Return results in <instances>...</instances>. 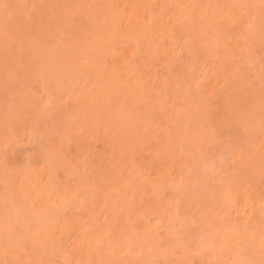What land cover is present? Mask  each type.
I'll return each instance as SVG.
<instances>
[{"label": "rangeland", "instance_id": "rangeland-1", "mask_svg": "<svg viewBox=\"0 0 264 264\" xmlns=\"http://www.w3.org/2000/svg\"><path fill=\"white\" fill-rule=\"evenodd\" d=\"M10 1V0H9ZM12 1V0H11ZM10 1V2H11ZM15 2H16V0H14ZM14 1H12L13 2V4L11 5L12 7H13V5L15 4H19L18 6H14L16 9H17V13H18V18H22L23 17V19H18V23H17V26H21L22 27V29L24 28L25 30H27L26 32L24 31V30H22V29H18V33L19 34H23V36L22 37H20V38H22V39H20V42L17 40V38L19 37V35H17V30H15V29H17V28H20V27H15L14 29L12 28V26H11V24H10V22H8V24H10V25H8V24H6V27L4 28V29H2V30H0V31H4L5 32V29H6V31L8 32V30L10 31V33H8V35H7V32H5V37H4V33L2 34V32H0V38H1V36H2V38L0 39V89H2V90H0V91H2L1 93H3V92H5L4 94H1L0 96V144H1V146H0V153H1V155H0V166H4V167H2L0 170H2V169H5V168H8V169H10V170H12L13 168L15 169V172H11L10 170V172L11 173H14V174H12V175H9V179H7L6 177L8 176V174H6V173H10L9 171H6V173H5V175L2 173V174H0L1 176H0V180H6L7 182H9L10 184L12 183V181H14L15 180V178H16V180H17V178H18V180L21 182V184H22V177L24 176V173L23 172H25V176H24V178L27 176L28 177V179H29V181L26 179H24V183H27L28 182V184H30V183H32L31 184V186L30 187H32V185H33V181H34V179H35V181H36V178H33V176L32 175H34L35 174V172H38L39 174H40V176L43 174V176H44V171L46 170V168L45 169H43V172H42V174H41V168L40 167H42L43 166V164H40L41 162H42V160H43V156L42 155H47V154H44L45 152H43L44 150H43V148L45 149V151H46V148H47V152L49 153L52 149L54 150H52V152H54V153H56L55 155H60V154H62V152H64L65 151V148H64V151H61V153H59V151L60 150H58L57 148H62V147H66V153H65V155H64V153H63V155L64 156H66V155H69V157H70V155H72V157H70L71 158V160H70V158L68 159L67 157H64V158H66V160L68 159V165H64V166H62V167H59V169L58 168H55V167H58V165L57 164H60L59 163V160L57 159L58 157H56V156H54V160L53 161H56L55 163H52L53 161H51L50 163L52 164H50L51 166H46L47 167V171H48V168L49 167H52V168H55L56 170H54V169H52V168H50L49 169V173H51V174H49V175H47L46 174V172H45V176H47V177H51L50 179L48 178V180H47V178H45L44 177V179L46 180H43V176H41L40 177V179H38V177H39V175L37 176V182H36V184H37V187L39 186H43L44 184H46V183H48L47 184V186L49 187H47L46 185V187H45V189H44V191L46 192V190H49L50 189V191H51V189H52V191L49 193V191H47L46 193L47 194H50V195H54V191L56 190V191H58V192H55V196L56 197H58L57 199H60V198H62V197H66V194H65V196H64V193L66 192H68L67 190L69 189V191H72V193H69L68 192V194H70V195H72L73 196V202H72V205H76L77 206V204H79V201H81L82 202V204L84 205V206H82L81 208L80 207H78V206H81L82 204H79L78 206H77V208L76 209H74V207H76L75 205H74V207L71 205V203H69L70 201H68L67 203L66 202H64V203H66V207L69 205H71L72 207H65L64 209V211L62 212V214H61V212L59 211L60 210V208L58 209V211H56V216L59 214V215H61V219H59L60 217L58 216L57 218L58 219H56V216H52V214H53V212H47V213H42L40 216L39 215H34L36 218H38L39 220H41L40 218L42 217V216H44L45 215V217H42V219L47 223V224H45L46 226H44V224H43V222H40L39 220L37 221V223L39 222V224H41L42 226H44V228L47 230V227H48V229H51V230H48L47 232H49L50 233V231L52 232L54 229H52V227L54 226V224L56 225V223H57V225L56 226H58L57 227V229L55 228V227H53V228H55V230H58V231H55V232H61L59 235H57V237H58V239L54 236V235H56V233H54V235H53V237L55 238V239H57V240H54V242L56 241L57 243H59L60 241H62V242H60L58 245H59V248H58V246L57 245H55V246H53L54 248H58V249H53V247H52V245H51V248H48V249H45V250H51V249H53V251L56 253V255H55V253H53V252H49V253H53V255L51 254V256H48V254H45V253H47V252H45V250L44 251H41V250H43L44 248H46V247H49L50 246V244L48 243V245H44V246H46V247H44L43 249L41 248V247H37V250H38V254L40 255V257H41V259L39 258V257H37L38 255H34L35 256V258L38 260V258H39V260H38V262L40 261H45V263L46 264H64L63 263V261L64 260H62V258H64V257H60L62 254L61 253H57V251H60L62 248H65V251H67V252H65L66 254H67V257H68V255L71 253V255H73V256H69L68 258H67V260L69 259V261H68V263H70V264H73V263H77V264H83L84 262H83V260H85L86 259V255H87V257L88 258H91V259H86V261L88 260H91L90 262H85L86 264L88 263V264H92L93 262H95V264H97L96 262H97V259H98V261L100 260V262L101 263H98V264H106V262L107 261H110L111 262V260L113 259V258H117V256H115L116 255V253L118 254V252H116L115 254H113V258H112V256L110 257V254H112V253H114V252H112V253H110L112 250L114 251V245H112V243L110 244V242H109V240L110 241H112L113 239H114V237L115 238H117L116 236H118V234L116 235V233L117 232H119V230H120V233L121 232H123V230H124V228L126 229L127 227H126V224H127V226L129 227L127 230H131L132 229V226L134 225V224H141L142 225V221H144V219H145V217H146V222L144 221V223H147V222H152V223H150L149 225L147 224V226H149V228H153V231H151V229H149V228H146V229H144V231L143 232H145V230L147 231V229H148V231L150 230V232H151V234H150V232H148L149 233V235L148 236H151V237H149L151 240H153V242L154 241H159V244H157V245H154V246H156V247H158L159 246V248H157L158 249V253H155L154 255H153V257L154 256H156V257H158L157 255H161L160 254V252L159 251H161V253H163L164 252V250L165 249H163V245L165 244L166 245V243L165 242H167L166 241V239L169 237V236H171V235H168V237L166 238V239H164V236L166 235L167 236V234H164V231H165V228H166V231H165V233L167 232V230L170 232V229H171V226L172 227H175V225H174V220L176 221V223L178 222L179 223V219L182 221V222H185V224L187 225V226H185V224L184 223H181L183 226L181 227V225H180V227H179V224H176V227L178 228V229H180V233L181 234H183L182 235V238H181V235L179 234V231H177L178 232V234H179V238H175L176 240H180L181 239V241H183V237H185V238H188V240L187 239H185L184 238V241L186 242V241H189V242H191L192 244H190L189 242V244L188 245H190V246H187L188 248H186L185 246V248L184 249H186V251L182 248V252H183V254H182V252H181V249H179L178 248V243H177V241H175L174 240V236H172L171 237V241H173V242H171V243H169L170 245L171 244H177V247L175 248V247H171L170 245V247L168 246V244H167V248L168 249H166V251L167 252H164V253H166V254H168V257L167 258H169L170 259V261H169V259L166 261H164V259H162V258H165V256L162 254V256H164V257H162V256H160V258L161 259H159L158 258V261H160V262H158V263H156V264H163V263H165L166 264V262H167V264H169L170 262H171V260H172V262H171V264H219V263H223V264H264V252L262 251L263 249H262V247L264 246V239H262V238H259V240H258V243L257 242H255V241H257L256 240V238L258 239V236L259 237H261L260 236V233H257V237H254L255 235L253 234H251L252 233V231H254V233H255V230L256 229H258V227H260L259 225H256V227L257 228H255V227H253V229H251L250 230V233H249V231L247 232H245V233H248L246 236H244L245 234L243 233V238L245 239V237H248L249 239H247V241H246V239L244 240L243 238V241H245V242H240V244L237 242L238 240H240V239H236L237 241H235V243H233L234 244V248L236 249H234L233 247L231 248V246H232V244L231 245H229L227 242H224L225 241V239H224V235H223V239H224V241L222 240V232L223 231H221L220 230V227L222 228V230H224V228H226V227H228V223H230L231 222V224H232V222H236V219H238L237 217H239L238 215L237 216H233V215H235L233 212H232V209L230 210V213L232 214V217H231V214H230V216H225V217H231L230 219H226V222H227V220H230V221H228L227 223L224 221V219L225 218H223L224 216H222L223 214H221L217 209H219V207H218V205H215L216 207H217V209H216V207H214L213 205L214 204H212V203H214V201H215V203H217L218 202V200L220 201V199H219V197L220 196H222V195H220V196H218V195H214L213 193H214V191H218L219 190V188H222V187H224V186H226V185H228V180H229V182L232 184V182H233V185L234 184H236V186H237V189H239V191L240 192H243L244 190H246V192L250 195L249 197H251V200H253L254 202H258V201H263L264 200V149H262V148H264V135H262V137H261V134H263L264 133V82H262L263 80H262V78L264 77V75H262V74H264V72L262 73L261 71H263V69H264V34H261L262 33V31L261 30H263V29H260V27H262L263 25H264V0H256L255 1V3H257V4H255L254 5V1L253 0H244V1H248L250 4H248V3H246V5H245V7L243 6V4L245 3H243L242 4V2H241V0H226V2H228L229 1V3H231L230 5H232L233 4V6L235 7H233V6H231L230 8H232V10H233V8L238 12V14L235 12V10H233L235 13H234V15H235V17H236V15H239V14H247L248 15V12H249V10H248V12L246 13V12H243V11H247L246 9H244V8H247L248 6L247 5H252V3L250 2V1H252L253 2V5L254 6H251L250 8H248V9H251V11H250V13L252 12V10L254 11V13L255 14H253V13H251L252 14V16H253V23H255L256 22V24H258V27L259 28H257V30L256 31H258V29L261 31L259 34H260V37H259V35L258 36H256V37H259L258 39H257V41L255 42V41H253V40H251V42L249 43V45L246 43L245 44V42L244 43H242L241 41H240V39L241 38H239V41L237 42V41H235V42H237L236 44L235 43H233L232 42V40L238 35V33H237V30H235L236 31V33H237V35L236 36H234V38H232L233 36V34L231 35V37L228 35V34H226L224 31H226L225 29H227V28H225V26H226V24L224 25V28L225 29H223V22L225 23V21H222V23L220 22V20H222V17H223V15H220V13H222V11H227L229 8H228V3H225V6H224V8H222L223 6V4H224V1H222L221 2V0H219V2H221V4H219V2H217V4L215 5V10H214V5H213V12H212V9H210L209 11H207V12H202L201 11V9L203 10V8L205 7V9H206V7H207V5H208V7L209 8H212L211 7V5H209L210 3V1L209 0H203V2H206L205 3V6H204V4H202L201 5V3L199 2V1H197V0H192L193 1V3H192V1H189V0H187V2L189 1V4L187 5L186 4V0H185V2H184V0H161V2H160V4H158V1H156V0H154L153 1V4H151L152 6L155 4V7H152L151 9H150V11H149V9H147V8H150L151 7V5H150V7H149V0H129L130 1V3H129V5L127 4V9H129V7H130V9L131 8H134L133 10H136L135 9V7H138L139 8V6L141 5V4H143V5H141L142 7L141 8H146V11H147V13H149L150 12V14H152L151 16H153L154 17V14H155V17L154 18H156V17H162V18H164V19H160L162 22H163V24H165V27H166V25L168 26V28H167V30H164V31H162L161 29H158L159 28V25L158 24H162V23H160L161 21L160 20H158V22L159 23H157V26H153L154 25V23H152L153 25H151L152 26V28L153 27H155L158 31L159 30H161V32H163L162 33V35H161V33H160V35L161 36H157V37H162V36H164V35H166V33L167 34H171L172 32V35L173 36H175V34H176V39H174L176 42H172L173 43V46H171L170 45V40H172L171 38H172V35L170 36V34H169V36L171 37L170 39L169 38H167L166 36H168V35H166V36H164V37H166V39H165V41H164V39H157L156 38V40H153V41H151V42H154L153 44L150 42V41H148L147 42V40H144V39H142V41L140 42V45H138V47H139V49H142L144 46H146V43L147 44H149V43H151L152 44V47H151V44H150V46H148V47H151L152 49H151V51L153 50L154 51V53L153 52H149L148 53V49H150V48H146V49H144L148 54H147V56H146V52L143 50L142 51V54H144V55H141V53H140V50H139V52H137V50H132L135 46H133V47H131V46H129L128 44H126V47H125V45L124 46H122V47H120V39L119 38H117V36L115 35L114 36V33H116L117 35L118 34H120V32H121V34L123 33L122 31H120L119 29L120 28H122L123 26H121L122 25V23L123 22H121L120 23V21L118 20V22L120 23V25L117 23V21H116V24H117V26H119V29L117 28V26L115 25V27L119 30V32L116 30V28L115 29H113V34H111L110 32H108L109 31V29H108V27L109 26H107V22H108V20H110L111 18H113L114 16H113V14H111L112 16H110L109 15V17H111L110 19H106L107 20V22H104V20H102V17L104 16V14L105 15H107L108 13H111L112 11L110 10L111 9V6L109 7L110 9V11H108V13L106 14V12H104V10L103 9H105V11H106V9H107V7L105 8V5L104 4H107L108 6H109V4L107 3V1H110V0H105V3H103L104 2V0H71V1H68V0H66V2L68 1V3H63L64 2V0L62 1V4H61V2H59V3H57L56 1L57 0H53V1H51V0H40V3H41V1H42V3H43V5H41L40 6V4H38V6H40L41 8H39V10H40V12L38 13V11L39 10H37L38 9V7L37 6H34V5H36L37 4V0H34V2H33V0H28V1H26V0H24V3H25V9H26V11H27V9L31 6V8H32V6H33V9L31 10L30 8L28 9V11L26 12L25 10V12L26 13H24V14H22V11H20V10H18V9H21L22 7H23V5L24 4H22L23 3V0H18L16 3H14ZM19 1H22V5L20 4V2ZM30 1V2H29ZM33 3H32V2ZM45 1V2H44ZM76 3H75V2ZM82 2L84 5H80V4H78L79 5V7H76L77 5H75V4H77V2ZM85 1V2H84ZM92 1V3H89V2H91ZM97 1V2H96ZM98 1L100 2L99 4H98ZM103 1V2H102ZM113 1V0H112ZM111 1V2H112ZM122 1L123 0H114V3H116V4H119V5H122ZM126 1H128V0H126ZM183 1V2H182ZM212 1H214V0H212ZM217 0H215V2H216ZM11 2V3H12ZM48 2V3H47ZM50 2L51 3H53V4H55L56 3V5H53V4H51L50 5ZM70 2V3H69ZM73 2V3H72ZM102 2V3H101ZM181 4H180V3ZM28 3V4H27ZM30 3H31V5H30ZM35 3V4H34ZM38 3H39V1H38ZM71 3H72V5H74L75 6V8H78L77 9V11H80L81 12V6L82 7H84V9H86L87 7V9H88V11H92V13H91V15L90 16H88L89 17V19L87 18V16L85 17V19L87 18L88 19V21H80L79 20V22H78V18L81 16L82 17V15L81 14H78V15H74V14H76V9H74V12L73 13H71L70 11H71V9H73L74 7L73 6H71ZM113 3V2H112ZM128 3V2H127ZM165 3V5L164 6H166V8H164V6H163V4ZM167 3V4H166ZM191 3V4H190ZM200 3V4H199ZM34 4V5H33ZM70 4V9H69V6H66V5H69ZM88 4V5H87ZM91 4V6H89ZM96 4V5H95ZM140 4V5H139ZM158 4V5H157ZM178 4H180V6H178ZM187 5V6H183V8L185 9L186 7H187V9L188 10H190L191 8H193L194 9V7H196V9H195V11L196 10H199L198 12H199V14L197 15V14H195V11L193 10V9H191V11H190V13L192 12V11H194L193 12V14L191 13V18H190V13H189V11L187 10V16L189 17H187L188 19H186L185 17H183V14L184 15H186V11H185V13H184V10H182L183 8L181 7L182 5ZM235 4V5H234ZM21 5V8L19 7ZM27 5H29V6H27ZM47 6V7H45V6ZM85 5H86V8H85ZM92 5H94V9L92 8L93 6ZM110 5H111V3H110ZM126 4L124 3V6H125ZM137 5H139V6H137ZM157 5V6H156ZM159 5L161 6V7H163L164 9H162L163 11H165L166 12V9H172V10H167L168 11V14H167V12H166V14L167 15H165V13H157V8L156 7H159ZM176 5L179 7V10H180V12L182 13L183 12V14L182 15H180V12H179V16H180V18L179 19H177L179 16L177 15L178 14V12H176L177 11V9H178V7H176ZM196 5V6H195ZM221 5V6H220ZM42 6H43V8H42ZM54 6H58V7H60V8H58L57 7V9H56V7H54ZM65 7L66 6V8L67 9H63V7ZM100 6H102V8H99ZM103 6H104V8H103ZM148 6V7H147ZM190 6V7H189ZM203 8H202V7ZM218 6H220V7H218ZM243 6V7H242ZM247 6V7H246ZM27 7V8H26ZM35 7V8H34ZM49 7V10H52V8H53V12H54V10H56L54 13L53 12H51L50 11V13H48L49 11H47L48 8ZM52 7V8H51ZM73 7V8H72ZM167 7H169V8H167ZM176 7V8H175ZM190 9H189V8ZM200 7H201V9H200ZM208 7H207V9L206 10H208ZM226 7V8H225ZM37 8V9H36ZM80 8V9H79ZM97 8H99V9H101V10H99V12H100V15H101V11L103 10V13H102V16H100L99 14H98V10L96 11V9ZM155 9L156 8V10H155V12H154V10H152V9ZM181 8V9H180ZM198 8V9H197ZM218 8H219V10H220V12L218 13L217 12V14H215L214 13V11H217L218 10ZM221 8H222V10H221ZM35 9L37 10L36 12H35ZM42 9H44L43 11H45L46 10V12H41V10ZM67 10V11H69V15H70V13H71V15L69 16V15H67V11H66V13H62V10ZM69 9V10H68ZM86 9V10H87ZM95 10V11H93V10ZM175 11H174V10ZM224 9V10H223ZM242 9H243V11H242ZM31 12H30V11ZM61 10V11H60ZM86 10H84V13L86 14ZM142 11L144 10V9H141ZM152 10V11H151ZM162 10H158V12H162ZM205 10V11H206ZM60 11V12H59ZM139 11V10H138ZM137 10H136V12L135 13H140V12H138ZM145 11V12H146ZM149 11V12H148ZM172 11V12H171ZM210 11H211V13H213L214 15H212L211 13H210ZM242 11V12H241ZM0 12L2 13H4V11L2 10H0ZM56 12H58V13H56ZM80 12H78V13H80ZM82 12H83V10H82ZM170 12V13H169ZM174 12V14H175V12H176V16H178V17H176L174 14V16L171 14V13H173ZM197 12V13H198ZM225 12H223L222 14H225ZM240 12V13H239ZM5 13H6V11H5ZM32 13H33V16L34 15H41V16H43V15H45V17H48L49 15H47L46 16V14H50L52 17H54V16H56L57 18H58V16H59V19H57L56 17H55V19H50V18H48V19H46L45 20V18H44V20L45 21H47V23L48 22H50V25L48 24V30L49 31H52V32H49L50 33V35H49V33L48 34H43L42 32L43 31H40V29L38 30L37 29V26H35V24L36 23H39L38 22V20H33V19H35V17H37V16H35V17H33V19L31 18L32 17ZM93 13H97V15H98V20H100L99 22L97 21V30H99L100 32H101V30L100 29H102L103 30V33L104 34H106V32L107 33H109L108 34V38L107 37H105L104 36V34H102V32L99 34V36L100 35H103V36H101L100 37V39H103L102 37H104V39H103V41L101 40L100 41V39L99 40H97V38H95V36L98 34H96V33H94V32H92L94 29L96 30V25L94 24L95 23V21H96V16L95 15H92ZM154 13V14H153ZM189 13V14H188ZM203 13H205V14H203ZM249 13V14H250ZM26 14H31V15H28L27 16V20L31 23V25H29L27 22H25L24 21V15H26ZM52 14H55V15H52ZM73 14V15H72ZM87 14H88V12H87ZM169 14H171V17L169 16ZM201 14V15H200ZM203 14V15H202ZM207 14H208V16H207ZM210 14H211V16L213 17L214 16V19H215V15L217 16L218 15V18L216 17V22L217 23H219V25H221V27L222 28H219L218 27V29H220V31H223L225 34H226V36L228 37V38H231V42L227 39V37L222 33V36H225L224 38L227 40H225L226 41V44L225 45H227V42L229 41L231 44H229V45H227V47L225 46V45H223L222 46V49L220 50V52L219 53H221L222 51H224V52H226L225 54H221V57H220V54H219V56H218V58L219 59H217V60H215L214 58L216 57L217 58V56H215V57H212L211 59L210 58H208L209 60L207 61V57H211V56H208L209 54H205L204 52L203 53H201L200 54V52H201V49L198 51L197 50V52H199V53H197L195 50H196V48H194V47H192V45L194 44V42H195V39L197 38V32L198 33H200V30L198 31L197 29H196V27H200V25H201V27L200 28H202V30H201V33L202 34H204L203 35V37L207 40V42H206V49H207V51L209 50V47L210 46H213L212 45V43L210 44V42H209V40L208 39H212L213 38V35L210 33V31L211 30H207V27L210 29V27L211 26H209V25H211L212 24V26H213V22H215L214 20H213V18L211 17L210 18ZM21 17H20V16ZM58 15V16H57ZM63 15L64 16H66V17H63ZM147 15V14H146ZM163 15H165L164 17H163ZM201 17H200V16ZM221 16V18H220V16ZM242 15V16H243ZM243 16V17H248L247 15L246 16ZM255 15V16H254ZM4 17V14L2 15V14H0V18L1 17ZM31 16V17H30ZM41 16H39V17H37V18H40ZM68 16L69 17H72V16H74V17H72L70 20L68 19ZM75 16H77L78 18H77V26H76V28L78 29V31L76 30V28H74L73 27V30L74 31H72V26H74L73 24H71L70 25V27H69V29L68 30H71L74 34H78L80 31L82 32V30L81 29H83L82 28V26H83V24H85L86 23V25H88V27L86 28V29H88L87 30V32H86V29L84 30V34H85V32L87 33V34H82L83 35V39L84 38H86V37H89L90 38V36H91V38H90V40L91 41H88V42H90V43H88L87 42V40H88V38H87V40L86 39H84V40H86L85 41V43H84V46H85V44H86V42H87V44H86V48H82L83 46V44L82 45H79V44H81V43H79L80 41H77V40H75V42H74V38H73V35L71 34V33H69V31H68V34H67V31L65 30V31H62V33L64 34L65 32H66V34L67 35H64V39H63V37L60 35V32L58 31V32H56L57 31V29L56 28H59V24H58V22L57 21H59V23L61 22V21H63V22H61V23H63V24H66L67 25V21H70V22H72L71 20H73V21H75V19H76V17ZM93 16V18H91ZM169 16V19H172V20H170L171 21V23H173L172 25H170L171 23L169 22V20L167 19V17ZM172 16H173V18H175L174 19V21H173V18H172ZM181 16L184 18V19H182L181 18ZM193 16H194V18H193ZM197 16V17H196ZM203 16H206L205 18H202ZM251 15H249V17H250ZM3 17H2V19H3ZM60 17H62V19L64 18L65 19V21H66V19H68L67 21H66V23H64V20H60ZM108 17V18H109ZM238 17H240L239 19L241 20V19H243V21L245 20V18H243V17H241L240 15L238 16ZM256 17V18H255ZM42 18V17H41ZM84 18V17H83ZM106 17H104V19H105ZM153 18V19H154ZM197 18H199L198 20L199 21H197ZM201 18V19H200ZM206 18H208V24H207V21H204V20H207ZM213 21H211L210 19ZM263 18V19H262ZM1 19V20H2ZM57 19V20H56ZM79 19H81V18H79ZM84 19V20H85ZM86 19V20H87ZM91 19V20H90ZM94 19V20H93ZM191 21H194V23H195V21H197L199 24H194V25H192V27H194L196 30L193 32V28L191 29L190 27H191V24L193 23V22H191ZM247 20L248 19H250V18H246ZM262 19V20H261ZM0 20V21H1ZM22 21V22H20V21ZM43 20V21H44ZM54 20V21H53ZM83 20V19H82ZM112 20V22H115V18L114 19H111ZM110 20V21H111ZM164 20V21H163ZM177 20H181V21H183V22H181L182 24H183V27H180V29H182V30H177L175 27V25H174V23L176 24V23H178L179 24V21L177 22ZM186 22H185V21ZM191 22H189V21ZM203 20V21H202ZM223 20H225L224 18H223ZM254 20H255V22H254ZM23 21H24V23H27V24H25V26L27 25L28 26V28L26 29L25 28V26H22V25H24V23H23ZM36 21V22H35ZM39 21H40V24H46V22H44V23H42L41 22V19H39ZM166 21V22H165ZM173 21V22H172ZM211 21V22H210ZM250 21H252V18L250 19ZM259 21V22H258ZM22 23V24H20V23ZM56 22V24H58L56 27L54 26V28H55V30L53 29V28H51V24H54ZM83 22V23H82ZM94 22V23H93ZM112 22L110 23V24H112ZM153 22H155V21H153ZM157 22V21H156ZM165 22V23H164ZM207 24V26H205L204 25V27H203V24H205V23ZM215 22V23H216ZM245 22V21H244ZM263 22V23H262ZM34 23V24H33ZM60 23V24H61ZM82 24L81 25V27H80V24ZM88 23V24H87ZM99 23V24H98ZM181 23L179 24V26H182L181 25ZM187 23H189V25L187 24ZM252 23V25H254L255 26V28L257 27L256 26V24H253ZM259 23L260 24H262V25H259ZM14 24V23H13ZM56 24H54V25H56ZM74 24H75V22H74ZM170 25V27H169V25ZM185 24H187V25H185ZM32 25H33V28H34V26H35V30H33L31 27H32ZM62 25V24H61ZM76 25V24H75ZM100 25H102V26H104V28L102 27V26H100ZM106 25V26H105ZM109 25V24H108ZM124 25V24H123ZM177 25V24H176ZM197 25H199V26H197ZM218 25V24H217ZM7 26H11V27H7ZM26 26V27H27ZM89 26H90V30H91V32L89 31ZM111 26V25H110ZM112 26H113V24H112ZM161 26V25H160ZM164 26V25H163ZM171 26H173V28L171 27ZM175 26V27H174ZM188 26H190L189 28H188ZM196 26V27H195ZM227 26H229V25H227ZM253 26V27H254ZM29 27H30V29H29ZM67 28V26H65L64 25V27H62L61 26V29L62 28ZM80 28V31H79V28ZM92 27H94V29L92 28ZM158 27V28H157ZM177 27H178V25H177ZM185 27V28H184ZM85 28V27H84ZM169 28L172 30H174V28H175V30H177L176 32H174L173 30L172 31H170L169 30ZM179 28V27H178ZM186 28H188L187 30H186ZM199 28V29H200ZM206 28V29H205ZM230 28H233V27H230ZM262 28H264V26L262 27ZM13 29V30H12ZM36 29L40 32V33H42L43 35H40V33L38 34L37 33V35H36V33H34L35 31H36ZM53 29V30H52ZM93 29V30H92ZM222 29V30H221ZM22 30V33L20 32ZM31 30V31H30ZM116 30V31H115ZM153 30V29H152ZM183 30H185V31H188V32H186L187 33V35H188V37L186 36V34L183 32V34L181 33V32H178V31H183ZM192 31L193 32V36L194 35H196L195 36V39L191 42L190 41V39L189 38H192L191 36H189V34L190 35H192V32H190V31ZM208 31L209 32V34L207 33L206 34V31ZM213 30V29H212ZM230 30H232V29H230ZM228 31L230 34L233 32V31ZM37 31V32H38ZM53 31H55V32H53ZM70 31V32H71ZM105 31V32H104ZM111 31V30H110ZM158 31H156V33H157V35H159V33H158ZM165 31H167V32H165ZM203 31V32H202ZM226 31V32H227ZM28 32V33H27ZM36 35V38H35V35L33 36V33ZM78 32V33H77ZM81 32H80V34H81ZM88 32H90V33H92V35H89L90 33H88ZM112 32V31H111ZM160 32V31H159ZM177 32H178V34L179 33H181L182 34V36H180V34H179V37L177 36ZM227 32V33H228ZM263 32H264V30H263ZM26 33V34H25ZM53 33V34H52ZM57 33H59V35L57 34ZM152 33V35H153V32H151ZM155 33V32H154ZM235 33V32H234ZM235 33V34H236ZM56 34V35H55ZM80 34L77 36V35H75L76 36V38L78 39V37L80 38L79 40H81V36H80ZM96 34V35H95ZM111 34V35H110ZM164 34V35H163ZM185 34V36H186V38H187V40L189 39V43L191 44H189L188 42H187V40L186 41H184V35ZM206 34V35H205ZM234 34V35H235ZM24 35H25V37H24ZM30 36V38H29V36ZM38 35H40L41 37L43 36V38H41L40 36H38ZM44 35L45 36H47V37H44ZM71 35V36H70ZM107 35V34H106ZM113 35V38H115V39H113L112 40V42H114V44H112V42L111 43H109V37H111ZM156 35V34H155ZM240 35V34H239ZM263 35V36H262ZM7 36H9V37H7ZM12 36H14V38L12 37ZM31 36H33V40H34V42H31L32 41V37ZM60 36V37H59ZM67 36H68V38H67ZM207 36H209V38L206 37ZM26 37H27V40H28V38H29V40H28V44H25L24 42H23V39L24 40H26ZM51 37V38H50ZM61 37H62V39H61ZM69 37L72 39H69ZM92 37H93V40H92ZM164 37H162V38H164ZM175 37H173V38H175ZM181 37V38H180ZM241 37V36H240ZM13 38V39H12ZM75 38V39H76ZM105 38H107V40L106 41H108V43H107V45H106V48H111L110 47V45H113V48L114 47H116V49H115V51H116V53H114V55L115 54H117V57H116V55H115V57H111V59L109 60V59H107L108 58V56H110V55H108V52L109 51H107L106 52V48L104 47V45L106 44V42H104L105 41ZM151 38L153 39V36H151ZM177 38H179V39H181V40H179L178 39V41H180V42H177ZM183 38V39H182ZM194 38V37H193ZM11 39H12V41H11ZM16 39V40H15ZM19 39V38H18ZM43 39V41H39V40H42ZM68 39V40H67ZM82 39V40H83ZM119 39V40H118ZM147 39V38H146ZM151 39V40H152ZM154 39H155V36H154ZM169 39V40H168ZM236 39V38H235ZM259 39L263 42H261V41H259ZM10 40V41H9ZM26 40V41H27ZM82 40H81V42H82ZM174 40H172V41H174ZM192 40V39H191ZM197 40V39H196ZM224 40V39H223ZM237 40H238V38H237ZM242 40V39H241ZM30 41V42H29ZM38 41H39V43H38ZM45 41V43H43ZM50 41V42H49ZM77 41V42H76ZM92 41H93V43H96V45L95 44H93L92 45ZM99 41V44H102L103 42V45H99L97 42ZM111 41V40H110ZM143 41H146L145 42V44H143ZM161 41H162V43H161ZM37 42V43H36ZM41 42V43H40ZM46 42H49V43H46ZM52 42V44H50ZM74 42V43H73ZM119 42V43H118ZM159 42L161 43V44H159ZM187 42V43H186ZM228 42V43H229ZM239 42H241L242 44H245L246 45V47L248 46H250V44L254 47L253 49H255L256 51H257V53H256V51L254 50H251L250 51V48L252 49V46L249 48V50H247V51H249L250 53H252V51H253V53H254V55H256V57L257 58H255L254 57V55L252 54V56H250L251 54L249 53V52H247V53H245V55L246 54H248L249 53V57H252V58H249L248 56H247V58H246V56L245 55H243V52H241L240 54L241 55H243V56H241L240 54H239V52L241 51H239L238 49H240V48H238L239 46H238V43ZM20 43V44H19ZM38 44V45H36V44ZM121 43H122V40H121ZM158 43V44H157ZM171 43V44H172ZM178 43H185V44H187V45H189V48H188V46L186 45H184V46H182L183 44H181V45H179ZM208 43H209V45H208ZM255 43V44H254ZM262 43V44H261ZM27 45V46H25V51L27 52L28 50H29V52H25L23 49H22V47H24L23 45ZM33 46H32V45ZM34 44H35V46H39L40 48H38L37 49V47H35L34 46ZM44 46V47H42V45ZM74 44V45H73ZM88 44H90L91 46H92V48L93 49H98V51H99V55H98V51L97 50H90V49H87L88 47H89V45ZM98 44V45H97ZM116 44V45H115ZM234 44L235 45H237V48L238 49H236V46H234ZM261 44V45H260ZM117 45H119V47L118 48H120V49H117ZM159 45V46H158ZM165 45V46H164ZM177 46L175 49L176 50H178L179 49V46L182 48H185V49H182V50H178V52L175 50V54L173 53V49L174 48H172V47H175V46ZM239 45H241L240 43H239ZM255 45V46H254ZM32 46V47H31ZM46 46V47H45ZM82 46V47H81ZM98 46H103L102 48L101 47H98ZM143 46V47H142ZM191 46V47H190ZM195 46V45H194ZM242 46V45H241ZM240 46V47H241ZM261 46V47H260ZM31 49V48H35V50H38V51H36L35 52V50L34 49H32V50H30L29 48ZM98 47V48H97ZM147 47V46H146ZM163 47H165V48H167V47H170V49H167L168 51H165L164 49L165 48H163ZM193 48H194V50H193ZM212 48H214V46L212 47ZM227 48V49H226ZM229 48V49H228ZM42 49V50H41ZM81 49H84L85 51L86 50H88L87 52H85L84 54H83V50H81ZM188 49V51H187V53H186V51L185 50H187ZM204 50H205V47L203 48ZM202 49V51H204ZM19 50V51H18ZM22 50V51H21ZM34 50V51H33ZM44 50V51H43ZM100 50L101 51H105V53L103 52H100ZM108 50V49H107ZM117 50H119V53H118V51ZM169 50H171V51H169ZM189 50H191V51H195L196 52V55H195V53H192L191 51L189 52ZM212 50V49H211ZM237 50L239 51V52H237ZM42 51V52H41ZM89 51H90V55H88L89 54ZM92 51V52H91ZM94 51H96V53L94 52ZM131 51L133 52V53H135V52H137L138 53V55H136L137 53H135V55L133 54L132 56H134L133 58H131L132 56H130L131 55ZM163 53H162V52ZM165 51V52H164ZM185 51V52H184ZM213 51V50H212ZM212 51H209L208 53H210V52H212ZM23 54H22V53ZM95 53V55L93 54V56H94V58H92L91 56H92V53ZM143 52H145V53H143ZM170 52V53H169ZM206 52V51H205ZM258 52L260 53L259 55H258ZM19 53V54H18ZM46 53V54H45ZM80 53H81V55H80ZM88 53V54H87ZM103 54L104 55V57L106 56L105 54H107L108 56L106 57V61H105V63L106 64H108L107 66H105L106 68H104V67H102V65H99V63H98V61H97V59H95V56H96V58L97 57H99V58H104V57H102L101 56V54ZM111 53V52H110ZM113 53H112V55H113ZM151 53V54H150ZM157 53V54H156ZM172 53V54H171ZM263 53V54H262ZM49 54V55H48ZM120 55V57L122 58V62L124 63L125 61L127 62V63H125V65L127 66H130V64H135L134 65V68H132V69H130L129 71H131V73H129L128 74V71L126 72V70H124L125 71V75L127 74V75H129V77H127V75L126 76H124L123 75V72L124 71H122V74H120V72H121V70H119L120 69V67L121 66H119L118 64H119V62L116 64V62H115V60H117L116 58H118L119 57V55ZM178 54V55H177ZM190 54V55H189ZM197 54L199 55H202L203 54V56L204 57H206V58H204V59H206V62H205V60H202V63L204 64V62H205V65L203 66V64H199V66H198V63L197 62H199L198 61V59H199V56H197ZM212 53H210V55H211ZM19 55V56H18ZM23 55V56H22ZM83 55H85L84 57H86V55H88L87 57H89V58H87V62H86V60H84L83 59ZM148 55H150L151 56V58H146V57H148ZM189 55V57H187ZM22 56V57H21ZM82 56V57H81ZM142 56H145V58L144 57H142ZM169 56V57H168ZM172 56H175L174 58L172 57ZM192 56H196L195 57V60H193L191 57ZM172 57V58H171ZM198 57V58H197ZM201 57L202 56H200V59L199 60H201ZM239 57V58H238ZM18 58V59H17ZM38 58V59H37ZM90 58H92L93 60H91ZM112 58L114 59V60H112ZM190 58V59H189ZM255 58V59H254ZM260 58H262V60H263V62L261 61V59ZM48 59H50L49 60V63H47V65H46V62H47V60ZM88 59H90V60H88ZM95 59V60H94ZM132 59V60H131ZM146 59V60H145ZM169 59L171 60L172 59V65L171 64H169L170 63V61H169ZM174 59V60H173ZM203 59V58H202ZM240 59H242L241 60V62L243 63V65H242V63L240 62ZM244 59H246V61H247V59H248V61H247V63H245V60ZM257 59H259L258 60V62H257ZM20 60H22V61H20ZM36 60H37V62H36ZM102 60H105V58L104 59H102ZM107 60H109L108 62H107ZM118 60H119V58H118ZM117 60V61H118ZM250 60H254L253 62H254V64L255 65H253L255 68H251V62L252 61H250ZM18 61H20V63L18 62ZM43 61V62H42ZM90 61L92 62V66H93V63L96 65V62L98 63L97 65H98V67L100 66L101 67V70H102V74H99V73H97V74H95V75H98L99 74V76L101 75V77H100V80H101V82L103 81L105 84H103L102 85V87L103 88H99L98 87V85H97V83L98 82H95V87H93L94 86V84H93V82L92 81H85V80H83V78H81V77H85V74H87V73H89L90 74V77L92 76L91 75V73L93 72V71H88V69L87 68H89V69H91L92 68V66H91V63H90ZM96 61V62H95ZM114 63V64H116V67L117 68H119V69H115L116 67L114 66V64H113V71L114 72H116L115 74H114V72H112L111 73V71L112 70H110V69H112L111 67H112V63ZM114 61V62H113ZM130 61H133V63L131 62L130 63ZM194 61H195V63H194ZM209 61H210V63H209ZM244 61V62H243ZM260 61V62H259ZM52 62V63H51ZM85 62V63H84ZM89 62V66L87 65V63ZM128 62L130 63V64H128ZM201 62V61H200ZM19 63V64H18ZM101 63H102V61H101ZM121 63V62H120ZM178 63V64H177ZM49 64H50V66H49ZM85 64H86V69L84 68V66H85ZM167 64V65H166ZM211 65V67H210V65ZM246 64V65H245ZM248 64H249V66H248ZM253 64V63H252ZM51 65L53 66V68L51 67ZM94 65V66H95ZM118 65V66H117ZM193 65H194V67H193ZM201 65V66H200ZM206 65L208 66L209 65V71H208V69L206 68ZM261 65H263L262 67H260ZM19 66V67H18ZM33 66H35V67H37V68H33ZM39 66H40V69H39ZM103 66H104V61H103ZM111 66V67H110ZM127 66V67H128ZM135 66H136V69H135ZM165 66H167V67H165ZM202 66L204 67V69L206 68L207 70H206V75L208 74L209 76H210V74L212 73V72H214L215 73V75L214 76H216L217 75V73L218 74H221V77H223V75L225 74L226 75V77H227V74L226 73H228L229 75H228V77H233V80H236V79H238L237 81L239 82L238 83V85H240V80L243 82H241V84H242V90H239V91H241V92H239L238 91V89H233L234 87H235V84H237V82H235V81H233L232 79V82H233V85H232V87L233 88H231V85H230V87H228V85H227V88H228V90L231 88V90L233 89V91H234V95L232 96V97H234L235 99H234V103H236V105L233 103V98L232 99H230L231 97V93L230 92H227V89L225 88V87H223V88H225V89H222L221 87H222V85H221V82L223 81H218L219 83H218V88H220V89H222L220 92H217L216 91V93H215V98L213 97L214 95L212 94L213 92H210V94H209V89L207 88V87H205L204 85H209V83H210V77H212V76H210V77H207V76H205V77H207L208 78V81L209 82H203V88H202V86H201V89H202V91H203V93H204V95H206V97L204 96V98H207L206 100H207V102L209 101V99L208 98H212L213 97V99H214V102L215 101H217L216 103H214V102H210V104L212 103L213 105L214 104H216L217 106H213L212 104V106L213 107H216V108H214V109H218L217 110V114H216V112H215V114H213V110H212V116H214V118L212 119L211 118V115H210V113H211V107H210V104H207L206 102V104L207 105H205L204 104V102L203 101H205V99H202V101H201V98L202 97H198L199 96V94H197V96H195L196 95V93H197V91L195 90V88H193V87H191L190 88V90L192 89V90H195L196 91V93H194L193 95L195 96V97H192V92L190 91V90H188L187 91V89L186 88H189V86H194V87H196V84H195V82H196V78H198L199 79V77H200V75L202 74L201 73V71H203L204 69L202 68ZM246 66H248V67H246ZM42 67H44V68H42ZM63 67H64V69H63ZM81 67H83V68H81ZM200 67V69L199 70H201V69H203V70H201V71H199V73H201V74H199V76H197L196 75V72H195V70L196 69H198ZM259 67V69H257L256 70V68H258ZM46 68H48V70H52V69H55V70H59V74L58 75H56L57 73H58V71H54V70H52L51 71V73L49 74H47V72H49V71H46ZM51 68V69H50ZM79 68H80V71H78L79 70ZM97 68V67H96ZM96 68H94L95 70L94 71H96L97 69ZM104 68V69H103ZM129 68H131V67H129ZM129 68H127V69H129ZM219 68H221V70L223 71V70H226V72H222V73H220V69ZM251 68V69H250ZM263 68V69H262ZM20 69H21V71H20ZM44 69V70H43ZM215 69H217V73H216V71H215ZM220 71H219V70ZM237 69V70H236ZM249 69V70H248ZM262 69V70H261ZM22 70H25V71H22ZM39 70V72L41 73V70H42V72H43V74H45L44 73V71L46 72V74L45 75H42L41 76V74H39V76L37 77V76H35L36 74L38 75V71ZM82 70V71H81ZM86 70V71H85ZM91 70H93V69H91ZM120 72H119V71ZM213 70V71H212ZM234 70H236V72L234 71ZM255 70V71H254ZM258 70H261L260 72H257ZM53 71H54V73H53ZM61 71V72H60ZM76 71H78L79 73L80 72H82L83 73V71L84 72H86V73H84L83 75H81L80 76V78L83 80V81H85V83L87 84L86 85V87L89 85V87H90V85H91V87L90 88H92V89H90V90H93L94 92H92L91 93V91L90 90H87V91H89L90 92V95L92 96L93 94H94V96H92V97H90L89 98V93H87V91H86V88H85V86H82V85H80V86H78V82H77V80L76 79H78V80H80L81 81V79H79V75L80 74H82V73H77ZM132 71H134V72H132ZM137 71V72H136ZM208 71V72H207ZM249 71V72H248ZM250 71H252V72H250ZM27 72V73H26ZM65 72V73H64ZM99 72V71H98ZM137 73L136 75H138L137 77H136V75H134V77H133V75H131L132 73ZM236 73V77H234L235 76V74H234V76H232V73ZM237 72H240V73H237ZM68 73H70V74H68ZM72 73V74H71ZM74 73H76V77H78V78H74V76H75V74ZM96 73V72H95ZM119 73V76L120 75H122L123 76V78H121V79H125V81L123 80H121L120 79V77H118V78H116V74H118ZM224 73V74H223ZM252 73V74H251ZM254 73V74H253ZM62 74H64V75H62ZM79 74V75H78ZM114 74V75H113ZM140 74V75H139ZM223 74V75H222ZM231 74V75H230ZM27 75V76H26ZM47 75V76H46ZM50 75H52L51 77H50ZM59 75H62V76H59ZM177 75V76H176ZM195 75H196V80L194 79V77H195ZM237 75H239L238 77H237ZM261 75V76H260ZM43 76H45V77H47L46 79L47 80H49V79H51V78H55L54 80H56V79H58L59 78V80H56L57 82H55L54 81V83L56 84V86H57V88H55V89H52L51 90V92H55V90L57 89V90H59L60 88L61 89H63V90H61V92H60V96L59 97H61L60 99H58V96L57 95H53V93H52V97L54 98V101H51V102H53V104L55 103V106L57 107V105H56V102H57V104H58V101L60 100V101H62V102H60V105H61V103H62V105H63V107H61V106H59L58 108H56L55 107V110L53 109V113H52V116L50 115V114H48V115H50L51 117L49 118L48 116H47V118L46 117H44V116H46L47 115V113L44 115V116H40L39 114H41V113H44V112H41V111H38L39 112V114H35V113H30V112H32V109H34L35 107H39L40 105H38V104H40L41 102L39 101V103L37 102V100H43V99H46V98H44V97H46L45 95L47 94V96H48V93H51V92H49L48 91V93H46V91L44 90V88L45 87H49L50 86V88H48V89H51V86H53L52 84H51V81H47V82H49V83H46V81H43L44 79H45V77H43ZM57 76H59V77H57ZM67 76V78L65 79V77ZM94 76V75H93ZM112 76H114L115 78L113 79H111V77ZM140 76H141V80H140ZM213 76V77H214ZM219 76V75H218ZM254 76V77H253ZM256 76H259V78L257 77V78H255ZM7 77V78H6ZM23 77V78H22ZM41 77H43L42 78V81L44 82L43 84L45 85V83L46 84H48V85H46V86H44V88H41L40 86H42L41 85V83H42V81H41ZM49 77V78H48ZM57 77V78H56ZM133 77V80H134V78H136L135 80H137V82L135 81V83H137V84H140V85H137V86H134L135 84L134 83H131V79H129V78H132ZM203 78V81H205L204 79H206V78ZM220 77V76H219ZM262 77V78H261ZM5 78V79H4ZM34 78V79H33ZM62 78V79H61ZM188 78V79H187ZM217 78V79H216ZM214 77V79L212 80L211 79V81H214V82H217V81H215V79L216 80H218V77ZM251 78V79H250ZM253 78H255V79H253ZM261 78V79H260ZM20 79H21V81H20ZM23 79H25V80H23ZM68 79V80H67ZM72 79L74 80L75 79V81H76V85H75V81L72 83ZM85 79V78H84ZM93 80L94 78H90V80ZM98 79V78H97ZM191 79H193V81H195V82H192L193 84H190L191 82L189 81V80H191ZM228 79V78H227ZM230 79V78H229ZM260 79V80H259ZM264 79V78H263ZM38 80V81H37ZM52 80V82H53V79H51ZM60 80H63L62 81V83L60 82ZM96 80V79H95ZM113 80V81H112ZM119 80H120V82H119ZM202 80V79H201ZM219 80H220V78H219ZM245 80V81H244ZM24 81V82H23ZM79 81V84L80 83H83V81L82 82H80ZM94 81V80H93ZM98 81V80H97ZM109 81H111V83L113 84H115V86H114V84L112 85L111 83L109 84ZM122 81V82H121ZM129 81L130 82V85H129V83H127V82ZM146 81V82H145ZM189 81V82H188ZM200 81V79L198 80V82ZM207 81V80H206ZM229 81V80H228ZM17 84H16V83ZM25 82H26V84H25ZM38 82V83H37ZM71 82V83H70ZM92 82V83H91ZM116 82V83H115ZM119 82V84L120 83H123V87H121L122 85L120 84H117ZM126 82V83H125ZM134 82V81H133ZM142 82V83H141ZM178 82H180V83H178ZM183 82V83H182ZM184 82H185V84H184ZM202 82V81H201ZM213 82V83H214ZM231 82V83H232ZM260 82H262V83H260ZM67 83H68V85H67ZM146 83H147V85H146ZM187 83H189V84H187ZM213 83H210V84H213ZM224 83H226L225 81H224ZM228 83V82H227ZM226 83V84H227ZM230 83V82H229ZM235 83V84H234ZM245 83V84H244ZM24 84H25V86H24ZM55 84H54V87H56L55 86ZM69 84H72V87L74 88V91H76V92H73L74 94L76 93V96L73 98V95L72 94H70V96H69V94H66L67 93V91L69 92V90H70V88L69 89H67L68 87H70V85ZM99 84H100V82H99ZM128 84V85H127ZM131 84L133 85V87L131 86ZM181 84H183V86H184V92H183V86L181 85ZM195 84V85H194ZM226 84H223V86H226ZM261 86H260V85ZM263 84V85H262ZM83 85H85L84 83H83ZM101 85V84H100ZM124 85L126 86V88H127V86H129L128 87V89L127 90H129L130 89V87H132V88H134L135 90H137L136 88L139 86V89H138V91H140V93H141V91L142 92H144V93H141V95H140V93L138 92V91H136V92H132L131 91V89L129 90V92L131 91L132 92V94L131 95H135L134 97H135V99H134V97L133 96H131L132 97V100H130V99H128L129 101H127V98H128V96L130 97V95H128L127 94V90H125L126 88H124ZM160 85H161V87H160ZM188 85V86H187ZM215 85V84H214ZM214 85H210V86H213L214 88H215V86L217 85V83H216V85L214 86ZM237 85V86H238ZM24 86V87H23ZM68 86V87H67ZM78 86V87H77ZM97 86V87H96ZM113 86H114V88L115 89H117L118 90V88H119V90H120V88L122 89V90H125V91H122V92H124V93H119V92H121V90L118 92L117 90H115V93L113 92L114 90H113ZM116 86H118V87H116ZM164 88H163V87ZM182 86V87H181ZM197 86H198V84H197ZM239 86V88L241 89V87ZM260 86V87H259ZM54 87H52V88H54ZM64 87V88H63ZM136 87V88H135ZM140 87H142L141 88V90H140ZM149 87V88H148ZM159 88V92H157L158 91V89H156V88ZM166 87V88H165ZM213 87H210V88H213ZM246 87V88H245ZM46 88V90H48ZM82 88V89H81ZM109 88H110V90H109ZM124 88V89H123ZM144 88H146V89H144ZM151 88V89H150ZM204 88H207L206 90H204ZM216 88H217V86H216ZM215 88V89H216ZM235 88H238V87H235ZM9 89V90H8ZM72 89V88H71ZM98 89H100V90H103V89H106V90H103V91H105V93L103 94V91H101L102 93H100V90H98ZM162 89V90H161ZM182 89V92H180V90ZM215 89H211V91L212 90H215ZM219 89V90H220ZM4 90V91H3ZM8 90V91H7ZM42 90H44L45 92H43ZM56 90V91H57ZM73 90V89H72ZM79 90H82V91H80V93H79ZM208 90V91H207ZM226 90V91H225ZM237 90V91H236ZM9 91H11V92H9ZM99 92L98 94L101 96L100 98H99V100L100 101H98L97 99H98V95H97V97H96V95L95 94H97L96 92ZM117 91V92H116ZM156 91V92H155ZM186 91H187V93H186ZM232 91V92H233ZM36 94V97H40L39 99L37 98V99H35L36 100V102L34 101H32V105L29 103V102H31V100H29V99H31V95L32 94H34V93ZM59 92V91H58ZM64 92H66V93H64ZM128 92V93H129ZM137 92H138V95H136L137 94ZM150 92V93H149ZM164 92V93H163ZM165 92H168L169 93V95H168V93H165ZM179 92V94H178V96H177V94H175V93H178ZM199 93H201L200 91H198ZM205 92H208V93H205ZM224 93V92H227V93H225V94H228V96H229V99L227 98V97H225L224 98V96H225V94H224V96H222V98L223 99H221V101H218V99H219V96L221 97V94L219 95V93ZM236 92V93H235ZM245 92V93H244ZM32 93V94H31ZM57 92H55V94H56ZM77 93H79L78 95H77ZM135 93V94H134ZM157 93H159V94H157ZM173 93V94H172ZM181 93V94H180ZM182 93H184V96L182 95ZM238 93V94H237ZM68 95V97L67 96H64V95ZM86 94H88L87 96H86V98H84L85 97V95ZM118 94H121L122 95V97L123 98H125L126 100H124L123 98L121 99V96H119ZM124 94H127L126 95V97H125V95ZM130 94V93H129ZM147 94V95H146ZM170 94H171V96H170ZM190 94V95H189ZM4 95V96H3ZM9 95V96H8ZM29 95L31 96V97H29ZM38 95V96H37ZM49 95H51V94H49ZM71 95H72V97H71ZM81 95V96H80ZM118 95V96H117ZM144 95H145V97H144ZM155 95H156V97H155ZM172 95H174V98L172 97ZM180 95V96H179ZM235 95H236V97H235ZM13 96V97H12ZM27 96V97H26ZM83 96V97H82ZM117 96V97H116ZM168 96H169V99H168ZM208 96V97H207ZM3 97V98H2ZM4 97H6V98H4ZM12 97V98H11ZM35 97V98H36ZM50 97V96H49ZM57 97V99H58V101H56L55 100V98ZM94 97H95V100H94ZM119 97V98H118ZM130 97V98H131ZM136 97L138 98V99H136ZM142 97V98H141ZM160 97V98H159ZM177 97H182V98H178V101L179 102H181V105L183 104V102H186L185 103V105H187V106H181V108L179 109V107H177L178 108V113L180 112V114L183 116H181V118H183L182 120H179V118H180V114H178V118L175 116V114H173V112L174 113H176V115H177V111H175V109L176 108H174V102H173V100L174 99H176ZM183 97H184V99H183ZM189 97V98H188ZM216 97H218V99L217 100H215L216 99ZM238 97V98H237ZM10 98V99H9ZM26 98V99H25ZM32 98H34V97H32ZM51 98V97H50ZM53 98H52V100H53ZM67 100H66V99ZM69 98H72V99H70V100H68ZM88 98V99H87ZM92 98V99H91ZM97 98V99H96ZM141 98V99H140ZM170 98L172 99V105H171V101H170ZM191 98V100H189ZM196 98V99H195ZM199 98V103H200V105L197 103V99ZM4 99H5V101H4ZM26 100L25 102H26V104H25V102L23 101V100ZM49 98H47V100H48ZM86 99V100H85ZM118 101H117V100ZM146 99H147V101H146ZM187 99V101H185ZM219 99V100H220ZM228 99L229 100V102H228V100L226 101V100ZM8 100H10V103H8L9 101ZM51 100V99H50ZM89 100V101H88ZM97 100V101H96ZM196 100V101H195ZM210 100H212V99H210ZM222 100H225V101H223L222 102ZM23 101V103H21ZM131 101V105L128 103V102H130ZM139 101V102H138ZM163 101H165V103H163ZM189 101V102H188ZM232 101V104H234V106H227L230 102ZM97 102H98V104H97ZM137 102H138V104H137ZM143 102V103H142ZM149 102H150V105H152V106H154L153 108H150L149 106H148V104H149ZM158 102V103H157ZM168 102H170L169 104H168ZM203 102V103H202ZM219 102H221L222 104L224 103V102H228L226 105L224 104L223 106H221L222 108H221V110L219 111V104H221V103H219ZM262 102H263V104H262ZM33 103H38L37 104V106L35 105V107H34V105H33ZM135 103H136V105H135ZM154 103V104H153ZM209 103V102H208ZM219 103V104H218ZM42 104H43V102H42ZM49 104V103H48ZM52 104V103H51ZM134 104V105H133ZM140 104V105H139ZM166 104V105H165ZM31 105V107H33V108H30L29 106ZM209 105V106H208ZM43 106V105H42ZM64 106H65V110H64V112L62 111L63 109L62 108H64ZM133 106V107H132ZM158 106H159V108H158ZM165 106H166V108H165ZM172 106H173V110H172ZM206 106V107H205ZM208 106V107H207ZM226 106V107H225ZM261 106H262V108H261ZM11 107H12V109H13V107H14V111H16V113L11 109ZM61 107V108H60ZM138 107V108H137ZM170 107V108H169ZM186 108V110H185V108ZM198 107H200L199 109H198ZM201 107H203V109L201 108ZM230 107V108H229ZM233 107V108H232ZM41 108V107H40ZM39 108V109H40ZM60 108V109H59ZM208 108H211L210 109V111H209V109ZM224 108V109H223ZM228 108V109H227ZM232 108V109H231ZM37 109V108H36ZM58 109V110H57ZM188 109V110H187ZM202 109V110H201ZM223 109V110H222ZM35 110V109H34ZM38 110V109H37ZM41 110H42V108H41ZM59 111L60 110V112H58L57 113V115H56V117H58V122L56 121V119H55V123L56 124H53L51 121H53L54 120V118H52L53 117V115L57 112V111ZM67 110V111H66ZM69 110V111H68ZM71 110V111H70ZM138 110V111H137ZM170 110V113L168 112ZM177 110V109H176ZM198 110H200V111H202V114L200 113V111L199 112H197ZM228 110H229V113H230V111H231V113L230 114H228ZM234 110V111H233ZM13 111V112H12ZM56 111V112H55ZM65 111H66V113H65ZM135 111V112H134ZM171 111H173V112H171ZM184 111V112H183ZM207 111H209V112H207ZM225 111H226V115H225ZM36 112V111H35ZM63 112V113H62ZM71 112V113H70ZM167 112V115L169 116L170 114H172L170 117L172 118V119H178L177 121H178V123H177V121H174V120H171V118L169 119V117L167 116V115H165V113ZM224 112V113H223ZM9 113V114H8ZM21 114V115H19V114ZM37 113V112H36ZM61 113V114H60ZM139 113V114H138ZM184 113V114H183ZM207 113H209V114H207ZM222 115H221V114ZM15 116H14V115ZM32 114V115H31ZM163 114V115H162ZM195 114H197V115H195ZM203 114H205L204 116L207 118V119H201L200 117L202 116L203 117ZM206 114L208 115V116H210L209 117V120H210V118H211V120H213L214 122H211V124H208V117L206 116ZM220 114V115H219ZM16 115H17V118H16ZM37 117H42V119H40V118H36V120H34L35 119V117L36 116ZM199 115H201V116H199ZM217 115V117H218V119H217V117H216V121H217V124L219 125L220 123V121H221V125H217L216 124V126H215V129L214 128H212V130H214L213 132H214V134L212 133V130H211V127L209 126V125H212V123L215 125V116ZM228 115H230V116H228ZM232 115V116H231ZM9 116V117H8ZM20 116V117H19ZM71 116V117H70ZM167 118H166V117ZM173 116H175V117H173ZM235 116V117H234ZM7 117V118H6ZM15 117V118H14ZM221 117V118H220ZM226 117H228V118H226ZM34 118V119H33ZM52 118V119H51ZM66 118V119H65ZM74 118L76 119V120H74ZM187 118V119H186ZM204 118V117H203ZM263 118V119H262ZM39 119L40 120H42V122L41 121H39ZM43 119H45V120H43ZM168 121H167V120ZM7 120V123L5 122V121ZM9 120H10V123H9ZM13 120V121H12ZM28 120H31V121H28ZM38 120V121H37ZM50 120V121H49ZM65 120V121H64ZM70 120V121H69ZM73 120V121H72ZM170 120V121H169ZM194 122H193V121ZM195 120H196V122H195ZM218 120H220V121H218ZM222 120H223V123H222ZM224 120H227V121H224ZM36 121V122H35ZM61 121V122H60ZM69 121V122H68ZM158 121V122H157ZM160 121V122H159ZM169 122V123H167V122ZM174 122V123H172V122ZM201 121V122H200ZM208 121V122H207ZM15 122V123H14ZM32 122H35V124H33ZM72 122H73V124H72ZM179 122H181V123H183V124H181L180 126H181V129H180V127L179 126H176L174 129H171V132H170V129L169 128H171V127H173L174 125H178L179 124ZM188 122V123H187ZM224 122H225V125H224ZM9 123V124H8ZM12 123V124H11ZM32 124V126H30L31 124ZM74 123H76V124H74ZM146 123V124H145ZM151 123V124H150ZM153 123V124H152ZM160 123H161V125L162 124H164V125H162V127H166V128H162L161 127V125H160ZM166 123H167V125H166ZM171 123L173 124V125H171ZM200 125H199V124ZM210 123V122H209ZM229 123V124H228ZM260 123H262V124H260ZM7 124V125H6ZM23 124H26V125H23ZM29 124V125H28ZM40 124V125H39ZM44 124V125H43ZM65 124H67V126H69L70 128H71V126H72V129L74 130H65L64 131V127L66 128V125ZM143 124V125H142ZM168 124H169V126H168ZM232 124V125H231ZM259 124V125H258ZM13 125V126H12ZM55 125V126H54ZM71 125V126H70ZM142 125V126H141ZM153 125V126H152ZM158 125V126H157ZM214 125H212V127H214ZM229 125H231V126H229ZM234 125V126H233ZM8 126L11 128H9V130H10V132L11 131H13L12 133H11V135H10V132H9V130L7 129L8 128ZM23 126V127H22ZM31 128L32 127V129H30V131H29V133H28V130H29V127ZM44 128H43V127ZM49 126V127H48ZM57 126H58V128L59 129H57ZM60 126H61V128H60ZM76 126V127H75ZM147 126H149V128L147 127ZM151 126V127H150ZM160 126V127H159ZM167 126L169 127L168 129H167ZM184 126V127H183ZM200 126V127H199ZM253 126H255V127H253ZM25 127V129H23ZM33 127H36L35 129H36V131H35V129L33 128ZM51 127H53V128H51ZM156 127H157V129L158 128H160L162 131H163V129H166V130H168V132L166 131V133L167 134H169L168 136H167V134H165V136H164V134L163 133H165V132H161L162 134H163V136L161 135V133H160V129H159V131H156L155 132V130H153V129H156ZM251 127V128H250ZM257 127V128H256ZM262 127H263V130H262ZM42 128V129H41ZM46 128V129H45ZM68 128V127H67ZM66 128V129H67ZM143 128H145V129H143ZM178 128V129H177ZM200 128H201V130H200ZM208 128H210V129H208ZM254 128V129H253ZM20 129H22V130H20ZM28 129V130H27ZM56 129V130H55ZM96 130V131H93V130ZM140 129V130H139ZM151 129H152V131H151ZM175 129H177V130H175ZM180 129V130H179ZM204 129L206 130V131H208V132H206L207 133V136H206V134H205V131H204ZM259 131V133H258V131ZM26 130H27V132H26ZM34 130V132L32 133V136L33 137H31V131H33ZM173 130H175V131H177L178 133H176L175 131H173ZM232 130V131H231ZM238 130V131H237ZM243 130V131H242ZM43 131V132H42ZM71 131H72V133H71ZM151 131V132H150ZM165 131V130H164ZM199 131V132H198ZM203 131V132H202ZM6 132H8V134L10 135L9 137H11V138H13V143L11 142L12 141V139L11 140H9L8 141V139L6 140V141H4L5 140V137H7V138H9L8 136H7V134H5ZM15 132V133H14ZM25 132V133H24ZM35 132H36V134H35ZM61 132V133H60ZM159 132V133H158ZM202 132V133H201ZM227 132V133H226ZM3 133V134H2ZM27 133H28V135H29V138L30 139H28L27 138ZM67 133H69V135L68 136H70L69 137V139L67 138ZM71 133V134H70ZM154 133V134H153ZM156 133L157 134H159L158 136L156 135ZM175 133V134H174ZM224 133V134H223ZM97 134V135H96ZM174 134V135H173ZM180 134V135H179ZM201 134V135H200ZM209 134V135H208ZM6 135V136H5ZM38 135V136H37ZM44 135V136H43ZM64 135V136H63ZM104 135V136H103ZM183 135V136H182ZM242 135V136H241ZM245 135V136H244ZM249 135V136H248ZM40 136V137H39ZM60 136H63V137H60ZM162 136V137H161ZM176 136V137H175ZM185 136V137H184ZM4 137V138H3ZM43 137H44V139H43ZM66 137V138H65ZM166 137L169 139H166ZM206 137V138H205ZM236 137V138H235ZM62 138V139H61ZM65 138V139H64ZM157 138H158V140H157ZM164 138V139H163ZM174 138H175V140H174ZM180 138V139H179ZM233 138V139H232ZM257 138V139H256ZM262 138V139H261ZM28 139V140H27ZM58 139H59V141H58ZM166 140V141H164V144H163V141L162 140ZM181 139H183V140H181ZM185 139V140H184ZM189 139V140H188ZM230 139V140H229ZM248 139V140H247ZM41 140V141H40ZM69 140V141H68ZM168 140V141H167ZM170 140L172 141V142H174V145H176V144H179L180 142L178 141V140H180L182 143H183V145H182V143H181V145L182 146H184L182 149H180L181 147H179V146H173V143H171L170 142ZM174 140V141H173ZM246 140H247V143H246ZM258 140V141H257ZM262 140H263V142H262ZM2 141V142H1ZM36 141V142H35ZM63 141V142H62ZM64 141H67V143L66 142H64ZM178 141V143H176ZM228 141H230V142H228ZM234 142V148L232 147V149H233V151H232V149H230L231 148V146H233L232 145V142ZM8 142L10 143V144H8ZM57 142H58V144H57ZM169 142V143H168ZM187 142H189V144L190 145H188V143ZM240 142V143H239ZM244 142V143H243ZM3 143H7V144H3ZM41 143V144H40ZM48 143H50L49 145H48ZM60 143H64V145H59ZM165 143H166V145H165ZM186 145H185V144ZM236 143H238V145L236 144ZM242 143V144H241ZM256 143V144H255ZM261 143H263V144H261ZM40 144V145H39ZM46 144V145H45ZM171 144V145H170ZM229 144H231V145H229ZM236 144V145H235ZM247 144V145H246ZM252 144V145H251ZM4 145H6V147L4 146ZM9 145V146H8ZM14 145V146H13ZM53 145L55 146L54 148H52L53 147ZM59 145V146H58ZM66 145H68V146H66ZM226 145V146H225ZM240 145V146H239ZM242 145H244V146H242ZM254 145V146H253ZM259 145V146H258ZM38 146V147H37ZM51 146V147H50ZM169 146H171V151H169L170 149H169ZM187 146V147H186ZM235 146H237L236 148L237 149H239L238 151L239 152H243L242 154L244 155H241V156H239L240 157V159L237 157L236 159H235V161L234 160H231V159H234L235 157V154H234V158H232V155H231V153L232 152H236V148H235ZM246 146L249 148H246ZM253 146V147H252ZM2 147V148H1ZM37 147V148H36ZM50 147V148H49ZM179 147V148H178ZM241 147V148H240ZM255 147L257 148V149H255ZM8 148V149H7ZM42 148V149H41ZM177 148V149H176ZM246 148V149H245ZM253 148V149H252ZM5 149H7V150H5ZM63 149V148H62ZM169 149V150H168ZM173 149H175V150H173ZM184 149H185V151H188L189 150V152H185L184 151ZM226 149V150H225ZM227 149H228V151H227ZM43 150V151H42ZM57 150V151H56ZM180 150H182V151H184L182 154L183 155H187L186 157H184L183 155H180L181 154V152L182 151H180ZM235 150V151H234ZM252 150V151H251ZM3 151H6V153H3ZM42 151V152H41ZM71 152V153H68V152ZM230 151H232L231 153H229ZM237 151V152H238ZM246 151H247V153H246ZM9 152V153H8ZM46 152V153H47ZM175 152H177V153H175ZM178 152H180V153H178ZM252 152V153H251ZM41 153H42V155H41ZM59 153V154H58ZM229 153V154H228ZM240 153V154H241ZM4 154H6V155H4ZM179 154V155H178ZM225 154V155H224ZM226 154H228L229 156H228V158H227V156H226ZM233 154V153H232ZM240 154H238V155H240ZM62 156V155H61ZM61 156H59V158L61 157ZM189 156V157H188ZM236 156H237V154H236ZM47 157V156H46ZM247 157L249 158L250 157V159H248V160H250V161H247ZM2 158V159H1ZM42 158V159H41ZM78 160H77V159ZM44 159H46V158H44ZM57 159V160H56ZM65 160V162H67ZM73 163V164H71V162ZM228 160V161H227ZM245 160V161H244ZM58 161V162H57ZM60 161H62V162H64V160H63V158H61V160ZM193 161V162H192ZM34 162L35 163H37V166L39 165H41L40 167H37L36 165H35V169H36V167L37 168H39L38 170H35V169H33V170H31L32 168H33V165H34ZM44 162V161H43ZM42 162V163H43ZM61 162V164H63ZM77 162V163H76ZM79 162H80V164H79ZM82 162V163H81ZM122 163L120 166H122V167H124L123 169V171L122 170H119L118 171V176L117 175H115V173H117V169L118 168H116V166L115 165H112V163L114 164V163H116V164H119V163ZM124 162V163H123ZM248 162V163H247ZM1 163H2V165H1ZM189 163V164H188ZM191 163V164H190ZM192 163H193V166L195 165L196 167H194V171L192 170V173H190L191 174V176H187L186 175V178L187 177H189V178H191L192 177V175H193V177L195 176V178H193V179H195L194 180V183H192L189 179V181H188V186L190 185V187H192L191 186V184L193 185H196V183H197V185L196 186H194L195 188V190L193 189V188H189V191L187 190V192L189 193V195H188V193H185V192H182V191H177L176 190V192H177V194H175L174 192V194H172V191L171 190H169V191H171V193L169 192V191H167L166 190V187L165 186H163L165 189H162V188H160L159 189V191L161 190V191H163L164 190V192H167V194L166 193H159V192H157L156 193V191H154V195L153 194H151V192L152 191H149L148 190V194L146 193V192H144V191H141V193H140V189H143L144 187L142 186L141 187V185L142 184H145L146 185V183H147V181H150V177H151V184H152V182L153 183H155V185L157 184V185H159V183H158V180L160 179V178H165V174L164 173H166L165 172V170H169L168 172L169 173H171L172 174V171L173 172H177L176 174H177V176H179L180 175V173H181V168H184L186 165H188V171H191V170H189V167L192 165ZM45 164V163H44ZM53 164H56V166L54 167L53 166ZM60 164V165H61ZM75 164L77 165V168H76V166H75ZM87 164V165H86ZM221 164V165H220ZM227 164V165H226ZM59 165V166H60ZM71 165V166H70ZM82 165H83V167H82ZM182 165H183V167H182ZM185 165V166H184ZM9 166V167H8ZM73 166V168L76 170V169H78L77 171H75V172H73V171H71L70 170V173L68 172V170L65 172L64 170H63V167H72ZM75 166V167H74ZM86 166V167H85ZM88 166V167H87ZM126 166V167H125ZM220 166V167H219ZM222 166V167H221ZM121 167V168H122ZM214 167H216V168H214ZM225 167V168H224ZM227 167V168H226ZM230 167V168H229ZM232 167V168H231ZM12 168V169H11ZM67 168V169H68ZM73 168H71L72 170H74ZM85 168H87V169H85ZM111 168H114L115 169V171L116 172H112V170H110ZM220 168V169H219ZM8 169H6V170H8ZM14 169H13V171H14ZM102 169H105L106 170V172L107 171H109V174H111V173H113L115 176H117V180H113V182H117V186L115 187V186H113V188L115 189V192L116 193H114L112 190L110 191L112 194H115V200H117V198L116 197H118V196H116V195H118L119 193V190L121 189V191H120V195H124L123 196V198H119V199H121L120 201H118V205H116L117 203H116V201H114V199L112 200V195H111V198L109 197L110 195L109 194H107V193H110V192H101V190H100V192H101V194H105L104 196H105V198H106V200H108V198H109V203L111 202V201H113L112 203H115V204H113L114 205V207H113V205L111 206L110 204V206L111 207H113V208H109V211L107 210L108 209V206H105L106 207V210L108 211V212H106V210H105V207H104V203L101 205V207H100V203L99 204H95V202H94V204H95V207H96V205H97V207L96 208H94V209H97V208H99V210L97 211V212H100V214L99 213H93V212H95L96 210H94L93 212H92V210H91V212L93 213H89V211L90 210H86V209H89V208H86L85 209V201L86 200H88V199H86V197H87V195L89 194V193H87V195L85 194V193H82V191L81 190H79V188H81L82 186L83 187H85V188H83L82 187V190L84 191V192H86L87 190H91L93 187L96 189V183L99 181V184L97 183V185H99L98 187H100V189H101V187L102 186H105L106 185V183H108L106 180H111V179H115V176L113 175V176H111L110 177V175H108L107 176V173L106 174H102V173H105V170H104V172H102ZM190 169H192V166L190 167ZM196 169V170H195ZM214 169V170H213ZM230 169V170H229ZM18 172H17V171ZM125 170H127L126 172H125ZM178 170H179V172H178ZM183 170V169H182ZM185 170H187V167L186 168H184V171ZM216 170V171H215ZM29 171V172H28ZM30 171H32L31 172V174H30ZM34 171V172H33ZM58 171V172H57ZM96 171V172H95ZM132 173H131V172ZM184 171L182 172V173H184ZM222 172V173H220L219 175H218V172ZM231 171H233V174H232V172ZM4 172V171H3ZM19 173V174H17V173ZM53 172V173H52ZM55 172V173H54ZM67 172L69 173V174H67ZM138 173L137 175L136 174H133V173ZM225 172V173H224ZM1 173V172H0ZM23 173V174H22ZM98 173V174H97ZM174 173V174H175ZM179 173V174H178ZM181 173V175L179 176V177H181L182 175H184V174H182ZM212 173V174H211ZM231 173V174H230ZM15 174H17L16 176L17 177H13V175L15 176ZM20 174L22 175L21 176V178H20ZM27 174V175H26ZM32 176V178H33V181H32V179H31V176ZM53 174V175H52ZM102 174V175H101ZM127 174V175H126ZM130 174V175H129ZM171 174H169L170 175V179H171V177L173 178V176L171 175ZM176 174H175V176H174V180H175V182L177 183V178L178 177H176ZM187 174L189 175V173L187 172ZM196 174V175H195ZM217 174V175H216ZM228 174V175H227ZM37 175V174H36ZM51 175V176H50ZM83 175V176H82ZM112 175V174H111ZM123 175L126 177V178H124L123 177ZM131 175H133V176H137L136 177V179H134V182H133V180H131V179H133V178H130V177H128V176H131ZM145 175V176H144ZM149 175V176H148ZM159 175H163V177L161 176H159ZM233 175V176H232ZM4 176H6V177H4ZM19 176V177H18ZM30 176V177H29ZM59 178H58V177ZM97 179V181H94V182H92L93 181V179L94 180H96L94 177ZM102 176H104V177H102ZM141 176H143L142 178H144V177H147V179L145 178L144 179V182L142 183L141 181L143 180V179H141L140 177ZM3 177H4V179H3ZM12 177L14 178V180L12 179ZM36 177V176H35ZM54 177H56L54 180H53V178ZM113 177V178H112ZM149 177V178H148ZM160 177V178H159ZM197 177V178H196ZM232 177H234V178H232ZM11 178V179H10ZM20 178V179H19ZM58 178V179H57ZM101 178H103V179H101ZM105 178H107V179H105ZM128 178V179H127ZM137 178H140L141 179V181H140V187L141 188H139V191H138V187H139V182H138V184H137V190L136 191H138L137 193L138 194H140L139 196H138V194L137 193H134V191H135V183H137V181H138V179ZM153 178V179H152ZM176 178V179H175ZM214 178V179H213ZM229 178H231L232 179V182L230 181V179ZM92 179V180H91ZM99 179V180H98ZM100 179L102 180L101 182H100ZM156 181H155V180ZM158 179V180H157ZM192 179V178H191ZM193 179H192V181H193ZM199 179H202V180H200V182L198 181ZM216 179V180H215ZM9 180V181H8ZM10 180H12V181H10ZM15 180V181H16ZM17 180V181H18ZM51 180V181H50ZM82 182H81V181ZM124 180H126V181H124ZM131 180V181H130ZM145 180H146V183H145ZM178 180H179V178H178ZM237 180V181H236ZM5 181V183L4 182H2L1 181V183H0V202H1V204H0V206H2L3 205V208H5L4 206H6L8 209L10 208L12 211H13V208H14V206H15V208H17V207H19L21 210H19V208H17V211L19 210V212H21V211H23V213H25L24 212V210H26L28 213H29V209H28V206L29 205H31L32 204V206H29L30 207V209L31 208H33V207H38L39 206V197H38V200L36 201V197H35V199H31V197L32 198H34V192H35V189H34V191L32 190V188H30V187H28V189H30L31 190V192H33V193H30V190H28L27 189V192L29 191V193L30 194H32V195H29V196H31V197H29V199H27V201H25V198H23V200H22V197H23V194H25L26 192H24L23 190V194H22V197H21V192H19L18 193V195L16 194L15 196H13V195H10V194H12V192H10V196H12V198L11 197H9V196H7L8 194H7V192H9L10 190L9 189H11V187H12V185L10 186V184H8L7 182ZM14 181V182H15ZM15 182V184H14V182H13V186L15 185L16 186V188H12V190H16V191H20L21 189H22V186H21V184H19L18 182ZM35 181H34V185L33 186H36V184H35ZM38 181H39V183H43V185L42 184H40L39 185V183H38ZM42 181H44V182H42ZM79 181V182H78ZM106 181V182H105ZM129 181V182H128ZM155 181V182H154ZM160 181V180H159ZM162 181H164L163 183H165L167 180H165V179H163ZM162 181H160V182H162ZM171 181H173L172 179H171ZM196 181H198V182H196ZM239 181V182H238ZM54 182V183H53ZM105 182V183H104ZM111 182V181H110ZM134 184H133V183ZM174 182V181H173ZM202 182V183H201ZM234 182H236V183H234ZM4 183V184H3ZM6 183H7V185H9V189H7L8 188V186L6 187ZM85 183V184H84ZM92 183H93V185H95V186H92ZM162 183V184H163ZM191 183V184H190ZM204 183V184H203ZM51 184H53V185H51ZM76 184H77V186H76ZM83 184V185H82ZM101 184V185H100ZM111 184V183H110ZM110 184H108V186L110 185ZM162 184H160L161 186H162ZM165 184H167V182L165 183ZM17 185H19V187H21V188H19V187H17ZM50 185H51V187H50ZM58 187H56V186ZM112 185H116V184H113L112 183ZM112 185H111V187H112ZM133 187V188H131V186ZM135 187H134V186ZM144 185V186H145ZM154 184H152L151 186H153ZM156 185V186H157ZM167 185H169V184H167ZM205 185V186H204ZM220 185V186H219ZM239 185V186H238ZM5 186V187H4ZM14 186V187H15ZM65 186V187H64ZM170 186V185H169ZM168 186V187H169ZM198 186H201V187H198ZM215 186V187H214ZM222 186V187H221ZM4 187V188H3ZM61 189H60V188ZM64 187V188H63ZM76 187H79L78 188V190H79V192L81 191V193L82 194H85L86 196H82L83 197V199H85L84 200V203H83V199H81V197H79V195H82L81 193L79 194V192H78V190L76 189ZM106 187V186H105ZM160 187V186H159ZM158 187V188H159ZM196 187L198 188V191L196 190ZM227 187V186H226ZM229 187H231V185L230 186H228L227 187V189L229 190L230 188ZM234 188L232 189V190H235V186H233ZM17 188H18V190H17ZM43 188H44V186H43ZM47 188V189H46ZM56 188V189H55ZM88 188H90V189H88ZM93 188V189H94ZM108 188V187H107ZM117 188H119V189H117ZM131 188V189H130ZM199 188H200V190H199ZM207 188V189H206ZM213 188H214V190H213ZM218 188V189H217ZM232 188V187H231ZM4 189H5V191H4ZM55 189V190H54ZM71 189V190H70ZM75 189L78 193H76V191L74 192L73 190ZM85 189V190H84ZM94 189V190H95ZM102 189H103V187H102ZM112 189V188H111ZM117 189V190H116ZM123 189V190H122ZM129 189V190H128ZM146 189V188H145ZM168 189V188H167ZM170 189V188H169ZM190 189H192V190H190ZM217 189V190H216ZM223 189V188H222ZM221 189V190H222ZM226 188L224 187V189L223 190H225ZM9 190V191H8ZM54 190V191H53ZM60 190V191H59ZM64 190H66V191H64ZM94 190L92 191V192H94ZM98 189H96V191H97ZM108 190V189H107ZM125 190V191H124ZM133 190V191H132ZM157 190V189H156ZM172 190H174V189H172ZM243 190V191H242ZM63 191H64V193H63ZM91 191H87V192H91ZM103 191V190H102ZM128 191V192H127ZM130 191H131V193H130ZM145 191H147V190H145ZM190 191H192V193H190ZM194 191V192H193ZM197 191V192H196ZM199 191H200V193H199ZM62 192V193H61ZM123 192V193H122ZM143 192V193H142ZM179 192H180V194L182 193V196L184 197V198H182V199H180V197L178 198V196L176 197V195H178L179 194ZM205 192H208L209 194H205ZM215 192V193H216ZM219 192H221V191H219ZM237 192H238V190H237ZM236 191H234V194L235 195H237L238 193H237ZM51 193H53V194H51ZM59 193V194H58ZM75 193V194H74ZM96 193L97 192H95V193H90V195H93V198H95V199H93V198H91V200H90V202H88V205H90V204H93V201H96ZM110 193V194H111ZM128 193V194H127ZM149 193L151 194V196L149 195ZM185 193V194H184ZM237 193V194H236ZM19 194H20V196H19ZM67 194V195H68ZM79 194V195H78ZM100 194V193H99ZM156 194H157V199H156ZM159 194H162V196L161 195H159ZM217 194H220V193H217ZM78 195V196H77ZM95 195V196H94ZM98 195V194H97ZM106 195H109V196H106ZM119 195V196H120ZM127 195V196H126ZM129 195V196H128ZM136 195L138 196V197H136ZM147 195V196H146ZM186 195H188V199L186 198L187 196ZM190 195H192L191 197H190ZM205 195H206V197H205ZM212 197H210V196ZM212 195H214V196H212ZM242 195H243V193L241 194V193H239L238 195H237V197L239 196L240 198H237V199H239V203H240V201L242 200L243 201V197H242ZM25 196V195H24ZM62 196V197H61ZM71 196V197H72ZM101 196H103V195H101ZM127 198H126V197ZM161 196V197H160ZM179 196H181V195H179ZM181 196V197H182ZM186 196V197H185ZM216 196V197H215ZM244 196V195H243ZM9 197V198H8ZM21 197V199H19ZM26 198H27V196H25ZM68 197H70V196H68ZM79 197V198H78ZM121 197V196H120ZM125 197V198H124ZM142 197V198H141ZM151 197V198H150ZM154 197V198H153ZM205 197V198H204ZM215 197V198H214ZM64 198L62 199V200H64ZM76 198V199H75ZM102 197H100V199H101ZM128 198H129V200H128ZM150 199V202H149V199ZM152 198L155 200V201H153L152 200ZM158 198H161V199H159V200H161V202L158 200ZM176 198V199H175ZM177 198H178V201H183L184 203H185V205L184 204H182V206H180L181 205V203H180V208L178 209V207L179 206H177L176 208L178 209V211L174 208V206H172V207H170L171 205L170 204H172V203H174V204H172V205H175L176 203L175 202H177ZM198 198H199V200H198ZM210 198V199H209ZM218 198V199H217ZM2 199H7L6 201L8 202V201H10L11 199V201H13V202H11V204L12 205H14L13 206V208H12V205L11 206H7V203H6V201H3L2 202ZM17 199H19V200H17ZM78 199H81V200H79L78 201ZM98 199H99V197H98ZM103 200H105L104 198H102ZM111 199V200H110ZM172 201H171V200ZM184 199V200H183ZM186 199V200H185ZM22 200V201H21ZM28 200H30L31 201V203H30V201L28 202ZM35 201V204H36V202H37V204L35 205L33 202ZM78 202H77V201ZM106 200H105V202H106ZM128 200V201H127ZM132 200V201H131ZM136 200H138V204L136 205V207L138 208L140 205H141V207H142V205L143 206H147L149 203V205H150V209H149V205L146 207V208H143L144 209V211L143 210H139L140 208H138V210H139V212L137 211V210H134L135 209V207H134V204L133 203H136ZM198 200V201H197ZM24 201V202H23ZM72 201V200H71ZM125 203H124V202ZM144 201V202H143ZM152 201V202H151ZM189 201H191L190 203H189ZM207 201V202H206ZM209 201V202H208ZM222 201H223V199H222ZM242 201H241V203H240V205L241 204H243L242 203ZM18 202H20L19 204H20V206H17L18 205ZM27 202H28V204H27ZM77 202V203H76ZM92 202V203H91ZM99 202V201H98ZM104 202V201H103ZM122 202V203H121ZM131 202H132V204H131ZM156 202H160L159 204L161 205L162 203L164 204H162V209H160L159 210V212H158V210H157V207H160L159 206V204L158 203H156ZM206 202V204H202V203H205ZM221 202V201H220ZM22 203H23V205H22ZM24 203L27 205V207H26V205H24ZM74 203V204H73ZM90 203V204H89ZM121 203V204H120ZM123 203L125 204V206H123V207H121L120 205H123ZM127 203H129L130 205L128 206L127 205ZM144 203V204H143ZM152 203H153V206L155 205H157L158 204V206L157 207H155L154 206V213H155V216H158V220H161V219H159L160 218V216L162 217V220H161V223H162V225H164L165 224V226H166V224H167V222H164V221H168V225H169V227H168V225H167V227H168V229H167V227H162V225H160V223L158 222L157 223V220L154 218L155 216H152V219L154 218V221L151 219L150 221H148L149 219L148 218H151L150 217V215L151 214H153V210L151 209V205H152ZM187 203V204H186ZM207 203H208V205H207ZM219 203V202H218ZM34 204V205H33ZM93 204V205H94ZM220 204H222V202L220 203ZM10 205V204H9ZM21 205H22V207H21ZM87 205V204H86ZM87 205V206H88ZM93 205H90V206H93ZM106 205V204H105ZM126 205L128 206V207H126ZM193 205H194V207H193ZM203 205V206H202ZM207 205V206H206ZM211 205L214 207V214H212V210H211V208H213V207H211ZM223 205H225V204H223ZM17 206V207H16ZM65 206V205H64ZM63 206V207H64ZM86 206V207H87ZM109 206V207H110ZM115 206H116V211L118 212V210H119V208H120V213H116V211H115ZM152 206V207H153ZM189 206H191L192 207V210L190 211V209H191V207H190V209H189ZM209 206V207H208ZM219 206H222V205H219ZM24 207H26V208H24ZM47 208H48V206H46ZM131 207H134V209L133 208H131ZM166 208L165 209V212L168 214V216H170L169 217V219H167L166 218V216L164 217V211L162 212V210H164L163 208ZM169 207V208H168ZM188 207V208H187ZM196 207V208H195ZM204 207H205V209H204ZM224 207V206H223ZM223 207H221V212L223 213ZM3 208L1 209L2 211H3ZM118 208V209H117ZM125 209V212H126V214H128L127 213V211H132V209L134 210V212L136 211V212H138V213H133V211L131 212V213H129L128 215H127V217H126V215H125V212L124 211H122V209ZM155 208H156V210H155ZM225 208V207H224ZM6 209V208H5ZM23 209V210H22ZM28 209V210H27ZM34 209V208H33ZM33 209H31V211L33 210ZM91 209V208H90ZM92 209H93V207H92ZM102 209H104V211L102 210ZM112 209H114L113 210V212L111 211ZM128 209H131V210H128ZM149 210V215H148V210ZM159 209V208H158ZM169 209V211H170V213L168 212V211H166V210H168ZM173 209H175V210H173ZM183 209V210H182ZM184 209H186V212H185V210ZM207 209V210H206ZM11 210H7L8 212H10ZM150 210H152V211H150ZM189 210V211H188ZM217 210V211H216ZM227 210V208H225V210L224 211H226ZM5 211V210H4ZM15 211V210H14ZM50 211V210H49ZM62 211V210H61ZM146 211V212H145ZM180 211V212H179ZM210 211V212H209ZM57 212H60V213H58L57 214ZM121 212H122V214H124L125 215V217H119L120 219L121 218H123V220L121 219H119L118 217L116 218V216L117 215H119L120 214V216L122 215L121 214ZM146 213V214H144L143 216H142V218H144V219H141L140 220V215H142V213ZM172 212V213H171ZM192 212V213H191ZM203 212V213H202ZM227 212V211H226ZM15 213V212H14ZM50 215H49V214ZM108 213V214H107ZM111 213V214H110ZM113 213V214H112ZM115 213V214H114ZM159 213V214H158ZM161 213V214H160ZM174 213H175V215H179L177 218H176V216L174 215ZM177 213H179V214H177ZM183 213L185 214V215H183ZM194 213V214H193ZM196 213H198V215L196 214ZM202 213V214H201ZM219 213V214H218ZM225 213V212H224ZM5 214H6V212H5ZM10 214L11 213H9L6 217H8V216H10ZM12 214H13V212H12ZM48 214V215H47ZM54 214H55V212H54ZM53 214V215H54ZM90 214H92V215H90ZM133 214V215H132ZM137 216H136V215ZM192 214H193V218H194V220H193V218H192ZM16 215H17V217H18V215H19V213L17 212L16 213ZM16 215H14L13 214V216H12V218L10 219V218H7L9 221H10V223L12 222V221H14L17 217H16ZM20 215L22 216V214L20 213ZM25 215H27V213L25 214ZM94 215V216H93ZM96 215V216H95ZM98 215V216H97ZM102 215H104V216H102ZM108 215V216H107ZM112 215L116 218H114V217H112ZM124 215H122V216H124ZM147 215H148V218H147ZM154 215V214H153ZM182 215V216H181ZM217 215V216H216ZM14 216H15V219H14ZM20 216V217H21ZM47 216H48V219H47ZM52 218H51V217ZM88 216H89V218H88ZM102 216V217H101ZM133 216H136L137 217V221H136V223H133L132 221H134V220H136L135 218L136 217H133ZM175 216V217H174ZM191 216V218H192V221L191 220H189L188 218ZM197 216V217H196ZM204 216V217H203ZM29 216H23L22 217V219H23V222L22 223H24V224H21V221H22V219L20 218V220H18L19 221V223H18V221H16V222H12V224H14L12 227H15V224L17 225V227L19 226V227H22L20 230H19V232H20V235H21V237H22V234H23V237H24V235L26 234V233H28V231L27 230H29V225H28V223H30L31 221H29V218H28ZM32 217V215L30 216V218ZM40 217V218H39ZM50 217V218H49ZM53 217L56 219V220H62V223H59V221L58 222H55L56 220H54L53 219ZM93 219V220H91V218ZM94 217H95V220H94ZM105 217V218H104ZM107 217V218H106ZM110 217V218H109ZM171 217H173L172 219V221H173V223H171L172 221H171ZM199 217H201V218H199ZM210 217V218H209ZM25 218H27V219H25ZM45 218V219H44ZM132 218L134 219V220H132ZM163 218H166V219H163ZM185 218H187V219H185ZM205 218H206V220H205ZM234 218H236V219H234ZM253 218H255V217H253ZM257 218V217H256ZM53 220L55 223H51L50 221H48V220ZM104 219H106V220H104ZM115 221H114V220ZM124 219H125V222H128V223H123V226H125V227H123L122 228V230L119 228V230L118 231H116V224H121L120 226H122V222L124 221ZM126 219H127V221H126ZM129 219V220H128ZM148 219V220H147ZM198 219V220H197ZM211 219V220H210ZM219 219H220V222H223L224 221V223H226L225 225H223L224 223H221L223 226H226V227H223V226H219V225H221V224H217V226H214V225H216V223L215 222H219ZM223 219V220H222ZM235 220V221H233V220ZM12 220V221H11ZM42 220V221H43ZM90 220V221H89ZM100 220V221H99ZM138 220H140V223H137V222H139ZM188 220V221H187ZM196 220V221H195ZM200 220V221H199ZM209 220L210 221H214V222H210L209 223ZM222 220V221H221ZM255 220V219H254ZM258 220V219H257ZM28 222V223H26V222ZM52 221V222H53ZM92 221V222H91ZM101 221L103 222V223H101ZM117 221V222H116ZM164 222V224H163V222ZM180 221V222H181ZM189 221H191V222H193L192 224H190V222ZM48 222H49V225H48ZM109 222H110V224H109ZM111 222H114L115 224H114V228L112 227V223ZM135 222V221H134ZM189 222V223H188ZM202 222V223H201ZM205 222H207V223H205ZM257 222V221H256ZM264 221H260V223H262V224H264L263 223ZM50 223L52 224L51 226H50ZM58 223H59V225L60 224H63V226L61 225V226H59L58 225ZM90 223H92V224H90ZM100 223V224H99ZM131 223V224H130ZM157 225H156V224ZM170 223H171V226H170ZM31 224V223H30ZM103 224V225H102ZM132 225V226H130V225ZM151 224H154L155 226H158V228H154V225H151ZM160 226H159V225ZM188 224H189V226H188ZM231 224H229V227L227 228V230L226 231H228V233L226 232V231H224L223 232V234H225V232H226V234L227 235H229V233L231 232H229V229L231 230L232 228L230 227L231 226ZM25 225H27V227H28V229L25 227ZM32 225V227H31V229L30 230H32L33 229V223L31 224ZM40 225V227L42 228V226ZM48 225V226H47ZM108 227H107V226ZM202 225V226H201ZM211 225V226H210ZM24 226V227H23ZM50 226V227H49ZM65 226V227H64ZM102 226V227H101ZM106 226V227H105ZM119 226V225H118ZM219 226V227H218ZM60 227V229H58ZM62 227V228H61ZM110 227V228H109ZM134 227V229L133 230H135V227H136V229H138V231H133V233H135L136 232V234H135V236L133 235V233H132V231H130V232H128L127 233V231L125 230L124 231V235H121V237L123 236V238H124V236L125 235H127V237H128V234H130V235H132V236H134L133 238H136V235H137V237L140 235V233L141 232H139V229L141 230V227L142 226H140V227H138V225L137 226H133ZM162 229V230H159L160 228ZM16 228V227H15ZM14 228V229H15ZM23 228H24V230L26 231V233H25V231H23ZM43 228V229H44ZM67 228V229H66ZM103 228V229H102ZM107 228V232H105L106 229ZM131 228V229H130ZM14 229H12V231H13V233L12 234H10V235H5V236H7V238H8V240H7V238L5 239V240H7V241H4V240H1L0 239V241H3V242H5L4 244H6V245H3V243H1L0 245H3V246H8L9 245V247L11 248V246L10 245H12V243H10L9 244V242H11L12 240H9V238L11 237V238H13V244L14 243H18L19 241H20V239L21 240H23V238H20V239H18L19 238V234L17 235V234H14L16 231H14ZM19 229V228H18ZM62 229H64L63 231L64 232H66V233H64L63 231H62ZM66 229V230H65ZM118 229V228H117ZM174 229H176V228H174ZM29 230V231H30ZM103 232H101V231ZM111 230V231H110ZM158 232H160V233H158ZM164 230V231H163ZM23 231V232H22ZM97 231V232H96ZM116 231V233H114ZM21 232H22V234H21ZM47 232H44V234L45 233H47ZM99 232V235H100V233L103 235V236H106L109 232V234L107 235L108 237H104L103 238V236H102V238L99 236V235H95L94 236V234L95 233H98ZM139 232V233H138ZM153 232H155L154 234H152ZM177 232H176V234H177ZM198 232H200V233H198ZM232 232H233V230H232ZM230 233V236L233 234V233ZM25 233V234H24ZM40 233H43V231H40ZM114 233V234H113ZM119 233V234H120ZM127 233V234H126ZM132 233V234H131ZM139 235H138V234ZM171 233H173L172 231H171ZM198 233V234H197ZM221 233V234H220ZM51 234H53V233H51ZM89 234H91V235H89ZM122 234V233H121ZM142 234V233H141ZM156 234V236L157 237H159V238H157V240H154L153 238H154V236H152V235H155ZM161 234V235H160ZM163 234H164V236H163ZM174 234H175V232H174ZM173 234V235H174ZM259 234V235H258ZM14 235H15V237L18 239V241L15 239V237H14ZM92 235H93V238H92ZM114 235V236H113ZM116 235V236H115ZM130 235H129V237H130ZM4 236V234H1L0 235V237L1 238H4L5 237ZM90 236H91V239H88V238H90ZM100 238V241L102 240V239H105L106 240V238L107 239H109L108 240V242L107 243H105L104 241H103V243L102 244H104V245H100V243H96V242H94L93 240L94 239H97L98 237ZM148 236H146V237H148ZM176 236V235H175ZM191 236V237H190ZM212 236V237H211ZM251 236V237H250ZM33 238L31 239V240H29V242H27L28 241V239H27V241L26 240H23V241H26L25 242V244L26 243H28L27 245L28 246H30L29 244H30V242L32 243V244H34V243H36V246L37 245H40V244H38V242H36V241H34V243H33V239L35 240V238H34V236H32ZM45 237H47V236H45L44 235V238ZM85 237H87V238H85ZM110 237V238H109ZM111 237H113V239L111 238ZM120 236H119V238H118V240H116V242H114L115 244H118V242H120L121 243V241H123V238H121ZM127 237H125L126 238V240L128 239ZM162 239H161V238ZM254 237V238H253ZM133 238H131L133 241L132 242H137L136 244L134 243V245H136V247H140V246H143L145 243H146V240L144 239V238H142V239H140L141 237L139 236L138 238L141 240V241H145V243L143 244V245H140V246H138L139 244L138 243H141L140 242V240L138 239H136L137 241H135ZM214 241H211V239ZM220 238H221V242H220ZM87 239H88V241H87ZM119 239H121L120 241H119ZM144 239V240H143ZM147 239V238H146ZM149 239V240H150ZM156 239V238H155ZM169 239V238H168ZM167 239V240H168ZM195 239H196V241H195ZM210 239V240H209ZM255 239V240H254ZM261 239V240H260ZM14 240H16V241H14ZM46 240H47V238H46ZM84 240H86V241H84ZM91 240V241H90ZM125 240V239H124ZM151 240L149 241L150 242V244L151 245H147V246H151V247H154V246H152V242H151ZM218 240V241H217ZM254 240V241H253ZM23 241L22 242H20V243H18V244H16L15 246L17 247V248H19V247H21L22 248V246H18L19 244H22L23 243ZM98 241V240H97ZM130 241V239L128 240V242ZM207 241V242H206ZM260 241V242H259ZM53 242V241H52ZM55 242V243H56ZM89 242H92V244H94V247L95 246H98V247H96L95 249L93 248V246H91L92 244H90ZM113 242V241H112ZM125 242V241H124ZM123 242V243H124ZM127 242V244H130V242L128 243ZM169 242H170V239H169ZM215 242H217V243H215ZM225 243V244H222V245H219V244H221V243ZM237 242V243H236ZM250 242V243H249ZM261 242H262V245H261ZM8 243V244H7ZM108 243H109V245H108ZM143 243V242H142ZM147 243H148V239H147ZM158 243V242H157ZM180 243V242H179ZM204 243V244H203ZM207 243V244H206ZM211 243V244H210ZM213 243V244H212ZM216 245H215V244ZM243 243H244V247H243ZM24 244V243H23ZM32 244H31V247H32ZM85 244H87L86 246L87 247H85ZM133 244V243H132ZM131 244V245H132ZM154 244H156V243H154ZM181 244V243H180ZM179 244V245H180ZM200 244V245H199ZM210 244V245H209ZM228 244V245H227ZM237 244H239V245H236ZM248 244V245H247ZM88 245H89V247L91 246L92 248H90V249H94V251L92 250V253H91V250L89 249V247H88ZM106 245V246H105ZM119 245L121 246V244H118V248H119ZM124 245H125V243H124ZM123 244H122V246H124ZM131 245H125V246H130L131 247ZM165 245H164V247H165ZM206 245V246H205ZM223 245H225V246H223ZM226 245H227V248H226ZM28 246L26 247V249L28 248ZM41 246V245H40ZM103 246L105 247V248H103ZM111 246H113L114 248H112V249H110L111 251H109V248L108 247H110L111 248ZM173 246V245H172ZM181 246V245H180ZM183 246V245H182ZM209 246V247H208ZM230 246V247H229ZM14 247V246H13ZM30 247V248H31ZM61 247V248H60ZM70 247H72L71 249H70ZM83 247V248H82ZM116 247H117V245H116ZM129 247V248H130ZM150 247V248H151ZM156 247H154V249H155V251L157 252V250H156ZM160 247L163 249V250H159L160 249ZM195 247V248H194ZM231 248V249H229V248ZM15 248V247H14ZM98 248L100 249V250H98ZM106 248L108 249V251L106 250ZM118 248H116V249H118ZM121 248V247H120ZM122 248H124L125 249V247H122ZM131 248H134V246H132ZM147 248V247H146ZM173 248H175V249H177L178 248V251H180L181 252V254L183 255V256H181V254H176L175 252H177V250H175V251H173L174 249ZM214 248V249H213ZM24 249V248H23ZM29 249V248H28ZM33 249L34 248H31V251H33ZM75 249V250H74ZM89 249V250H88ZM104 249V250H103ZM115 249V250H116ZM124 249H122V250H124ZM136 248H134V249H132V250H135ZM139 250H141L140 248H138ZM143 249H145V246H143ZM154 249L152 248L151 250V253L154 251ZM169 249L171 250V251H173L172 253L174 254H172V253H170V252H168L169 251ZM195 249V250H194ZM19 250H20V248H19ZM57 250V251H56ZM88 250V251H87ZM102 250V251H101ZM121 250V249H120ZM120 250H116V251H120ZM198 250V251H197ZM215 250V251H214ZM22 251H24V250H22L21 249V251H19V252H22ZM68 251L70 252L69 254H68ZM72 251V252H71ZM84 251V252H83ZM85 251H87V254H86V252ZM90 251V252H89ZM101 251V252H100ZM108 252L109 253V256H107L106 255V260H105V255H104V253L105 252ZM136 251H137V249H136ZM229 251V252H228ZM236 251V252H235ZM26 252H28V253H30V251H27L26 250ZM35 252H36V250H35ZM42 252H44V255H46L45 257L43 256V253ZM63 252V251H62ZM75 252V253H74ZM99 252V253H98ZM142 252H143V250H142ZM140 253V254H142V256L141 255H139V257L141 256V259L142 260H144L145 262H146V264H149V263H151L150 262V259H149V257L151 258L152 257V255L150 256L149 255V251L147 252L148 254H146V252H144L145 253V259H144V257H143V255H144V253ZM179 252V253H180ZM186 252V253H185ZM82 253V254H81ZM91 253V254H90ZM102 253V254H101ZM154 253V252H153ZM171 255H170V254ZM178 253V252H177ZM20 254H22V253H20ZM19 254V255H20ZM24 256H25V251H24ZM27 254V253H26ZM33 254H35V253H33ZM64 254V253H63ZM88 254L90 255V257L88 256ZM94 254H95V256H94ZM125 255H126V257H127V259H128V257L129 256H127L128 254L127 253H124ZM190 254V255H189ZM80 255V256H79ZM147 255H148V259H147ZM170 255V256H169ZM187 255V256H186ZM202 255V256H201ZM212 255H214L215 257L213 258V256ZM218 255V256H217ZM23 255H22V257L23 258H26V257H24ZM30 256H32V254H30ZM29 256V257H30ZM64 256H66V255H64ZM115 256V257H114ZM173 256V257H172ZM190 256V257H189ZM0 257H2V256H0ZM50 257V258H49ZM71 257H73V258H75V260H74V262H73V260L71 261ZM100 257H102V258H100ZM107 257H108V259H109V257H110V260H108L107 259ZM124 258H125V256H123ZM123 257H121V259H123V263L122 262H120L121 260H119V258H118V260L117 261H119V263H117L116 261H115V259H113V263H117V264H126L125 262H127V261H124L125 259L123 258ZM137 257H138V255H137ZM151 258V259H155V262L157 261L156 259L157 258ZM216 257H218V259H219V257L221 258L220 259V262L218 261V259L216 258ZM30 258H32V257H30ZM34 258V260H36ZM43 258H44V260H43ZM66 258H65V261L64 262H66L67 260H66ZM77 258V259H76ZM100 258V259H99ZM132 258V257H131ZM3 259V263H5L4 261V257L2 258ZM5 259H7L6 257H5ZM19 259H20V262H19ZM27 259H29V258H27ZM27 259H23V260H21V257L19 258V256H18V260L17 261H15L14 263L12 262L13 261V259H12V261H10V262H12V264H16V262H17V264H23L22 263V261H25L24 262V264H38V262L37 261H34L33 259H29V263L27 262ZM134 259H137L136 257L135 258H132V261L134 260ZM213 259H216V261H214ZM8 260V259H7ZM14 260H16V259H14ZM30 260H33V263L32 262H30ZM102 260H104L105 261V263H102V262H104V261H102ZM130 260V259H129ZM142 260H139V258H138V261H136V260H134V261H136V263L138 264V262L139 263H141V261ZM180 260V261H179ZM213 260V261H212ZM9 261V260H8ZM8 261H6V262H8ZM62 261V262H61ZM80 261V262H79ZM131 260H130V262H132ZM133 261V262H134ZM144 261H142V263L144 264ZM151 261H153V260H151ZM169 261V262H168ZM222 261V262H221ZM10 262H8V264H11ZM19 262V263H18ZM34 262H36V263H34ZM83 262V263H82ZM112 262H111V264H112ZM132 262V263H133ZM67 263V264H68ZM127 263H129V262H127ZM135 263V262H134ZM135 263V264H136ZM141 263V264H142ZM0 264H2V260H1V263ZM40 264V263H39ZM41 264H42V262H41ZM153 264H155L154 263V261H153Z\"/></svg>", "mask_w": 264, "mask_h": 264}, {"label": "bare ground", "instance_id": "bare-ground-1", "mask_svg": "<svg viewBox=\"0 0 264 264\" xmlns=\"http://www.w3.org/2000/svg\"><path fill=\"white\" fill-rule=\"evenodd\" d=\"M10 1H11V0H10ZM10 1H9V0H0V10H1V11H2V10L4 11V13H3V12H2V13L0 12V14H2V15L4 14V17L2 16L3 19H2V17L0 18V20L2 19V20L0 21V30L4 29V28L6 27V24H8V22H10L12 28L14 29V28L17 26L18 19H23V17H22V18H18V13H17L18 11H17V9L14 7V6H18L19 4H18V5H17V4H16V5L14 4L13 7H12V6H11V5L13 4L12 1H14V0L11 1L12 3H11ZM17 1H18V0H16V2H17ZM26 1H28V0H26ZM38 1H39V3H38ZM42 1H43V0H42ZM42 1H41V3H40V0H37V4H36V5H34L35 3L33 4L34 6H37V7H38V9L36 8L37 10H39V8H41L40 6L43 5ZM46 1H47V0H46ZM51 1H53V0H51ZM58 1H59V0H57L56 2H57V3L61 2V4H62V1H63V0H60L59 2H58ZM68 1H71V0H68ZM68 1L66 2V0H64L63 3H65V2L68 3ZM75 1H76V0H75ZM75 1H74V2H75ZM78 1H79V0H78ZM93 1H94V0H93ZM106 1H107V0H106ZM111 1H112V0L107 1V3L109 4V6H108L107 4H104V5H105V8L107 7V9H106V11H105V9H103V10H104V12H106V14H107L108 11H110V10H111L112 12L110 11L111 13H108L107 15L104 14V16L102 17V20H104V22H107L106 19H110L111 17H109V15L112 16L111 14H113L114 17L112 16L113 18H111V19H114V18H115V19H116L115 22H112L111 19H110L111 21L108 20V22H107V26H109V27H108V29H109L108 32H110L111 34H113V32H114L113 29L116 28L115 25L117 26L116 21H117V23H118L119 25H120L121 22H123L122 25H121V26H123L122 28L119 29V26H117V28H118L120 31H122L123 33L121 34V32H120V34H118V35L116 34L117 32L114 33V36L116 35L117 38L120 39V47H122V46H124V45H125V47H126V44H128V45L131 46V47L135 46L132 50H137V52H139V50H140L141 55H144V54H142V51H143L144 49H146V48H147V49L150 48V49H148V53H149V52H153V53H154V51H153L154 49L151 51V49H152L151 47H152V44H153L154 42H151V41L156 40V38H157V39L159 38V39H161V40L164 39V41H165L166 37L169 38V39L171 38L170 36L172 35L173 32H172L171 34L169 33L170 36H169V34H167V33H166V35H168V36H166V35L163 34L164 36H166V37L162 36V37H164V38H162V37H157V36H161L162 33H163V32H161V30H162V31L167 30L168 26L166 25V27H167V28H166V27H165V24H163V22L161 21V20L164 19V18H162V17L160 18V17H159L161 20H160L158 17L154 18V17H155V14H154V13H153V14H154V17L151 16L152 14H150L149 11H150V9H151L152 7H155V4H154L153 6L151 5V4H153V1H154V0H149V7H150V5H151L150 8H147V9H149V11H148L149 13H147L145 7H144V8H141V7H142L141 5H143V4H141V5L139 4L140 6L137 5V6H139V8H138V7H135V9L137 8L136 10H137V11L139 10L138 12H140V13H135L136 10H133L134 8H131V9H130V7H129V9H127V8H128V7H127V4L129 5V3H130L129 0H128V1L123 0V1H122V5H119L120 3H119V4L114 3V0L112 1L113 3H112ZM115 1H116V0H115ZM156 1H158V4H160V2H161V0H156ZM159 1H160V2H159ZM189 1H192V0H189ZM189 1L187 2V0H186V4H187V3L189 4ZM197 1H199V2L201 1V2H202V3L200 2L201 5L204 4V6H205V3H206V2H203V0H197ZM204 1H205V0H204ZM209 1H210V2H209V3H210L209 5H211L212 8H209L208 5H207L208 10H206L207 7H206V9H205V7L202 5V6L204 7V8H203V7L201 6V7L203 8V10H202L201 7H200V9H201L202 12H207V11H209L210 9H212V12H213V5H214V10L216 9V8H215V5L217 4V2H219V0H217L216 2H215V0H214V1L209 0ZM222 1H224V4L222 5V6H223L222 8H224L225 3H228L227 5H228V8H229V9H228L226 12H225V11H222V13L225 12V14L220 13V15H223L222 20H220V22L222 23V21H225V23L223 22V29L227 28V29H225L226 31H227V30L229 31L230 29H232V30H230V31H233V32L230 34L228 31H227L228 33H227L226 31H224V30H223V31H224L226 34H228L230 37H231V35L233 34V35H232V36H233L232 38H234V36H236L237 33L239 32L238 35L235 37L236 39L234 38V39L232 40L233 43L236 44V43L239 41V38H241L242 40L240 39V41H241L242 43L245 42V44L247 43V44L249 45V43L251 42V40H253V41L256 40V41H257V39L260 37V34H259V33H260L261 31H262L261 34H264V32H263L264 28H262L264 25H263L262 27L259 26L260 29H263V30L260 31V30L258 29V31H256L257 28H259V27H258V24H256L255 20H254L255 23H253V16H252V14H251V13L255 14V13H254L255 10H254V11L252 10V12L250 13L251 9H248V8H250L251 6H254L255 4L258 3V2L255 3L256 0H253V1H254V5H253V2L250 1V2L252 3V5H250V6L247 5L248 7L246 6L247 8H244V9H246L247 11H243V9H242V11H243V12H246V13H247L248 10H249L248 15L246 14L248 17H246V18H250V19L252 18V21H250V19L247 20L245 17H243L245 14H244V15L242 14L243 16H242L241 14H239L241 17L245 18V20H244L245 22L243 21V19H241V20L239 19V18H240V17H238L239 15H236V17H235L234 13L236 12V13L238 14V12L234 9L235 7L233 6V4L230 5L231 3H229V1L226 2V0H221V2H222ZM230 1H231V0H230ZM242 1H243V2H242ZM248 1H249V0H248ZM248 1L246 2V1H244V0H241L242 4L245 2V3L243 4L244 7H245L246 3L250 4ZM16 2L14 1V3H16ZM19 2H20V4L22 3V1H19ZM29 2H30V1H29ZM31 2H32V1H31ZM33 2H34V0H33ZM33 2H32V3H33ZM44 2H45V1H44ZM84 2H85V1H84ZM96 2H97V1H96ZM102 2H103V1H102ZM102 2H101V3H102ZM127 2H128V3H127ZM182 2H183V1H182ZM184 2H185V0H184ZM221 2H219V4H221ZM17 3H18V2H17ZM47 3H48V2H47ZM69 3H70V2H69ZM72 3H73V2H72ZM72 3H71V6H73L74 8L72 7L73 9H71L70 12L73 13V12H74V9H76V11H75L76 14H74V15L81 14L82 17L80 16L79 18H81V19H79L77 16H75V17H76L75 21H73V20H71L72 22L67 21L69 18L71 19V18L74 17V16L69 17V16L71 15V13H70V15H69V11L66 10V11L68 12L67 15H69V16H68V19H66V21H67V25L61 23V22H63V21L60 22L62 25L59 23V21H57L58 24H59V28H56V29H57L56 32L59 31V32H60V35L62 34L61 36L63 37V39L66 37V36L64 37V35H67V34H68V31H69V33H71V34L73 35V38H74V37L76 38L75 35L78 36V35L80 34V32H81L79 27H78V28H79V31H80V32H79V33L77 32L78 34H74V33L72 32V31H74V30H73V27L76 28V26H77V18H78V22H79V20H80V21H83V22H84V21H88V19H89L88 16H90L91 13H92V11H88V9H87L88 7L86 8V5H85V8H86L87 10L84 9V7L81 6V8H82V9H81V12H80V11H77L78 8H75V6L72 5ZM75 3H76V2H75ZM80 3H81V4H80ZM89 3H92V1L89 2ZM99 3H100V2L98 1V4H99ZM103 3H105V0H104ZM110 3H111V5H110ZM124 3L126 4L125 6H124ZM179 3H180V2H179ZM192 3H193V1H192ZM200 3H199V4H200ZM222 3H223V2H222ZM22 4H24V5H23V7L21 8V5H22ZM22 4L19 6L21 9H18V10L22 11V14L26 13V12L28 11L29 8H30L31 10L33 9V6H32V8H31V6H30V7L27 9V11H26V9H25V6H26V5H25V3H24V0H23V3H22ZM27 4H28V3H27ZM38 4H40V6H38ZM51 4H53V3L50 2V5H51ZM78 4H80V5H84V4L80 1V2H77V4H75V5H77L76 7H79ZM158 4H157V5H158ZM166 4H167V3H166ZM180 4H181V3H180ZM180 4H178V6H180ZM186 4H185V5H182L181 7L183 8V6L185 7V6L188 5V4H187V5H186ZM190 4H191V3H190ZM258 4H259V3H258ZM30 5H31V3H30ZM53 5H56V3L53 4ZM87 5H88V4H87ZM95 5H96V4H95ZM157 5H156V6H157ZM164 5H165V3L163 4V6H164ZM234 5H235V4H234ZM27 6H29V5H27ZM44 6H45V5H44ZM66 6H69V9H70V4H69V5H66ZM66 6H65V7L62 6L63 9H64V8L67 9ZM89 6H91V4H90ZM92 6H93L92 8L94 9V5H92ZM110 6H111V9L109 8ZM143 6H144V5H143ZM166 6H167V5H166ZM166 6H164V8H166ZM178 6L176 5V7H178ZM195 6H196V5H195ZM220 6H221V5H220ZM220 6H218V7H220ZM231 6L234 7L233 10H235V12L232 10V8H230ZM243 6H242V7H243ZM45 7H47V6H45ZM54 7H56V9H57L58 6H54ZM98 7H99V6H98ZM126 7H127V8H126ZM147 7H148V6H147ZM176 7H175V8H176ZM189 7H190V6H189ZM189 7H188V8H189ZM26 8H27V7H26ZM34 8H35V7H34ZM42 8H43V6H42ZM51 8H52V7H51ZM58 8H60V7H58ZM99 8H102V6H100ZM99 8H97L96 11H97ZM103 8H104V6H103ZM156 8H157V13H162V14L165 13V15L168 14V11H167V10H169V11L172 10V9H170L169 7H167V8H169V9H166V12H167V14H166V12L162 10V9H164V8L161 7L160 5H159V7H156ZM156 8H155V9L153 8L152 10H154V12H155ZM161 8H162V9H161ZM222 8H221V10H222ZM225 8H226V7H225ZM251 8H252V7H251ZM36 9H35V12L37 11ZM47 9H48L47 11H49L48 13H50V11L53 12V11H52L53 8H52V10H49V7H48ZM69 9H68V10H69ZM79 9H80V8H79ZM93 9H92V10H93ZM109 9H110V10H109ZM141 9H144V10L142 11ZM180 9H181V8H180ZM189 9H190V8H189ZM191 9H193V8H191ZM191 9L188 10L187 7H186L185 9H184V8L182 9V10H184V13H185V11H186V15H184L183 12H182V13L180 12L179 7H178V9H177L176 12H178V14H177L178 16H179V12H180V15L183 14V17H185L186 19H188L189 17L187 16V10H188L189 13H190ZM195 9H196V7H194L193 10L195 11ZM197 9H198V8H197ZM24 10H25L26 12H25ZM43 10H44V9H42L41 12H46V10H45V11H43ZM61 10H62V9H61ZM61 10H60V11H61ZM82 10H83V12H82ZM84 10H86V11L88 12V14H87V12H86V14H85V13H84ZM99 10H101V9H99ZM99 10H98L97 12H98V14L100 15ZM103 10L101 11V15H100V16H102ZM152 10H151V11H152ZM158 10H162V12H161V11L158 12ZM173 10H174V9H173ZM175 10H176V9H175ZM175 10H174V11H175ZM205 10H206V11H205ZM223 10H224V9H223ZM5 11H6V13H5ZM29 11H30V10H29ZM55 11H56V10H54V12H55ZM60 11H59V12H60ZM66 11H65V10H62V13L64 14V13H66ZM93 11H95V10H93ZM145 11H146V12H145ZM194 11H192L191 13L193 14ZM198 11H199V10H196V11H195V14L198 15V14H199ZM242 11H241V12H242ZM30 12H31V11H30ZM39 12H40V10L38 11V13H39ZM54 12H53V13H54ZM75 12H74V13H75ZM78 12H80V13H78ZM171 12H172V11H171ZM176 12H175V14H174V12L171 13V14H172V15L174 14V15L176 16ZM197 12H198V13H197ZM217 12H218V13L220 12L219 8H218L217 11H214L215 14H217ZM46 13H47V12H46ZM56 13H58V12H56ZM169 13H170V12H169ZM189 13H188V14H189ZM191 13H190V15H189L190 18L192 17V16H191ZM210 13H211V11H210ZM239 13H240V12H239ZM249 13H250V14H249ZM89 14H90V15H89ZM146 14H147V15H146ZM171 14H169L170 17H171ZM203 14H205V13H203ZM203 14H202V15H203ZM211 14L214 15L213 13H211ZM211 14H210V18L212 17ZM28 15H31V14H26V15H24V18H25L24 21H25V22L28 21V20H27V19L29 18V17L27 18ZM47 15H49V16H48V17H45V15L41 16V15H37V14L33 16V13H32V17L30 16L32 19H33V17H35V16H37V17L41 16V17H42V18H41V17H40V18L35 17V19H33V20H38L39 23H36L35 26L38 25V26H37V29H38V30L40 29V31H43V32H42L43 34H44V33H45V34H48L49 32H52V31H49V30H48V28H49V27H48V24L50 25V22H51V21L47 23V21H45V20L48 19V18H50V19H55V17H56V16L52 17L50 14H46V16H47ZM52 15H55V14H52ZM72 15H73V14H72ZM92 15H95V16H96V17H95V18H96V21H95V23L93 22V23L96 25V24H97V21H98V22L100 21V20H98L99 17H98V15H97V13H93ZM165 15H163V17H164ZM174 15H173V16H174ZM193 15H194V14H193ZM200 15H201V14H200ZM200 15H199V16H200ZM220 15H219V16H220ZM246 15H245V16H246ZM249 15H251V16L249 17ZM19 16H20V15H19ZM57 16H58V15H57ZM86 16H87V18H88V19L86 18L87 20L85 19ZM169 16L167 17V19H168L169 22L171 23L170 20H172V19H169ZM173 16H172V18H173ZM175 16H174V17H175ZM178 16H176V17H178ZM207 16H208V14H207ZM254 16H255V15H254ZM20 17H21V16H20ZM43 17L45 18V20H44ZM63 17H66V16L63 15ZM83 17H84V18H83ZM104 17H106V18L104 19ZM108 17H109V18H108ZM183 17L181 16L182 19H184ZM187 17H188V18H187ZM196 17H197V16H196ZM200 17H201V16H200ZM205 17H206V16H203L202 18H205ZM216 17L218 18V15H217V16L215 15V19H216ZM56 18H57V17H56ZM91 18H93V16H92ZM153 18H154V19H153ZM179 18H180V16H179L177 19H179ZM193 18H194V16H193ZM210 18H209V19H210ZM212 18H213V20L216 22V20L214 19V16H213ZM220 18H221V16H220ZM223 18H224L225 20H223ZM255 18H256V17H255ZM29 19H30V18H29ZM39 19H41V22H42V23L46 22V24H45V23H44V24H40ZM57 19H59V16H58ZM57 19H56V20H57ZM70 19H69V20H70ZM82 19H83V20H82ZM84 19H85V20H84ZM157 19L161 21V22L159 21L160 23H162V24H158V25H159V28L157 27L158 29H161V30H159L160 32H159L155 27L152 28V26H151V25H153L152 23H154L153 26H157V23H159ZM174 19H175V18H173V21H174ZM194 19H195V18H194ZM198 19H199V18H197V21H199ZM200 19H201V18H200ZM206 19H207V20H204V21H207V24H208V22H209V21H208V18H206ZM218 19H219V18H218ZM262 19H263V18H262ZM262 19H261V20H262ZM26 20H27V21H26ZM43 20H44V21H43ZM60 20H64V23H66V21H65L64 18L62 19V17H60ZM90 20H91V19H90ZM93 20H94V19H93ZM118 20L120 21V23L118 22ZM189 20H190V19H189ZM189 20H188V21H189ZM210 20H211V19H210ZM19 21H20V20H19ZM24 21H23V23H24ZM53 21H54V20H53ZM153 21H155V22H153ZM156 21H157V22H156ZM163 21H164V20H163ZM173 21H172V22H173ZM178 21H179V24H180L181 22H183V21H181V20H177V22H178ZM180 21H181V22H180ZM184 21H185V20H184ZM186 21H187V20H186ZM186 21H185V22H186ZM190 21H191V20H190ZM190 21H189V22H190ZM197 21H195V23H196V24H199L200 22L198 23ZM202 21H203V20H202ZM211 21H212V20H211ZM211 21H210V22H211ZM20 22H22V21H20ZM20 22H19V23H20ZM35 22H36V21H35ZM74 22H75L76 25L74 24ZM83 22H82V23H83ZM111 22H112L113 26H112V24H110ZM165 22H166V21H165ZM165 22H164V23H165ZM191 22H193V23L191 24V27L188 26V28H189V27H190L191 29L193 28V32H194L196 29H197L198 31L200 30V33L197 32V38H196L197 40L195 39V36H196V35L193 36V32L189 30L190 32H192V35L189 34V36L192 37V38H189L190 41L192 42V41L195 39V42H194V44L192 45V47L196 48V50H195L196 52H197V50L199 51V50L201 49V52L199 51L200 54L203 53V52H204L206 55L209 54L208 56H211V57H207V56H206V57H207V61L209 60L208 58L211 59L212 57H215V56H217V55L219 56V54H220V57H221V54H222V53H223V54L226 53V52H224V51H222L221 53H219L220 50L222 49V46L226 44V41H227V40H226L225 38L228 36V35L226 36V34H225L223 31H220V29H218V27H219V28H222V27H221L222 24L219 25V23H217V22L215 23V22L212 21V22H213V26H212V24L209 25V26H211L210 29L207 27V30H208V31L211 30L210 33L213 35V38H212V39L210 38V39H208V40H209L210 44L212 43V45L214 46V48H212L213 46H210V47H209V50L207 51V49H206L207 47L205 46L207 40L203 37L204 34L201 33V30H202V28H200L201 25H200V27H196V26H195V27H196V29H195L194 27H192V25L195 24L194 21H191ZM191 22H190V23H191ZM258 22H259V21H258ZM13 23H14V24H13ZM27 23H28L29 25H31V23H30L29 21H28ZM27 23H24V25H22V26H25V24H27ZM183 23H184V22H183ZM204 23H205V22H204ZM252 23H253V24H256L257 27L255 28V26L252 25ZM262 23H263V22H262ZM10 24H8V25H10ZM20 24H22V23H20ZM28 24H27V25H28ZM33 24H34V23H33ZM54 24H56V22H55ZM54 24H51V28H53V29L55 30L54 26L56 27L58 24H56V25H54ZM71 24L74 25V26H72V28L70 27ZM79 24H80V23H79ZM87 24H88V23H87ZM98 24H99V23H98ZM108 24H109V25H108ZM123 24H124V25H123ZM172 24H173V23H171L170 25H172ZM176 24L178 25L179 28L177 27ZM176 24L174 23V25L176 26V27H175V26H174V27H175L177 30H178V29H179V30H182V29H183V28L180 29V27H183V24H182V23H181L182 26H179L178 23H176ZM187 24L189 25V23H187ZM187 24H185V25H187ZM207 24H206V23L203 24V27H204V25L207 26ZM217 24H218V25H217ZM225 24H226V26H225V28H224V25H225ZM27 25H26V26H27ZM29 25H28V26H29ZM64 25L67 26V28L65 27V28H62V29H61V26L64 27ZM81 25H82V24H80V27H81ZM110 25H111V26H110ZM160 25H161V26H160ZM163 25H164V26H163ZM168 25H169V24H168ZM170 25H169V27H170ZM227 25H229V26H227ZM259 25H262V24L259 23ZM11 26H7V27L9 28V27H11ZM26 26H25V28L27 29L28 26H27V27H26ZM35 26H34V28H33V25H32L31 28H32L33 30H35ZM68 26L72 29V31H71V30H68V29H69ZM100 26H102V25H100ZM105 26H106V25H105ZM197 26H199V25H197ZM253 26H254V27H253ZM17 27H20V28L15 29V30H17V35H19V37H18L19 39L17 38V40L20 42V39H22V38H20V37H22L23 34H19V33H18V29L20 30V29H22V27H21V26H17ZM84 27H85V28H84ZM87 27H88V25H86V23L83 24V26H82V28H83L84 30H85ZM102 27L104 28V26H102ZM113 27H114V28H113ZM171 27L173 28V26H171ZM230 27H233V28H230ZM92 28L94 29V27H92ZM95 28H96V30H95V29H94V30L92 29V30H93L92 32H94V33H96V34L98 33L97 35L95 34V35H96L95 38L98 37L97 40H99L100 37L103 36V35H100V36H99V34H100L101 32H102V34H104V33H103V30H102V29H100L101 32H100L99 30H97V29H98V28H97V25H96ZM112 28H113V29H112ZM117 28H116V30L119 32V30H118ZM175 28H174V30L172 29L174 32L177 31V30H175ZM184 28H185V27H184ZM188 28H186V30H187ZM199 28H200V29H199ZM13 29H12V30H13ZM29 29H30V27H29ZM37 29H36V31L34 32V33H36V35H37V33H38V34L40 33ZM53 29H52V30H53ZM83 29H81L82 32H81V34H80V36H81V40L83 39V35H82V34H84V30H83ZM90 29H91V28H90V26H89V31L91 32ZM152 29H153V30H152ZM205 29H206V28H205ZM212 29H213V30H212ZM22 30H24L25 32L27 31V30H25L24 28H23ZM22 30L20 31L21 33H22ZM65 30L67 31V34H66V32H65L64 34L62 33V31H65ZM76 30L78 31L77 28H76ZM87 30H88V29H86V32H87ZM110 30H111L112 32H111ZM116 30H115V31H116ZM169 30L172 31L170 28H169ZM221 30H222V29H221ZM235 30H237V33H236ZM30 31H31V30H30ZM37 31H38V32H37ZM70 31H71V32H70ZM156 31H158L159 35H157ZM167 31H168V30H167ZM167 31H165V32H167ZM205 31H206V30H205ZM208 31H206V34H207V33L209 34ZM0 32H2V34L4 33V37L6 36V35H5V32H7L6 29H5V32H4V31H0ZM53 32H55V31H53ZM56 32H55V33H56ZM86 32H85V34H87ZM90 32H88V33H90ZM104 32H105V31H104ZM151 32H153V35H152ZM154 32H155V33H154ZM178 32H181L182 34H183V32H184V33L186 34V36L188 37V35H187V33H186V32H188V31L183 30V31H178ZM178 32H177V36L179 37V34H180V36H182V34H181V33L178 34ZM202 32H203V31H202ZM234 32H235L236 34H235ZM8 33H10L9 30H8V32H7V35H8ZM27 33H28V32H27ZM32 33H33V32H32ZM34 33H33V36L35 35ZM42 33H40V35H43ZM160 33H161V35H160ZM188 33H189V32H188ZM194 33H195V32H194ZM222 33H223L226 37H225V36H222ZM10 34H11V33H10ZM25 34H26V33H25ZM52 34H53V33H52ZM57 34L59 35V33H57ZM85 34H84V35H85ZM106 34H107V35H106ZM106 34H104V36L108 38V34H109V33L106 32ZM111 34H110V35H111ZM155 34H156V35H155ZM185 34L183 35V36H184V41L187 40ZM195 34H196V33H195ZM206 34H205V35H206ZM234 34H235V35H234ZM239 34H240V35H239ZM21 35H22V36H21ZM36 35H35V38H36ZM40 35H38V36H40ZM49 35H50V33H49ZM55 35H56V34H55ZM89 35H92V33H90ZM209 35H210V34H209ZM258 35H259V37H256V36H258ZM2 36H3V35H2ZM2 36H1V38H2ZM28 36H29V35H28ZM33 36H31V37H32V38H31V39H32L31 42H34V40H33V39H34ZM70 36H71V35H70ZM151 36H153V39L151 38ZM154 36H155V39H154ZM175 36H176V34H175ZM175 36L172 35V38H171V39H172V40L176 39ZM229 36H228V37H229ZM240 36H241V37H240ZM262 36H263V35H262ZM7 37H9V36H7ZM12 37L14 38V36H12ZM24 37H25V35H24ZM40 37H41V36H40ZM44 37H47V36L44 35ZM59 37H60V36H59ZM62 37H61V39H62ZM173 37H175V38H173ZM193 37H194V38H193ZM205 37H206V36H205ZM207 37L209 38V36H207ZM207 37H206V38H207ZM224 37H225V38H224ZM228 37H227V39L231 42V38H228ZM1 38H0V39H1ZM9 38H10V37H9ZM13 38H12V39H13ZM29 38H30V36H29ZM29 38H28V40H29ZM41 38H43V36H42ZM50 38H51V37H50ZM67 38H68V36H67ZM73 38H72V39H73ZM75 38H74V42H75V40L80 41L79 43H81V44H79V45H82V44H83V45H82L83 47L81 46L82 48H86V44H87V42H88V41H91V40H90L91 36H90V38H89V37L84 38V39H86V40H87V38H88V40H87V42H86V44H85V46H84V43H85L86 40L83 39L82 42H81V40H79V39H80L79 37H78V39H77V38L75 39ZM102 38L104 39V37H102ZM107 38H105V41H104V42H106V44L104 45L105 48H106V45H107V43H108V41H106ZM144 38H145V39H144ZM146 38H147V39H146ZM180 38H181V37H180ZM237 38H238V40H237ZM256 38H257V39H256ZM12 39H11V41H12ZM36 39H37V38H36ZM69 39H71V38L69 37ZM72 39H71V40H72ZM103 39H100V41H101V40L103 41ZM113 39H115V38H113V35H112L111 37H109V43H111ZM119 39H118V40H119ZM142 39L147 40V42L150 41L152 44H151V43H149V44L146 43V46H147V47H146V46H144V47L142 46V47H143V48H142L143 50H142V49H139L138 45H140V42L142 41ZM151 39H152V40H151ZM169 39H168V40H169ZM178 39H179V38H177V42H180V41H178ZM182 39H183V38H182ZM185 39H186V40H185ZM189 39L187 40V42L189 41ZM191 39H192V40H191ZM223 39H224V40H223ZM15 40H16V39H15ZM26 40H27V37H26ZM26 40L23 39V42L25 41L26 43H25V42H24V43H25V44H28V43H27L28 40H27V41H26ZM67 40H68V39H67ZM92 40H93V37H92ZM110 40H111V41H110ZM115 40H116V39H115ZM121 40H122V43H121ZM166 40H167V39H166ZM172 40L169 41L171 46H173V43H172V42H176L175 40H174V41H172ZM179 40H181V39H179ZM225 40H226V41H225ZM234 40L237 41V42H235ZM9 41H10V40H9ZM39 41H43V39H42V40H39ZM39 41H38V43H39ZM77 41H76V42H77ZM93 41H94V40H93ZM93 41H92V45H93V44L96 45V43H93ZM229 41H228V42H229ZM256 41H255V42H256ZM259 41H261V40L259 39ZM29 42H30V41H29ZM49 42H50V41H49ZM49 42H46V43H49ZM74 42H73V43H74ZM104 42H103V43H104ZM145 42H146V41H143V44H145ZM187 42H186V43H187ZM228 42H227V45H229V44L232 43V42H231V43H230V42L228 43ZM241 42H239V43H240L242 46L239 45V43H238V46H239L238 48H240V49L237 48V45L234 44V46H236V49H238L239 51L241 50L240 52L237 50V52H239V54H240L241 52H243V55H245V53L249 52V51H247V50H249V48H250L252 45L250 44L249 47H248V46L246 47V45H245V44H242ZM257 42H258V41H257ZM261 42H262V41H261ZM36 43H37V42H36ZM36 43H35V44H36ZM40 43H41V42H40ZM43 43H45V41H44ZM88 43H90V42H88ZM97 43L99 44V41H98ZM103 43H102V44H99V45H103ZM109 43H108V44H109ZM118 43H119V42H118ZM161 43H162V41H161ZM161 43L159 42V44H161ZM171 43H172V44H171ZM188 43H189V42H188ZM224 43H225V44H224ZM262 43H263V42H262ZM262 43H261V44H262ZM19 44H20V43H19ZM35 44H34V46H35ZM50 44H52V42H51ZM90 44H91V43H90ZM90 44H88L89 47H88L87 49L92 50L93 48H92V46H91ZM98 44H97V45H98ZM112 44H114V42H112ZM123 44H124V45H123ZM150 44H151V47H148V46H150ZM157 44H158V43H157ZM178 44H179V45L183 44L182 46H184V45L186 46V45H187V44H185V43H178ZM189 44H190V43H189ZM254 44H255V43H254ZM261 44H260V45H261ZM22 45H23V44H22ZM31 45H32V44H31ZM36 45H38V44H36ZM41 45H42V44H41ZM73 45H74V44H73ZM115 45H116V44H115ZM121 45H122V46H121ZM132 45H133V46H132ZM190 45H191V44H190ZM194 45H195V46H194ZM208 45H209V43H208ZM227 45H225V46L227 47ZM263 45H264V44H263ZM23 46H24V47H22V49L25 51L24 48H25V46H27V45H23ZM32 46H33V45H32ZM32 46H31V47H32ZM111 46H112V47H111ZM158 46H159V45H158ZM164 46H165V45H164ZM174 46H175V45H174ZM187 46H188V48H189V45H187ZM240 46H241V47H240ZM254 46H255V45H254ZM35 47H37V46H35ZM42 47H44V46L42 45ZM45 47H46V46H45ZM98 47H101V46H98ZM98 47H97V48H98ZM102 47H103V46H102ZM102 47H101V48H102ZM104 47H103V48H104ZM110 47H111V48H109V47L106 48V52L109 51V52H108V55L111 54L110 56H108L107 54H105L106 56L104 57V55L100 53L101 56L105 58V60H102V59H104V58H99L100 56L97 57V58H96V56H95V59H97L98 63L100 62L99 65H102V67H104V68H106L105 66L108 65V64L105 63V61H106V57H107V56H108L107 59H109V60L111 59V57H115V55H116V57H117V54L114 55V53H116V51H115L116 47H114L115 49L113 48V45H110ZM118 47H119V45H117V49H120V48H118ZM176 47H177V46L172 47V48H174V49H173V53H174V54H175V50H176L175 48H176ZM190 47H191V46H190ZM204 47H205V50L203 49ZM260 47H261V46H260ZM263 47H264V46H263ZM28 48H29V47H28ZM38 48H40V47L38 46L37 49H38ZM163 48H165V47H163ZM185 48H186V47H185ZM185 48H183V47L181 48V47L179 46V49H178V50H182V49H185ZM194 48H193V50H194ZM253 48H254V47L252 46V49L250 48V51H251V50L254 51L255 49H253ZM29 49H30V48H29ZM32 49L35 50V48H31L30 50H32ZM107 49H108V50H107ZM167 49H170V47H167V48H165L164 50H165V51H168ZM202 49H203L204 51H202ZM211 49H212L213 51H212ZM226 49H227V48H226ZM228 49H229V48H228ZM34 50H33V51H34ZM41 50H42V49H41ZM81 50H83V51H82L83 54H84L85 52L88 51V50L85 51L84 49H81ZM93 50H97V51H98V49H96V48L93 49ZM113 50H114L115 52H114ZM178 50H176V51L178 52ZM18 51H19V50H18ZM21 51H22V50H21ZM36 51H38V50H35V52H36ZM43 51H44V50H43ZM117 51H118V53H119V50H117ZM144 51H145V50H144ZM165 51H164V52H165ZM169 51H171V50H169ZM185 51H186V53H187L188 49L185 50ZM185 51H184V52H185ZM190 51H191V50H189V52H190ZM195 51H191V52H192V53H195V55H196V52H195ZM205 51H206V52H205ZM209 51H212V52H210V53H212L211 55H210V53H208ZM246 51H247V52H246ZM253 51H252V53L249 52V53L251 54L250 56H252V54L254 55ZM255 51H256V50H255ZM25 52H26V51H25ZM27 52H29V50H28ZM27 52H26V53H27ZM41 52H42V51H41ZM91 52H92V51H91ZM94 52L96 53V51H94ZM94 52L92 53V56H91L92 58H94V56H93V54L95 55ZM100 52H102V53L104 52V53H105L104 50H103V51L100 50ZM110 52H111V53H110ZM113 52H114V53H113ZM133 52H134V51H133ZM133 52L131 51V55H130V56H132L133 54L135 55V53H137V52H135V53H133ZM145 52H146V51H145ZM145 52H143V53H145ZM161 52H162V51H161ZM199 52H197V53H199ZM21 53H22V52H21ZM112 53H113V55H112ZM132 53H133V54H132ZM148 53L146 52V56H147ZM162 53H163V52H162ZM169 53H170V52H169ZM218 53H219V54H218ZM249 53L245 55L246 58H247V56L249 57ZM256 53H257V51H256ZM18 54H19V53H18ZM22 54H23V53H22ZM45 54H46V53H45ZM87 54H88V53H87ZM150 54H151V53H150ZM156 54H157V53H156ZM171 54H172V53H171ZM200 54H199V55H200ZM259 54H260V53L258 52V55H259ZM262 54H263V53H262ZM48 55H49V54H48ZM80 55H81V53H80ZM88 55H90V51H89V54H88ZM88 55H86V57H87ZM98 55H99V51H98ZM118 55H119V54H118ZM136 55H138V53H137ZM177 55H178V54H177ZM189 55H190V54H189ZM189 55H188L187 57H189ZM199 55L197 54V56H199ZM240 55H241V54H240ZM243 55H241V56H243ZM18 56H19V55H18ZM22 56H23V55H22ZM22 56H21V57H22ZM84 56H85V55H83V59L86 60V62H87V58H89L90 56L87 57V58L84 57ZM200 56H202V57H201V60H199V59H200ZM200 56H199V59H198L199 62H197V63H198V66H199L200 63L203 64V63H202V60H205V62H206V59H204V58H206V57H204L203 54L200 55ZM218 56H217V58L215 57L214 59H215V60L219 59L220 57L218 58ZM81 57H82V56H81ZM133 57H134V56H132L131 58H133ZM142 57L145 58V56H142ZM168 57H169V56H168ZM172 57L174 58L175 56H172ZM172 57H171V58H172ZM190 57H191V56H190ZM195 57H196V56H195ZM195 57L192 56L191 58H192V59L194 58L193 60H195ZM252 57H253V56H252ZM252 57H249V58H252ZM254 57L257 58L258 56L256 57V55H254ZM92 58H90V59L93 60ZM118 58H119V60H118ZM118 58H116L118 61L115 60V62H116V64L119 62L118 65L121 66V67H120V69L117 68V67H116V64H114V63H112V62L110 61V62L112 63V67L110 66V67L112 68V69H110V70H112L111 73L114 72V71H113V70H114V69H113V64H114V66L116 67L115 69H119V70H121V72L118 70V71L120 72V74H122V71H124V70H126V72L128 71V74L131 73V71H129V70L132 69V68H134V65H135V64L133 63V61H130V63L132 62L133 64H130V63L128 62V64H130V66L127 65V66H128V67H127V66L125 65V63H127V62L125 61V62L123 63V62H122L123 60H122V58L120 57V55H119ZM134 58H135V57H134ZM146 58L149 59V58H151V56L148 55V57H146ZM197 58H198V57H197ZM202 58H203V59H202ZM238 58H239V57H238ZM255 58H254V59H255ZM17 59H18V58H17ZM37 59H38V58H37ZM90 59H88V60H90ZM95 59H94V60H95ZM174 59H175V58H174ZM174 59H173V60H174ZM189 59H190V58H189ZM220 59H221V58H220ZM260 59H261V61L263 62L264 59H263V60H262V58H260ZM49 60H50V59L47 60L46 65H47V63H49ZM109 60H107V62H108ZM112 60H114V59L112 58ZM131 60H132V59H131ZM145 60H146V59H145ZM211 60H212V59H211ZM241 60H242V59H240V62H241ZM244 60H245V63H247L248 59H247V61H246V59H244ZM258 60H259V59H257V62H258ZM20 61H22V60H20ZM20 61H18V62L20 63ZM101 61H102V63H101ZM103 61H104V66H103ZM169 61H170L169 64H171V63L173 62L172 59H171V60L169 59ZM200 61H201V62H200ZM250 61H252V62L250 63V64H251V68H252V67L255 68V67L253 66V65H255L254 62H253L254 60H250ZM36 62H37V60H36ZM42 62H43V61H42ZM95 62H96V61H95ZM113 62H114V61H113ZM120 62H121V63H120ZM205 62H204V64H203V66L205 65ZM243 62H244V61H243ZM259 62H260V61H259ZM19 63H18V64H19ZM51 63H52V62H51ZM84 63H85V62H84ZM90 63H91V66H92V62H91V61H90ZM98 63L96 62V65L93 63V66H92V68H91V69H93V70L87 68L88 71H90V72L93 71V72L91 73V75H92L91 77H90V74L87 73V74H85V77H81V78H83V80H85V81H92L93 84H94L93 87H95V85H96L95 82H98V83H97L98 87H99V88H100V87L103 88L102 85L105 84L106 82L104 83L103 81L101 82V80H100L101 75L99 76V74H102V73H101L102 70H101V67H100V66L98 67V65H97ZM108 63H109V62H108ZM194 63H195V61H194ZM209 63H210V61H209ZM241 63H242V62H241ZM252 63H253V64H252ZM88 64H89V62L87 63V65H88ZM177 64H178V63H177ZM94 65H95V66H94ZM118 65H117V66H118ZM166 65H167V64H166ZM171 65H172V64H171ZM209 65H210V64H209ZM209 65H208V66L206 65V68H207V69L209 68ZM242 65H243V63H242ZM245 65H246V64H245ZM49 66H50V64H49ZM88 66H89V65H88ZM200 66H201V65H200ZM203 66H202V68L204 69ZM248 66H249V64H248ZM248 66H246V67H248ZM262 66H263V65H261L260 67H262ZM18 67H19V66H18ZM34 67H35V66H33V68H34ZM51 67L53 68L52 65H51ZM86 67H87V66H86V64H85L84 68L86 69ZM96 67H97V68H96ZM129 67H131V68H129ZM165 67H167V66H165ZM193 67H194V65H193ZM210 67H211V65H210ZM35 68H37V67H35ZM42 68H44V67H42ZM81 68H83V67H81ZM94 68H96L97 70L94 71V70H95ZM104 68H103V69H104ZM127 68H129V69H127ZM206 68H205L204 70L201 69V70H203V71L199 70L200 67H199L198 69L195 70V72L197 71V72H196V75H197V76H199V74L202 73V74L200 75V77H199L200 81L198 82L199 79L196 78V75H195L194 79H195V78L197 79V80L195 79L196 82L193 81V79H191V80H189V81H190V82H191V81H192V82H195L196 87H194V86L191 85V86H189V88H186L187 91L190 90L191 87L195 88V90L197 91V93H196L195 90H192V89L190 90V91L192 92V97H195V96H197V94H199L198 97H199V98L202 97V98H201V101H202V99H205V101H203V102H204L205 105H207V104H210L211 101L214 102L213 97L215 98V93H216V91H217V92H220L222 89H225V88H226V89H227V92H230V93L232 94V95L230 96V97H231L230 99L233 98V103H234V99H235V98L232 97V96L234 95L233 93H234L235 90L233 91V89H238V91H239V90H242V87H243L242 84H241L242 81L240 80V85L242 86V87H241L240 85H238V83H239V82L237 81L238 79L233 80V77H232V78H231V77H228V75H229L228 73H226V74H227V77H226V75H225L224 73H223L224 75L222 74L223 77H221V74H218V73H217V69H215L217 75L214 76L215 73L212 72V73L210 74V76H212V77H210L208 74L206 75V73H205L206 70H207ZM211 68H212V67H211ZM248 68H249V67H248ZM251 68H250V69H251ZM39 69H40V66H39ZM50 69H51V68H50ZM63 69H64V67H63ZM87 69H86V70H87ZM135 69H136V66H135ZM219 69L221 70V68H219ZM219 69H218V70H219ZM257 69H259V67L256 68V70H257ZM262 69H263V68H262ZM262 69H261V70H262ZM43 70H44V69H43ZM52 70H54V71H58V73H57L56 75L59 74V70H55V69H52ZM52 70H51V71H52ZM86 70H85V71H86ZM132 70H133V69H132ZM220 70H219V71H220ZM236 70H237V69H236ZM236 70H234V71L236 72ZM248 70H249V69H248ZM261 70H258L257 72H260ZM20 71H21V69H20ZM22 71H25V70H22ZM46 71H49V72H47V74H48V73H49V74L51 73V71L48 70V68H46ZM54 71H53V73H54ZM78 71H80V68H79ZM78 71H76V72L79 73ZM81 71H82V70H81ZM98 71H99V72H98ZM100 71H101V72H100ZM199 71H201V73H199ZM208 71H209V69H208ZM208 71H207V72H208ZM212 71H213V70H212ZM254 71H255V70H254ZM37 72H38V75H37V74L35 75V76H37V77L39 76V74H41V76L46 74L45 71H44L45 74H43L42 70H41V73L39 72V70H38ZM60 72H61V71H60ZM95 72H96V73H95ZM132 72H134V71H132ZM136 72H137V71H136ZM136 72H135V73H132L131 75H133V74L136 75V74H137ZM222 72H226V70H223V71L221 70L220 73H222ZM248 72H249V71H248ZM250 72H252V71H250ZM261 72L263 73V72H264V69H263V71H261ZM26 73H27V72H26ZM55 73H56V72H55ZM55 73H54V74H55ZM64 73H65V72H64ZM80 73H82V72H80ZM80 73H79V74H80ZM84 73H86V72L83 71L82 74H80V75L78 74V75H79V79H81L80 76L83 75ZM97 73H99V74H98V75H95V74H97ZM115 73H116V72H114V74H115ZM124 73H125V71L123 72V75L126 76L127 74L125 75ZM237 73H240V72H237ZM51 74H52V73H51ZM68 74H70V73H68ZM71 74H72V73H71ZM74 74H75V76H74V78H75V77H76V73H74ZM114 74H113V75H114ZM234 74H235V76H234ZM251 74H252V73H251ZM253 74H254V73H253ZM62 75H64V74H62ZM62 75H59V76H62ZM93 75H94V76H93ZM134 75H133V77H134ZM139 75H140V74H139ZM218 75H219L220 77H219ZM230 75H231V74H230ZM262 75H264V74H262ZM26 76H27V75H26ZM46 76H47V75H46ZM51 76H52V75H50V77H51ZM59 76H57V77H59ZM83 76H84V75H83ZM137 76H138V75H136V77H137ZM176 76H177V75H176ZM205 76L210 77V83H213V82H214V81H211L212 78L214 79V77H215V78L218 77V80H216L217 78L215 79V81H217V82H214L213 84H210V83H209L208 86H207V85H204L205 87H207V88L209 89V94H210V92H213L212 94L214 95L212 98H208V99H209V101H208L209 103H208L207 100H206L207 98H204V96L206 97L207 94L204 95V93H203V91H202V89H201V86H202V88L204 87V86H203V82H205V83H206V82H209V81H208V78L205 77ZM213 76H214V77H213ZM232 76L236 77V73L233 72V73H232ZM238 76H239V75H237V77H238ZM260 76H261V75H260ZM39 77H40V76H39ZM43 77H45V76H43ZM43 77H41V81H42V78H43ZM57 77H56V78H57ZM118 77H120V79L123 78L122 75L119 76V73L116 74V78H118ZM127 77H129V75H127ZM133 77H132V78H129V79H131V80H130L131 83H134V84H135L134 86L140 85V84L135 83V81L137 82V80H135L136 78H134V80H133ZM202 77H203V78H204V77L206 78V79H204L205 81H203V78H202ZM253 77H254V76H253ZM257 77L259 78V76H256L255 78H257ZM6 78H7V77H6ZM22 78H23V77H22ZM46 78H47V77H45V79H44L43 81H46V83H49V82H47V81H51V84L53 83V84H52L53 86H51V89H48V88H50V86H49L48 88H47V87L44 88V86H46V85H48V84L45 83V85H44V84H43L44 82L42 81V83H41L42 86H40V87H41V88H44V90L46 91V93H48V91L51 92L52 89L57 88V86H56V84L54 83V81L57 82L56 80H59V78L56 79V80H54L55 78H51V79H53V82H52L51 79L47 80ZM48 78H49V77H48ZM66 78H67V76L65 77V79H66ZM76 78H78V77H76ZM84 78H85V79H84ZM90 78H94V79H93L94 81H93L92 79L90 80ZM97 78H98V79H97ZM112 78L114 79L115 77L112 76L111 79H112ZM219 78H220V80H219ZM227 78H228V79H227ZM229 78H230V79H229ZM255 78H253V79H255ZM261 78H262V77H261ZM261 78H260V79H261ZM263 78H264V77H263ZM263 78H262V80H263L262 82H264V79H263ZM4 79H5V78H4ZM33 79H34V78H33ZM61 79H62V78H61ZM95 79H96V80H95ZM118 79H119V78H118ZM187 79H188V78H187ZM201 79H202V80H201ZM213 79H212V80H213ZM231 79H232L233 81L237 82V84H235V83H234V84H235V87H238V88H235V87L233 88V87H232L233 82H232ZM250 79H251V78H250ZM260 79H259V80H260ZM23 80H25V79H23ZM67 80H68V79H67ZM76 80H77V82H78V86H80V85L85 86L86 91H87V90H90V89L93 88V87L90 88L92 84L90 85V87H89V85L86 87L87 84H86L85 81H83L82 79H81V81L78 80V79H76ZM97 80H98V81H97ZM121 80H122V81H123V80L125 81V79H121ZM140 80H141V76H140ZM206 80H207V81H206ZM222 80H223V81H222ZM228 80H229V81H228ZM20 81H21V79H20ZM37 81H38V80H37ZM62 81H63V80H60L61 83H62ZM74 81H75V79H74V80L72 79V83H73ZM79 81H80V82L83 81V83H84L85 85H83V83H80V84H79ZM112 81H113V80H112ZM122 81H121V82H122ZM133 81H134V82H133ZM189 81H188V82H189ZM201 81H202V82H201ZM218 81H220V82L222 81V82H221V85H222L221 88H222V89L218 88V86L220 85V84L218 85V83H219ZM224 81H225L226 83H227V82H228V83L226 84V83H224ZM244 81H245V80H244ZM23 82H24V81H23ZM92 82H91V83H92ZM99 82H100L101 85L99 84ZM119 82H120V80H119ZM119 82H118L117 84H119ZM126 82H127V81H126ZM126 82H125V83H126ZM145 82H146V81H145ZM192 82H191L190 84H193ZM229 82H230V83H229ZM231 82H232V83H231ZM262 82H260V83H262ZM15 83H16V82H15ZM37 83H38V82H37ZM57 83H58V82H57ZM70 83H71V82H70ZM74 83H75V85L77 84L76 81H75ZM74 83H73V84H74ZM110 83H111V81H109V84H110ZM115 83H116V82H115ZM127 83H129V85H130V82H129V81H128ZM141 83H142V82H141ZM178 83H180V82H178ZM182 83H183V82H182ZM216 83H217V85H216ZM242 83H243V82H242ZM16 84H17V83H16ZM25 84H26V82H25ZM25 84H24V86H25ZM49 84H50V83H49ZM54 84H55L56 87H54ZM111 84H112V83H111ZM113 84H114V83H113ZM113 84H112V85H113ZM120 84L122 85L121 87H123V83H120ZM120 84H119V85H120ZM136 84H137V85H136ZM184 84H185V82H184ZM187 84H189V83H187ZM195 84H194V85H195ZM197 84H198V86H197ZM214 84L217 86V88H216V86H215ZM223 84H226V86H223ZM229 84H230V85L232 84V85H231V88H233L232 90H231V88L228 90L227 85H228V87H230ZM244 84H245V83H244ZM263 84H264V83H263ZM263 84H262V85H263ZM67 85H68V83H67ZM69 85H70V87L67 86V87H68L67 89L70 88L69 92L67 91V93H66V92H64V93H66V94H69V93H70V94L73 95V94H74L73 92H76V91H74V88H75L76 86L74 85L75 87L73 86V87H74V88H73V87H72V84H69ZM127 85H128V84H127ZM146 85H147V83H146ZM181 85L183 86V84H181ZM210 85H214L216 89H215L213 86H210ZM237 85H238V86H237ZM259 85H260V84H259ZM24 86H23V87H24ZM78 86H77V87H78ZM103 86H104V85H103ZM114 86H115V84H114ZM114 86H113V90L115 89ZM131 86L133 87L132 84H131ZM182 86H181V87H182ZM187 86H188V85H187ZM233 86H234V85H233ZM239 86L241 87V89L239 88ZM260 86H261V85H260ZM260 86H259V87H260ZM52 87H54V88H52ZM96 87H97V86H96ZM116 87H118V86H116ZM128 87H129V86H127V88H126V86L124 85V88H126L125 90H127ZM132 87H130V89H131L132 92H136V91H138V89H139V86H138L137 88L135 87L137 90H135V89L132 88ZM160 87H161V85H160ZM162 87H163V86H162ZM210 87H213V88H210ZM223 87H225V88H223ZM46 88H47L48 90H46ZM63 88H64V87H63ZM71 88H72L73 90H72ZM89 88H90V89H89ZM124 88H123V89H124ZM141 88H142V87H140V90H141ZM148 88H149V87H148ZM163 88H164V87H163ZM165 88H166V87H165ZM207 88H204V90H206ZM245 88H246V87H245ZM75 89H76V88H75ZM81 89H82V88H81ZM130 89H129V90H130ZM144 89H146V88H144ZM150 89H151V88H150ZM156 89H158L157 92H159V88L157 87ZM184 89H185V88H184V86H183V92L185 91ZM211 89H215V90H212V91H211ZM219 89H220V90H219ZM0 90H2V89H0ZM8 90H9V89H8ZM8 90H7V91H8ZM44 90H42V91L45 92ZM56 90H57V89H56ZM56 90H55V92H57L56 94H55V92L48 93V96H47V94H46V95H45L46 97H44V98H46V99H43L42 101L39 99L40 97H39L38 95H37L38 97H36V94H35L34 92H33L34 94L31 93V94H32L31 96L34 97V98H32V97L29 95V97H31V99H29V100H31V102H29V103L32 105V101H33V102H34V101L36 102L35 99H37V98L39 99V100H37V102L39 103V101H40L41 103H40V104H38V103H33L34 107H35V105L37 106V104L40 105V106H39V107H35V108H34L35 110L32 109V112H30V113H32V114H33V113H35V114H39L38 111H41V112H44V113L39 114L40 116H44V115L47 113V115L44 116V117L47 118V116H48V117L50 118V117L52 116L53 109L55 110V107H56V106H55V103L53 104V102H51V101H54V98H53L52 96H53V95H54V96L57 95V96H58V99H60L61 97H59V96H60L59 94H60L61 90H63V89L60 88L59 90H57V91H56ZM76 90H77V89H76ZM93 90H94V89H93ZM93 90H90L91 93L94 92ZM98 90H100V89H98ZM103 90H106V89H103ZM103 90H100V93H102L101 91H103ZM109 90H110V88H109ZM115 90H117V89H115ZM115 90L113 91L114 93H115ZM120 90H121V92H119ZM120 90H119V88H118L117 91H118L119 93H124V92H122V91H125V90H122L121 88H120ZM129 90H127L126 92H127V94L130 95V97H131V96H133V95H131L132 92H131V91L129 92ZM161 90H162V89H161ZM179 90H180V89H179ZM3 91H4V90H3ZM58 91H59V92H58ZM72 91H73V92H72ZM80 91H82V90H79V93H80ZM110 91H111V90H110ZM117 91H116V92H117ZM187 91H186V93H187ZM198 91H200L201 93H199ZM207 91H208V90H207ZM225 91H226V90H225ZM232 91H233V92H232ZM236 91H237V90H236ZM1 92H2V91H0V95L5 93V92H3V93H1ZM9 92H11V91H9ZM95 92H96V91H95ZM128 92H129L130 94H129ZM138 92L140 93V91H138ZM138 92H137L136 95H138ZM155 92H156V91H155ZM180 92H182V89L180 90ZM214 92H215V93H214ZM227 92L219 93V95L221 94V97L219 96V99H220V98L223 99L222 96H224V94L227 93ZM239 92H241V91H239ZM11 93H12V92H11ZM52 93H53V95H52ZM79 93H77V95H78ZM87 93H89V95L86 94L84 98H86L87 95L89 96V98L92 97V96H94V94L91 96L89 91H87ZM96 93H97V94H95L96 97H97V95H98V99H97V98H96V99H97L98 101H100L99 98L101 97V96H100L101 94L99 95V94H98L99 92H96ZM104 93H105V91H103V94H104ZM141 93H144V92L141 91ZM141 93H140V95H141ZM149 93H150V92H149ZM163 93H164V92H163ZM165 93H168V92H165ZM194 93H196V95H195ZM205 93H208V92H205ZM235 93H236V92H235ZM244 93H245V92H244ZM49 94H51V95H49ZM66 94H65L64 96H67V97H68V95H66ZM70 94H69V96H70ZM127 94H124L125 97H126ZM134 94H135V93H134ZM157 94H159V93H157ZM172 94H173V93H172ZM175 94H177V96H178L179 92H178V93H175ZM180 94H181V93H180ZM193 94H194L195 96H194ZM237 94H238V93H237ZM72 95H71V97H72ZM118 95L121 96V99L123 98L121 94H118ZM118 95H117V96H118ZM146 95H147V94H146ZM168 95H169V93H168ZM182 95L184 96V93H182ZM189 95H190V94H189ZM226 95L228 96V94H225L224 98L227 97ZM3 96H4V95H3ZM8 96H9V95H8ZM49 96H50L51 98H50ZM75 96H76V93L73 95V98H74ZM80 96H81V95H80ZM117 96H116V97H117ZM134 96H135V95H134ZM134 96H133V97H134ZM170 96H171V94H170ZM179 96H180V95H179ZM0 97H1V96H0ZM12 97H13V96H12ZM12 97H11V98H12ZM26 97H27V96H26ZM35 97H36V98H35ZM82 97H83V96H82ZM130 97L128 96L127 101H129L128 99L132 100V97H131V98H130ZM144 97H145V95H144ZM155 97H156V95H155ZM172 97L174 98V95H172ZM184 97H185V96H184ZM184 97H183V99H184ZM207 97H208V96H207ZM235 97H236V95H235ZM2 98H3V97H2ZM4 98H6V97H4ZM47 98H49V99L47 100ZM52 98H53V100H52ZM118 98H119V97H118ZM141 98H142V97H141ZM141 98H140V99H141ZM159 98H160V97H159ZM173 98H172V99H173ZM178 98L180 99V98H182V97H177L176 99L173 100L174 105H175L174 108L177 109V110L175 109V111H177V115H176V113L173 112V111H174V110H173V106H172V110H173V111H171V112H173V114H175L176 117H177L178 114H180V112H181V111H180V112L178 113V108H177V107H179V109H180L181 106H183V105H184V106H187V105H185L186 102H183V104L181 105V102L178 101ZM188 98H189V97H188ZM199 98L197 99V103L200 105V103L198 102V101H199ZM227 98L229 99V96H228ZM237 98H238V97H237ZM9 99H10V98H9ZM25 99H26V98H25ZM25 99L23 100L24 102L26 101ZM50 99H51V100H50ZM58 99H57V97L55 98L56 101H58ZM65 99H66V98H65ZM70 99H72V98H69L68 100H70ZM87 99H88V98H87ZM91 99H92V98H91ZM123 99L126 100L125 98H123ZM134 99H135V97H134ZM136 99H138V98L136 97ZM168 99H169V96H168ZM172 99L170 98L171 105H172V103H173V102H172ZM195 99H196V98H195ZM210 99H212V100H210ZM217 99H218V97H216L215 100H217ZM219 99H218V101H221V99H220V100H219ZM228 99H227V100H228ZM66 100H67V99H66ZM85 100H86V99H85ZM94 100H95V97H94ZM97 100H96V101H97ZM116 100H117V99H116ZM189 100H191V98H190ZM225 100H226V99H225ZM225 100H222V102L225 101ZM227 100H226V101H227ZM4 101H5V99H4ZM8 101H9L8 103H10V100H8ZM23 101H22L21 103H23ZM59 101H60V100H59ZM59 101H58V104H57V102H56V105H57L56 108H58L59 106L63 107L62 103H61V105H60V102H62V101H60V102H59ZM88 101H89V100H88ZM117 101H118V100H117ZM146 101H147V99H146ZM185 101H187V99H186ZM195 101H196V100H195ZM5 102H6V101H5ZM42 102H43V104H42ZM138 102H139V101H138ZM138 102H137V104H138ZM188 102H189V101H188ZM203 102H202V103H203ZM205 102H206L207 104H206ZM216 102H217V101H215L214 103H216ZM228 102H229V100H228ZM228 102H227V103H228ZM48 103H49V104H48ZM51 103H52V104H51ZM128 103L130 104L131 101L128 102ZM142 103H143V102H142ZM157 103H158V102H157ZM163 103H165V101H163ZM169 103H170V102H168V104H169ZM219 103H221V102H219ZM219 103H218V104H219ZM227 103H226V102H224L223 104L221 103V104H219V106H220V105L223 106L224 104L226 105ZM25 104H26V102H25ZM97 104H98V102H97ZM131 104H132V103H131ZM131 104H130V105H131ZM153 104H154V103H153ZM211 104H212V103H211ZM211 104H210V107H211L212 109H211V108H208L209 111H210V109H211V113H210L209 111H207V112L210 113L211 118L213 119L214 116H212V110H213V114H215V112H216V114H217V110H218V109H214V108H216V107H213V106H217L216 104H214V105L212 104L213 106H212ZM231 104H232V101H231L227 106H230ZM234 104L236 105V103H234ZM234 104H232L231 106H234ZM262 104H263V102H262ZM26 105H27V104H26ZM31 105H30L29 107H30V108H33V107H31ZM42 105H43V106H42ZM58 105H59V106H58ZM133 105H134V104H133ZM135 105H136V103H135ZM139 105H140V104H139ZM165 105H166V104H165ZM136 106H137V105H136ZM148 106H149L150 108H153V107H154V106L150 105V102H149ZM208 106H209V105H208ZM208 106H207V107H208ZM221 106L219 107V111H220L221 108H222ZM236 106H237V105H236ZM40 107L42 108V110H41ZM61 107H60V108H61ZM132 107H133V106H132ZM205 107H206V106H205ZM225 107H226V106H225ZM36 108H37L38 110H37ZM39 108H40V109H39ZM60 108H59V109H60ZM137 108H138V107H137ZM158 108H159V106H158ZM165 108H166V106H165ZM169 108H170V107H169ZM184 108H185V107H184ZM199 108H200V107H198V109H199ZM201 108L203 109V107H201ZM229 108H230V107H229ZM232 108H233V107H232ZM232 108H231V109H232ZM261 108H262V106H261ZM11 109H12V107H11ZM13 109H14V107H13ZM13 109H12V110H13ZM62 109H63L62 111L64 112V110H65V106H64V108H62ZM202 109H201V110H202ZM223 109H224V108H223ZM223 109H222V110H223ZM227 109H228V108H227ZM14 110H15V109H14ZM14 110H13V111H14ZM57 110H58V109H57ZM57 110H56V111H57ZM185 110H186V108H185ZM187 110H188V109H187ZM13 111H12V112H13ZM35 111H36L37 113H36ZM56 111H55V112H56ZM66 111H67V110H66ZM66 111H65V113H66ZM68 111H69V110H68ZM70 111H71V110H70ZM137 111H138V110H137ZM199 111H200V110H198L197 112H199ZM214 111H215V112H214ZM231 111H232V110H231ZM231 111H230V113H231ZM233 111H234V110H233ZM14 112L16 113V111H14ZM58 112H60V110L57 111V112L53 115L52 118H54V120L51 121L52 123L55 121V119H56V121L58 120V117H56V115H57ZM63 112H62V113H63ZM134 112H135V111H134ZM168 112L170 113V110H169ZM183 112H184V111H183ZM263 112H264V111H263ZM70 113H71V112H70ZM200 113L202 114V111H200ZM209 113H207V114H209ZM223 113H224V112H223ZM230 113H229V110H228V114H230ZM8 114H9V113H8ZM18 114H19V113H18ZM32 114H31V115H32ZM48 114H50L51 116L48 115ZM60 114H61V113H60ZM138 114H139V113H138ZM183 114H184V113H183ZM207 114H206V116L208 117V121H209L210 123H209L208 121H207V122H208V124H211V122H214V121L211 120V118H210V120H209V117H210V116H208ZM220 114H221V113H220ZM220 114H219V115H220ZM13 115H14V114H13ZM19 115H21V114H19ZM162 115H163V114H162ZM165 115H167V112L165 113ZM171 115H172V114H170L169 116L167 115V116L169 117V119L171 118V117H170ZM195 115H197V114H195ZM204 115H205V114H203V117H204V118H203L201 115H199V116H201V117H200L201 119H207ZM221 115H222V114H221ZM225 115H226V111H225ZM14 116H15V115H14ZM35 116H36V115H35ZM175 116H173V117H175ZM179 116H180L179 120H182V119H183V118H181L182 115L180 114ZM179 116H178V117H179ZM228 116H230V115H228ZM231 116H232V115H231ZM8 117H9V116H8ZM19 117H20V116H19ZM70 117H71V116H70ZM165 117H166V116H165ZM178 117H177V118H178ZM182 117H183V116H182ZM216 117H217V115L215 116V125L212 123V125H214V127H212V125H209V126L211 127V130H212V128L215 129V126H216V124H217V121H216V120L218 119V117H217V119H216ZM234 117H235V116H234ZM6 118H7V117H6ZM14 118H15V117H14ZM16 118H17V115H16ZM36 118H40V119H42V117H37V116L35 117V119H34V118H33V119L36 120ZM52 118H51V119H52ZM166 118H167V117H166ZM220 118H221V117H220ZM226 118H228V117H226ZM40 119H39V121L42 122V120H40ZM47 119H48V118H47ZM65 119H66V118H65ZM186 119H187V118H186ZM262 119H263V118H262ZM43 120H45V119H43ZM74 120H76V119L74 118ZM166 120H167V119H166ZM171 120L177 121L178 119H172V118H171ZM179 120H178V121H179ZM4 121H5V120H4ZM12 121H13V120H12ZM28 121H31V120H28ZM37 121H38V120H37ZM49 121H50V120H49ZM64 121H65V120H64ZM69 121H70V120H69ZM69 121H68V122H69ZM72 121H73V120H72ZM167 121H168V120H167ZM167 121H166V122H167ZM169 121H170V120H169ZM178 121H177V123H178ZM192 121H193V120H192ZM218 121H220V120H218ZM224 121H227V120H224ZM263 121H264V120H263ZM5 122L7 123V120H6ZM35 122H36V121H35ZM35 122H32V123L35 124ZM57 122H58V121H57ZM57 122H56V123H57ZM60 122H61V121H60ZM157 122H158V121H157ZM159 122H160V121H159ZM171 122H172V121H171ZM193 122H194V121H193ZM195 122H196V120H195ZM200 122H201V121H200ZM9 123H10V120H9ZM9 123H8V124H9ZM14 123H15V122H14ZM56 123L54 122L53 124H56ZM167 123H169V122H167ZM167 123H166V125H167ZM172 123H174V122H172ZM172 123H171V125H173ZM180 123H181V122H179L178 125L176 124V125H174V126L171 127V128L168 127V126H169V124H168L167 129L169 128V129H170V132H171V129H174L176 126H179L180 129H181V126H180V125L183 124V123H181V124H180ZM187 123H188V122H187ZM219 123H220L219 125H221V121H220ZM222 123H223V120H222ZM11 124H12V123H11ZM30 124H31V123H30ZM72 124H73V122H72ZM74 124H76V123H74ZM145 124H146V123H145ZM150 124H151V123H150ZM152 124H153V123H152ZM164 124H165V123H164ZM164 124H162V125H164ZM174 124H175V123H174ZM198 124H199V123H198ZM228 124H229V123H228ZM260 124H262V123H260ZM6 125H7V124H6ZM23 125H26V124H23ZM28 125H29V124H28ZM39 125H40V124H39ZM43 125H44V124H43ZM65 125H66V128H67V127H68V128L66 129V128L64 127V131H65V130L67 131L68 129H69V130H73V129H74V128L72 129V126H71V125H70L71 128H70L69 126H67V124H65ZM142 125H143V124H142ZM142 125H141V126H142ZM160 125H161V123H160ZM162 125H161V127H162ZM199 125H200V124H199ZM217 125H218V124H217ZM219 125H218V126H219ZM224 125H225V122H224ZM231 125H232V124H231ZM231 125H229V126H231ZM258 125H259V124H258ZM12 126H13V125H12ZM30 126H32V124H31ZM54 126H55V125H54ZM152 126H153V125H152ZM157 126H158V125H157ZM233 126H234V125H233ZM22 127H23V126H22ZM28 127H29V126H28ZM42 127H43V126H42ZM48 127H49V126H48ZM75 127H76V126H75ZM147 127L149 128V126H147ZM150 127H151V126H150ZM159 127H160V126H159ZM183 127H184V126H183ZM199 127H200V126H199ZM216 127H217V126H216ZM253 127H255V126H253ZM9 128H10V127L8 126L7 129L9 130ZM33 128L35 129L36 127H33ZM43 128H44V127H43ZM51 128H53V127H51ZM60 128H61V126H60ZM162 128H166V127L164 126V127H162ZM250 128H251V127H250ZM256 128H257V127H256ZM10 129H11V128H10ZM23 129H25V127H24ZM30 129H32V127H31V128L29 127V130L27 129V130H28V133H29ZM41 129H42V128H41ZM45 129H46V128H45ZM57 129H59L58 126H57ZM143 129H145V128H143ZM159 129H160V128L157 129V127H156V129H153V130H155V132H156V131H159ZM169 129H168V130H169ZM177 129H178V128H177ZM177 129H175V130H177ZM180 129H179V130H180ZM208 129H210V128H208ZM253 129H254V128H253ZM20 130H22V129H20ZM27 130H26V132H27ZM55 130H56V129H55ZM69 130H68V131H69ZM74 130H75V129H74ZM74 130H73V131H74ZM96 130H97V129H96ZM96 130L94 129L93 131H96ZM139 130H140V129H139ZM160 130H161V129H160ZM164 130H165V131H164ZM168 130L163 129V131L161 130L160 133H161V132H162V133L165 132V133H163L164 136H165V134H167L166 131L168 132ZM175 130H173V131H175ZM200 130H201V128H200ZM206 130H207V129H206ZM206 130L204 129L205 134H206V136H207V133H206V132H208V131H206ZM256 130H257V129H256ZM262 130H263V127H262ZM35 131H36V129H35ZM151 131H152V129H151ZM151 131H150V132H151ZM177 131H178V130H177ZM177 131H175V132L178 133ZM213 131H214V130H212V133L214 134ZM231 131H232V130H231ZM237 131H238V130H237ZM242 131H243V130H242ZM257 131H258V130H257ZM9 132H10V130H9ZM12 132H13V131L10 132V135H11ZM33 132H34V130L31 131V133H30V134H31V137L34 136V135L32 136V133H33ZM36 132H37V131H36ZM36 132H35V134H36ZM42 132H43V131H42ZM198 132H199V131H198ZM202 132H203V131H202ZM202 132H201V133H202ZM14 133H15V132H14ZM24 133H25V132H24ZM28 133H27V135H28ZM60 133H61V132H60ZM71 133H72V131H71ZM71 133H70V134H71ZM158 133H159V132H158ZM162 133H161V135L163 136ZM208 133H209V132H208ZM226 133H227V132H226ZM258 133H259V131H258ZM2 134H3V133H2ZM5 134H7L8 137L10 136V135L8 134V132H6ZM30 134H29V135H30ZM153 134H154V133H153ZM174 134H175V133H174ZM174 134H173V135H174ZM209 134H210V133H209ZM209 134H208V135H209ZM223 134H224V133H223ZM29 135L27 136L28 139H30V138H29ZM66 135H67V138L69 139V137H70V136H68L69 133H67ZM96 135H97V134H96ZM156 135L158 136L159 134L156 133ZM168 135H169V134H167V136H168ZM179 135H180V134H179ZM200 135H201V134H200ZM262 135H264V133L261 134V137H262ZM5 136H6V135H5ZM37 136H38V135H37ZM43 136H44V135H43ZM63 136H64V135H63ZM63 136H60V137H63ZM103 136H104V135H103ZM162 136H161V137H162ZM182 136H183V135H182ZM241 136H242V135H241ZM244 136H245V135H244ZM248 136H249V135H248ZM11 137H12V136H11ZM11 137H9V138L5 137V140H4V141H6L7 139H8V141L12 139L11 142L13 143V138H11ZM39 137H40V136H39ZM175 137H176V136H175ZM184 137H185V136H184ZM3 138H4V137H3ZM10 138H11V139H10ZM65 138H66V137H65ZM65 138H64V139H65ZM205 138H206V137H205ZM235 138H236V137H235ZM28 139H27V140H28ZM43 139H44V137H43ZM61 139H62V138H61ZM163 139H164V138H163ZM166 139H168V138L166 137ZM179 139H180V138H179ZM232 139H233V138H232ZM256 139H257V138H256ZM261 139H262V138H261ZM157 140H158V138H157ZM161 140H162V139H161ZM168 140H169V139H168ZM168 140H167V141H168ZM174 140H175V138H174ZM174 140H173V141H174ZM181 140H183V139H181ZM184 140H185V139H184ZM188 140H189V139H188ZM229 140H230V139H229ZM247 140H248V139H247ZM247 140H246V143H247ZM40 141H41V140H40ZM58 141H59V139H58ZM68 141H69V140H68ZM158 141H159V140H158ZM162 141H163V144H164V141H166V140H162ZM178 141H179L180 143L174 145V142H172V141L170 140V142L173 143V146H179V145H180L179 147H181V146L183 145V143H182L180 140H178ZM178 141H177L176 143H178ZM257 141H258V140H257ZM1 142H2V141H1ZM35 142H36V141H35ZM62 142H63V141H62ZM64 142L67 143V141H64ZM228 142H230V141H228ZM231 142H232V141H231ZM262 142H263V140H262ZM168 143H169V142H168ZM181 143H182V145H181ZM187 143H188V145L191 144V143L189 144V142H187ZM239 143H240V142H239ZM243 143H244V142H243ZM1 144H2V143H1ZM1 144H0V146H1ZM3 144H7V143H3ZM8 144H10V143L8 142ZM40 144H41V143H40ZM40 144H39V145H40ZM49 144H50V143H48V145H49ZM57 144H58V142H57ZM67 144H68V143H67ZM184 144H185V143H184ZM233 144H234V142H232V145H233ZM236 144L238 145V143H236ZM236 144H235V145H236ZM241 144H242V143H241ZM247 144H248V143H247ZM247 144H246V145H247ZM255 144H256V143H255ZM261 144H263V143H261ZM45 145H46V144H45ZM59 145H60V146H61V145H64V143H60ZM59 145H58V146H59ZM165 145H166V143H165ZM170 145H171V144H170ZM185 145H186V144H185ZM229 145H231V144H229ZM251 145H252V144H251ZM4 146L6 147V145H4ZM8 146H9V145H8ZM13 146H14V145H13ZM66 146H68V145H66ZM225 146H226V145H225ZM239 146H240V145H239ZM242 146H244V145H242ZM253 146H254V145H253ZM253 146H252V147H253ZM258 146H259V145H258ZM37 147H38V146H37ZM37 147H36V148H37ZM50 147H51V146H50ZM50 147H49V148H50ZM54 147H55V146L53 145L52 148H54ZM61 147H62V146H61ZM179 147H178V148H179ZM183 147H184V146H182L180 149H182ZM186 147H187V146H186ZM232 147L234 148V145L231 146L230 149H232ZM236 147H237V146H235V148H236ZM244 147H245V146H244ZM1 148H2V147H1ZM62 148H63V149H62ZM62 148H60V147L57 148L58 150H60L59 153H61V151H64V148H65V151H66V147H62ZM240 148H241V147H240ZM246 148H248V147L246 146ZM246 148H245V149H246ZM7 149H8V148H7ZM7 149H5V150H7ZM41 149H42V148H41ZM169 149H170V150H169ZM169 149H168V150L171 151V146H169ZM176 149H177V148H176ZM236 149H237V148H236ZM248 149H249V148H248ZM252 149H253V148H252ZM255 149H257V148L255 147ZM262 149H264V148H262ZM43 150H44V151H43ZM43 150H42V151L45 152L44 154H47V155H42V153H41V155H42L44 158H46V159L43 158L42 162H43V161H44V162H43V163H42V162L40 163V164H43V166H42V167H40L41 165H40V166H39V165L37 166V163L34 162L33 168H32L31 170L35 169V165H36L37 167H40V168H41V170H42V171H41V174H42L43 169L46 168V170L44 171V176H43V174H42L41 176H43V180H45L44 177L47 178V180H48V178L50 179L51 177H47V176H45V172H46L47 175L51 174V173H49L48 171H49V169L52 168V167H49V168H48V171H47V167L52 165L50 162L53 161V160L55 159L54 156L58 157L57 159L59 160V163H60V164H61V162H62V161H60L61 158H63V160H64V162H62L63 164H61V165H60V164H57L58 167H55L56 164H53V166H54L55 168H58V169H59V167H62V166H64L65 164L68 165V163H69V162H68V159H69L70 157H72V155H70V157H69V155L64 156L65 153H66L65 151H64L65 153L62 152V154H60V155H55L56 153L52 152L53 149H52L49 153L47 152V148H46V151H45L44 148H43ZM173 150H175V149H173ZM225 150H226V149H225ZM238 150H239V149H237L236 152H232V151H233V149H232V151L229 152V153H231V152L233 153V154L231 153L232 158L235 157L234 159H231V160H234V161H235V159H236L237 157L240 159L239 156H241V155L244 154L243 152H242V153H243V154H242V153L239 152ZM42 151H41V152H42ZM53 151H54V150H53ZM56 151H57V150H56ZM180 151H182V150H180ZM184 151H185V149H184ZM184 151H182L180 155H183L182 153H183ZM227 151H228V149H227ZM234 151H235V150H234ZM237 151H238V152H237ZM251 151H252V150H251ZM46 152H47V153H46ZM67 152H68V151H67ZM185 152H189V150H188V151H185ZM3 153H6V151H3ZM8 153H9V152H8ZM59 153H58V154H59ZM63 153H64V155H63ZM68 153H71V152H68ZM175 153H177V152H175ZM178 153H180V152H178ZM229 153H228V154H229ZM235 153L237 154V156H236ZM240 153H241V154H240ZM246 153H247V151H246ZM251 153H252V152H251ZM228 154H226L227 158H228V156H229ZM234 154H235V156H234ZM238 154H240V155H238ZM0 155H1V153H0ZM4 155H6V154H4ZM61 155H62V156H61ZM178 155H179V154H178ZM224 155H225V154H224ZM46 156H47V157H46ZM59 156H61V157L59 158ZM63 156H64V157H67V158L69 157V158L66 160V158H64ZM183 156L186 157L187 155L185 154V155H183ZM233 156H234V157H233ZM243 156H244V155H243ZM188 157H189V156H188ZM1 159H2V158H1ZM41 159H42V158H41ZM57 159H56V160H57ZM76 159H77V158H76ZM248 159H250V157H249V158L247 157V161H250V160H248ZM65 160H66L67 162H65ZM70 160H71V158H70ZM70 160H69V161H70ZM77 160H78V159H77ZM227 161H228V160H227ZM244 161H245V160H244ZM55 162H56V161H53L52 163H55ZM57 162H58V161H57ZM70 162H71V161H70ZM192 162H193V161H192ZM44 163H45V164H44ZM49 163H50L51 165H50ZM76 163H77V162H76ZM81 163H82V162H81ZM123 163H124V162H123ZM247 163H248V162H247ZM71 164H73V163L71 162ZM79 164H80V162H79ZM121 164H122L121 162H120L119 164H116V163L113 164V163H112V165H115V166L117 165L116 168H118V169H117V173H115V175H117V176H118V171H119V170H122V171H123V170L125 169L124 167L120 166ZM188 164H189V163H188ZM190 164H191V163H190ZM1 165H2V163H1ZM59 165H60V166H59ZM66 165H65V166H66ZM77 165H78V164H77ZM77 165L75 164L76 168H77ZM86 165H87V164H86ZM220 165H221V164H220ZM226 165H227V164H226ZM46 166H47V167H46ZM68 166H69V165H68ZM70 166H71V165H70ZM75 166H74V167H75ZM184 166H185V165H184ZM191 166H192V169H190ZM191 166L189 167V170H191V171H188V165H186V166L184 167V168L187 167V170H185V171H184V168H181V173L184 171V173H182V174H184V175H182L181 177H179V176L181 175V173H180L179 176H177V174H176L177 172L175 173V172L172 171V174H171V173H169V172H170L169 170H165V172H166V173H164V174H165V178H163V179L167 180L166 182H167V184H169L170 186L167 185V184H165L166 182L163 183V182H164V181H162L163 179L160 178L161 176L163 177V175H159V176H160V177H159V178H160L159 180L162 181V182H160V181L157 179V180H158V183H159V185L156 184L157 186L155 185V183H156V182H155V181H156L155 179H154V180H155V181H154L155 183L152 182V184H154V185L151 186V185H152V184H151V177H150V178L148 177V178L150 179V181H147V183H146V180H145L146 185H145V184H142V185H141V184H140V181H141V179H143V180L141 181V182L143 183V182H144V179H145V178L147 179V177L142 178L143 176H141V177H140L141 179H140V178H137L138 181H137V183H135V184H134L133 182H134V179H136L137 176H133V175H131V176H128V177L133 178V179H131V180H133L132 183L136 186V187H135V186L133 185V186L135 187V191H134V193H137V192L139 191V188H141V187L143 186L144 188H143V189H140V193H141V191H144V192H146V193L148 194V190H149V191H152L151 194H153V195H154V191H156V193H157V192H159V193L162 192V193H166V194H167V192H164V190L161 191L162 189H165V188L163 187V186H165V185L167 186V187L165 186V187H166V190H167V191L171 190V191H172V194H174V193L177 194L176 190H177V191H182V192L188 193L187 190L189 191V188H193V189H194V188H195L194 186L197 185V183H196V185H194V184L192 185V184L190 183L192 187H190V185L188 186V181H189V180H190L192 183H194V180H195V179H193V178H195V176L193 177V175H192V177H191V178L193 179V181H192V179L189 178V177L186 178V175H187V176H191L190 173H192V170L194 169V167H196L195 165L193 166V163H192ZM2 167H4V166H0V169H1ZM8 167H9V166H8ZM37 167H36L35 170H38V169H39V168H37ZM82 167H83V165H82ZM85 167H86V166H85ZM87 167H88V166H87ZM121 167H122V168H121ZM125 167H126V166H125ZM182 167H183V165H182ZM219 167H220V166H219ZM221 167H222V166H221ZM55 168H52V169L56 170ZM67 168H68V167H66V168L63 167V170H64V171H65V170H66V171L68 170L69 173H70V170L73 171V172H75V171L78 170V169L75 170V169L73 168V166H72V167H69L68 169H67ZM71 168H73L74 170H72ZM123 168H124V169H123ZM214 168H216V167H214ZM224 168H225V167H224ZM226 168H227V167H226ZM229 168H230V167H229ZM231 168H232V167H231ZM6 169H8V168H5V169L0 170V172H1L0 174L3 173V174L5 175L6 171H9V170H10V169L6 170ZM11 169H12V168H11ZM13 169H14V168H13ZM13 169L10 170V171H11V172H15V169H14V171H13ZM85 169H87V168H85ZM112 169H113V170H112ZM182 169H183V170H182ZM219 169H220V168H219ZM104 170H105V169H102V172H104ZM110 170H112L113 173L116 172L114 168H111ZM110 170H109V171H110ZM195 170H196V169H195ZM213 170H214V169H213ZM229 170H230V169H229ZM3 171H4V172H3ZM10 171H9V172H10ZM16 171H17V170H16ZM18 171H19V170H18ZM18 171H17V172H18ZM66 171H65V172H66ZM109 171H107V172H108V173H107L106 170H105V173H102V174H106V173H107V176H108V175H110V177L113 176L114 174H113V173H111L112 175L109 174ZM126 171H127V170H125V172H126ZM168 171H169V172H168ZM193 171H194V170H193ZM215 171H216V170H215ZM11 172H10V173H6V174H8V176H7V177L4 176V177H6L7 179H9V175L14 174V173H11ZM17 172H16V173H17ZM28 172H29V171H28ZM31 172H32V171H30V174H31ZM33 172H34V171H33ZM57 172H58V171H57ZM68 172H67V174H69ZM95 172H96V171H95ZM110 172H111V171H110ZM127 172H128V171H127ZM130 172H131V171H130ZM132 172H133V171H132ZM132 172H131V173H132ZM178 172H179V170H178ZM187 172L189 173V175L187 174ZM194 172H195V171H194ZM231 172H232V174H233V171H231ZM23 173H24V176H25V172H23ZM23 173H22V174H23ZM52 173H53V172H52ZM54 173H55V172H54ZM128 173H129V172H128ZM174 173L176 174V177L179 178V180H178V178H177V179L175 178V179L177 180V183H176L175 180H174V176H175ZM220 173H222V172H221V171L218 172V175H219ZM224 173H225V172H224ZM17 174H19V173H17ZM17 174H15V176L13 175V177H17V176H16ZM30 174H29V175H30ZM36 174H37V175H36ZM97 174H98V173H97ZM102 174H101V175H102ZM133 174H136V175H137L138 173H135V172H134ZM169 174H171L172 176L174 175L173 178L171 177V179H172L174 182L171 181V179H170V175H169ZM178 174H179V173H178ZM211 174H212V173H211ZM230 174H231V173H230ZM26 175H27V174H26ZM31 175H32V174H31ZM31 175H30V176H31ZM38 175H39L38 179H40L41 176H40V174H39L38 172H35V174L32 175L33 178H36V181H35V179H34L35 184H36V182H37V180H38V179H37V176H38ZM52 175H53V174H52ZM115 175H114V176H115ZM126 175H127V174H126ZM129 175H130V174H129ZM195 175H196V174H195ZM216 175H217V174H216ZM227 175H228V174H227ZM0 176H1V175H0ZM2 176H3V175H2ZM2 176H1V177H2ZM21 176H22V175L20 174V178H21ZM24 176L22 177V179H23V180H22V184H21V182L18 180V178H17V180H18L20 183H19V182L16 180V178H15V180H16L19 184H21V186H22V189H21L20 191L18 190V188H17L18 191H16L15 189L12 190V188H16L15 185L17 184V183L15 184L16 181L14 180L13 177H12V179H13L15 182L12 181V180H10V181H12L11 184L5 180L8 184H10V186L12 185L11 189H9V185H7V183H6V187L8 186L7 189L10 190V191L8 190L9 192H7V194H8L7 196H9V197L12 198V196H10V195H13V194H14L13 196H15L16 194L18 195V193L21 192L20 194H21V197H22V194H23V191H24V192H26V193L23 194L22 200H23V198H25V201H27V199H29V197H31V196H29V195H32V194H30V193H33V192H31V190L28 189V187H30L32 183H30V184H28V182H27V183H24L23 181H24L25 178H26L28 181H29V179H30V178L28 179V177H27L28 175H27L25 178H24ZM30 176H29V177H30ZM32 176H31V179H32V181H33ZM35 176H36V177H35ZM50 176H51V175H50ZM82 176H83V175H82ZM117 176H115V179L112 177L113 179H111V180H109V181L106 180L108 183H106V185H105L106 187H105V186H102L103 189H102V187H101V189H100V187H98L99 185H97V183L99 184V181L96 183V186H97V187H96L95 185H93V183H92V186H95L96 189H98V190L96 191V189L93 187L95 190H94L93 188H92L91 190H92V191L94 190V192H92L91 190H87V191H91V192H87V191L84 192V191L82 190V187H83V186H82L81 188L76 187L77 190H78V188H79V190H81L82 193H85L86 195H87V193H89V194L87 195V197H86V199H88V200H86L85 203H84V200H85V199H83V197L86 196V195H85V194H82L81 191L79 192V190H78L79 194H80V193L82 194V195H79V194H78V195H79V197H81V199H83L82 201H83V203L85 204V209H86V208H89V209H86V210H90L89 213L91 212V210H92V212H93L94 210H96V211L93 212V213H95V214H96V213H99V214H100V212H97V211L99 210V208H97L98 210H97V209H94V208L97 207V205H96V207H95V204H96V203H97V204L100 203V207H101V205H102L103 203H104V207H105V206H108L110 203H111L112 205L115 204V203H112L113 201H111V202L109 203V201H108L109 198H108V200H106L107 197L105 198V196H104L106 193H105V194H101V192H106V191H107V192H110V191L112 190L114 193H116V192H115V189L113 188V186L116 187V186H117V182H113V180H114V181L117 180ZM144 176H145V175H144ZM148 176H149V175H148ZM232 176H233V175H232ZM4 177H3V179H4ZM18 177H19V176H18ZM57 177H58V176H57ZM93 177H94V176H93ZM102 177H104V176H102ZM123 177L126 178L127 176L125 177V176L123 175ZM20 178H19V179H20ZM55 178H56V177H54L53 180H54ZM58 178H59V177H58ZM58 178H57V179H58ZM94 178H95V177H94ZM196 178H197V177H196ZM232 178H234V177H232ZM10 179H11V178H10ZM26 179H25V180H26ZM41 179H42V178H41ZM41 179H40V180H41ZM95 179H96V178H95ZM101 179H103V178H101ZM101 179H100V182L102 181ZM105 179H107V178H105ZM127 179H128V178H127ZM152 179H153V178H152ZM188 179H189V180H188ZM213 179H214V178H213ZM229 179H230V181L232 182V179H231V178H229ZM91 180H92V179H91ZM98 180H99V179H98ZM131 180H130V181H131ZM197 180H198V179H197ZM200 180H202V179H199L198 181L200 182ZM215 180H216V179H215ZM1 181L5 183L4 180H0V183H1ZM8 181H9V180H8ZM34 181H33V185H34ZM45 181H46V180H45ZM50 181H51V180H50ZM80 181H81V180H80ZM94 181H97V179H96V180L93 179L92 182H94ZM106 181H105V182H106ZM110 181H111V182H110ZM124 181H126V180H124ZM198 181H196V182H198ZM202 181H203V180H202ZM236 181H237V180H236ZM13 182H14V184H15V185H14L15 187L13 186ZM42 182H44V181H42ZM78 182H79V181H78ZM81 182H82V181H81ZM105 182H104V183H105ZM128 182H129V181H128ZM138 182H139V184H138ZM238 182H239V181H238ZM4 183H3V184H4ZM38 183H39V181H38ZM53 183H54V182H53ZM110 183H111V184H110ZM112 183H113V184H116V185H112ZM162 183H163V184H162ZM201 183H202V182H201ZM227 183H228V185H226V186L228 187V186L231 185L232 188L229 187L230 189L228 190L227 187L224 186L226 189L223 190L224 187L221 186L223 189H222V188H219V190H218L217 192L214 191V193H213L214 195H218V196L222 195V196L219 197V199H220V201L222 202V204H220L221 202H220L219 200H218L219 203H218V202L215 203V201H214V203H212V204H214V205H213L214 207H216L215 205H218V204H219V205H222V206H219V205H218V207H219L220 210H221V207H223V206H224L225 208H227V210H226L227 212H226V211H224L225 208L223 207L224 210H223V213H222V212H221L219 209H217V207H216V209H217L221 214H223L222 216H224V215H225V216H227V215L230 216V214L234 211L233 213H234L235 215H233V216H237V215H238L239 217H237L238 219L234 218V219H236V222H235V223H234V222H232V224H231V222L228 223V227H229V224H231L230 227L232 228L231 230L229 229V232H230V231L232 232V230H233V232H232L233 234H232L231 236H230V233H231V232L229 233V235L226 234V232L228 233V231H226L227 228H228V227H226L227 225H226V226H223V225H225L228 221L231 220L230 218L232 217V214H231V217H228V218L225 217V216L223 217V218H225V219H224L225 222H226V219H230V220H227L226 223H224V221H223V222H220V219H219V222H215L216 225H214V226H217V224L219 225V224H221V223H224L223 225H222V224L219 225V226L226 227V228H224V230H222V228L220 227V230H221V231H223V232L226 231L225 234H223V232H222V240L224 241V239H225L224 242H227L229 245L232 244V246H231V248H232V247L234 246L233 243H235V241H237L236 239H240V238H241L240 240L237 241L239 244H240L241 241H242V242H245V241H243V239H244V238H243V233L245 234L244 236H246V235L248 234V233H245L246 231H247V232L249 231V233H250V230L253 229V227L257 228L256 225H259L260 227H258V229L255 230V233H254V231H252V233H251L252 235H253V234L255 235L254 237H257V233H260V236H261V237L258 236V239L256 238L257 241H255V242L258 243L259 238L264 239V224L260 223V221H261V222L264 221V200H263V201L254 202L253 200H251V197H249L250 195L246 192V190H244V191L242 190L243 192H240L239 189H237V186H236L237 183H236V182H234V183H236V184L233 185V182H232V184H231V183L229 182V180H228ZM40 184L43 185V183H39V185H40ZM47 184H48V183H46V184L43 185L44 188H43V186H42V187H41V186H40V187H39V186L37 187V184H36V186H33V185H32V187H33L34 189H35V188H36V189H35V192L33 193V194H34V198L31 197V199H35V197H36V198H37L36 201H37V200H38V197H39L40 200L38 201V202H39V206H38V207H33L34 209L31 208V209H33L32 211H31V209H30V207H29V206H32V204L29 205L28 202H29L30 200H28L27 204L29 205V206H28L29 213H28L26 210H24L25 213H23V211L19 212V210H21V209H20L19 207H17V206H20V204H19L20 202H18V205L16 206L17 208H19V210L17 211V208H15V206H14L15 204H14V205L11 204V202H13V201H11L13 198L10 200L11 202H10V201L7 202V201H6L7 199H6V200H5V199H2V202H3V201H6L8 207L12 205V208H13V206H14V208H13V211H12L10 208L8 209L6 206H4L6 209L3 208V205L0 206V235H1V234H4V236H5V235H10V234L13 233L12 229H14V228L16 227V228L14 229V231H16L14 234H17V235L19 234V238L17 237L18 239L23 238V240H26V241H27V239H28L27 242H29V240H31V239L33 238L32 236H34L35 240L33 239V243H34V241H36V242H38V244H40L41 246H40V245H37V246H36V243L32 244V243H31L32 241H31L30 244H29L30 246H28V245H27L28 243L25 244L26 241H23V240L20 239V241H19L18 243H20V242L23 241L24 244L22 243V244H19V245H18V246H22V245H23L22 248L19 247V248H20V250H19V248H17V247L15 246V245L18 244V243H14V244H13V238H11V237L9 238V240H12L11 242H9V244L12 243V245H10L11 248L9 247V245H8V246H3V245H6V244H4L5 242L0 241V244L3 243V245H0V256H2V257H0V263H1V260H2V264H8V262L12 261V259H13L12 262L14 263L15 261L18 260V256H19V258L21 257V260H23V259H27V258H29V259H33V260H34V258H35L34 255H38L37 257H39V258L41 259L40 255L38 254L39 252H38V250H37V247L39 246V247H41V248L43 249L44 247H46V246H44V245H48V243L50 244V246L44 248V249L41 250V251H44L45 249L51 248V245H52V244H53L52 247L55 246V245H57L58 248H59V245H58V244H59L60 242H62V241H60L59 243H57L56 241H55L56 243L54 242V240H57V239H58L57 235H59V234L61 233V232H60V233H59V232H55V231H58V230H55V228L57 229V227H58V226H56L57 223H56V225L54 224V226H53V227L56 226L55 228L52 227V229H54V230H53L52 232L50 231V233H49V232H47V231H48V230H51V229H48V227H47V230H46V229H45L46 227L44 228V226H46L45 224H47V223H46L47 221L45 220V221H46V222H45V221L42 219V217H45V215L42 216L41 218L39 217L41 220H39L38 218H36L34 215H39V216H40L43 212H44V213H47V212H53V211H54L55 214H54V212H53L54 215L52 214V216H56V211H58L59 208H60L59 211H60L61 214H62V212H63V211L69 206V205H68V206L66 207V203H67L68 201H70L69 203H71V205H72V202H73V199H74V198H73L72 195L68 194V192H69V193H72V191H69V189L67 190V191H68L67 193H66V192L64 193V191H66V190L63 191L64 196H65V194H66V197H65V198L61 196L62 198L57 199V198H58V197H56L57 195L55 196V192H58V191L55 190L56 188L54 189L55 191L53 190V191H54V192H53L54 195L47 194V193H46L47 191H49V193H50V192L52 191V189H53V188L51 187V185H53V184H51V185H50V187L52 188L51 191H50V189H49V190H46V192H45L44 189H45V187L47 186ZM84 184H85V183H84ZM108 184H110V185L108 186ZM137 184L139 185V187H138V191H136V190H137V189H136V188H137ZM160 184H162V186H161ZM203 184H204V183H203ZM29 185H30V186H29ZM45 185H46V186H45ZM82 185H83V184H82ZM100 185H101V184H100ZM111 185H112V187H111ZM140 185H141V187H140ZM144 185H145V186H144ZM55 186H56V185H55ZM76 186H77V184H76ZM130 186H131V185H130ZM159 186H160V187H159ZM168 186H169V187H168ZM204 186H205V185H204ZM219 186H220V185H219ZM233 186L236 187L235 190H232V189L234 188ZM238 186H239V185H238ZM4 187H5V186H4ZM4 187H3V188H4ZM17 187H19V185H17ZM32 187H30V188H32ZM47 187H48V186H47ZM56 187H57V186H56ZM64 187H65V186H64ZM64 187H63V188H64ZM107 187H108V188H107ZM158 187H159V188H158ZM162 187H163V188H162ZM198 187H201V186H198ZM214 187H215V186H214ZM19 188H21V187H19ZM33 188H32V190L34 191ZM48 188H49V187H48ZM57 188H58V187H57ZM59 188H60V187H59ZM83 188H85V187H83ZM111 188H112V189H111ZM131 188H133V187L131 186ZM131 188H130V189H131ZM145 188H146V189H145ZM160 188H162V189L159 191ZM167 188H168V189H167ZM169 188H170V189H169ZM27 189L30 190V193H29V191L27 192ZM46 189H47V188H46ZM60 189H61V188H60ZM88 189H90V188H88ZM107 189H108V190H107ZM117 189H119V188H117ZM117 189H116V190H117ZM156 189H157V190H156ZM172 189H174V190H172ZM206 189H207V188H206ZM217 189H218V188H217ZM217 189H216V190H217ZM221 189H222V190H221ZM22 190H23V191H22ZM70 190H71V189H70ZM72 190H73V189H72ZM84 190H85V189H84ZM100 190H101V192H100ZM102 190H103V191H102ZM122 190H123V189H122ZM128 190H129V189H128ZM145 190H147V191H145ZM190 190H192V189H190ZM194 190H195V189H194ZM196 190L198 191V188H197V187H196ZM199 190H200V188H199ZM213 190H214V188H213ZM237 190H238V192H237ZM4 191H5V189H4ZM59 191H60V190H59ZM73 191L75 192L76 190L74 189ZM120 191H121V189H120L119 192H118L119 194L116 195V196H118V197H116L118 201L121 200V199H119V198H123V196H124V195H120ZM124 191H125V190H124ZM132 191H133V190H132ZM171 191H169V192L171 193ZM174 191H175V192H174ZM197 191H196V192H197ZM200 191H201V190H200ZM200 191H199V193H200ZM219 191H221V192H219ZM234 191H236L238 194H239V193H241V194L243 193V195H244V196L242 195V197H243V201L241 200L243 204L240 205L241 201H240V203H239V199H237V198H240V197H239V196L237 197L238 194L236 193L237 195H235V194H234ZM10 192H12V194H10ZM78 192L76 191V193H78ZM95 192H97V193H96V197H97V198H96V201H93V204H94V202H95V204L93 205V204H90V203H89L90 205H93V206H90V205H88V202H90L91 198H93V195H90V193L93 194V193H95ZM113 192H112V193H113ZM127 192H128V191H127ZM173 192H174V193H173ZM193 192H194V191H193ZM215 192H216V193H215ZM15 193H16V194H15ZM53 193H51V194H53ZM61 193H62V192H61ZM99 193H100V194H99ZM110 193H111V192H110ZM110 193H107V194H109L110 196H109V195H106V196H109V197L111 198V195H112V200H113V199L115 198V197H114L115 194H112V193L110 194ZM122 193H123V192H122ZM130 193H131V191H130ZM142 193H143V192H142ZM185 193H184V194H185ZM190 193H192V191H190ZM217 193H220V194H217ZM9 194H10V195H9ZM20 194H19V196H20ZM58 194H59V193H58ZM67 194H68V195H67ZM72 194H73V193H72ZM74 194H75V193H74ZM97 194H98V195H97ZM127 194H128V193H127ZM137 194H138V193H137ZM151 194L149 193L150 196H151ZM205 194H209V193H208V192H205ZM24 195L27 196V198H26ZM78 195H77V196H78ZM101 195H103V196H101ZM119 195H120L121 197H120ZM139 195H140V194H138V196H139ZM159 195L162 196V194H159ZM179 195L182 196V193L180 194V192H179V194L176 195V197L178 196V198L180 197V199L184 198L183 196L181 197V196H179ZM188 195H189V193H188ZM188 195H186L187 197L185 196L187 199H188ZM214 195H212V196H214ZM28 196H29V197H28ZM32 196H33V195H32ZM68 196H70V197H68ZM71 196H72V197H71ZM82 196H83V197H82ZM94 196H95V195H94ZM126 196H127V195H126ZM126 196H125V197H126ZM128 196H129V195H128ZM138 196L136 195V197H138ZM146 196H147V195H146ZM161 196H160V197H161ZM191 196H192V195H190V197H191ZM209 196H210V195H209ZM9 197H8V198H9ZM21 197H20L19 199H21ZM79 197H78V198H79ZM98 197H99V199H98ZM100 197L104 198V199L106 200V202H105V200H103L102 198L100 199ZM125 197H124V198H125ZM139 197H140V196H139ZM155 197H156V199H157V194H156ZM205 197H206V195H205ZM205 197H204V198H205ZM210 197H211V196H210ZM215 197H216V196H215ZM215 197H214V198H215ZM63 198H64V200H62ZM84 198H85V197H84ZM126 198H127V197H126ZM141 198H142V197H141ZM150 198H151V197H150ZM153 198H154V197H153ZM153 198H152V200L155 201ZM178 198H177V202H175V203H176L175 205H172V204H174V203L170 204V205H171L170 207L174 206V208H175L177 211H178V209L180 208V206H182V204L185 205V203H184L183 201H178ZM191 198H192V197H191ZM211 198H212V197H211ZM19 199H17V200H19ZM75 199H76V198H75ZM81 199H78V201L81 200ZM89 199H90V200H89ZM93 199H95V198H93ZM148 199H149V198H148ZM159 199H161V198H158V200H159ZM175 199H176V198H175ZM209 199H210V198H209ZM217 199H218V198H217ZM222 199H223V201H222ZM22 200H21V201H22ZM71 200H72V201H71ZM110 200H111V199H110ZM117 200L114 199V201H116V203H117L116 205L119 204ZM128 200H129V198H128ZM128 200H127V201H128ZM170 200H171V199H170ZM183 200H184V199H183ZM185 200H186V199H185ZM188 200H189V199H188ZM198 200H199V198H198ZM198 200H197V201H198ZM0 201H1V200H0ZM33 201H34V200H33ZM76 201H77V200H76ZM78 201H77V202H78ZM87 201H88V202H87ZM91 201H92V200H91ZM98 201H99V202H98ZM103 201H104V202H103ZM131 201H132V200H131ZM159 201L161 202V200H159ZM171 201H172V200H171ZM23 202H24V201H23ZM64 202H66V203H64ZM77 202H76V203H77ZM123 202H124V201H123ZM139 202H140V201H139ZM139 202H138V200H136V203H133L135 209H134V207H131V208H133L134 210H137L138 212H139V210H140V211H141V210L144 211L143 208H146V207L150 204V203H149L147 206H143V205H142L143 208H142L141 205H140V206L138 207V208H140V209L138 210V208L136 207V205H137ZM143 202H144V201H143ZM149 202H150V199H149ZM151 202H152V201H151ZM160 202H156V203L159 204ZM179 202L181 203V205H180ZM190 202H191V201H189V203H190ZM206 202H207V201H206ZM206 202H205V203H202V204H206ZM208 202H209V201H208ZM3 203H4V202H3ZM30 203H31V201H30ZM33 203L35 204V201H34ZM91 203H92V202H91ZM121 203H122V202H121ZM121 203H120V204H121ZM124 203H125V202H124ZM124 203H123V205H120V206H121V207L125 206ZM0 204H1V202H0ZM9 204H10V205H9ZM34 204H33V205H34ZM36 204H37V202H36ZM36 204H35V205H36ZM67 204H68V203H67ZM73 204H74V203H73ZM79 204H82V202L79 201ZM79 204H77V206H78ZM86 204H87L88 206H87ZM105 204H106V205H105ZM111 204H110V205H111ZM131 204H132V202H131ZM133 204H132V205H133ZM135 204H136V205H135ZM143 204H144V203H143ZM158 204H157L156 206H155V205H154V206L157 207ZM162 204H163V203H162ZM162 204H161V205L159 204L160 207H157L158 212H159L160 209H162V207H161ZM186 204H187V203H186ZM190 204H191V203H190ZM223 204H225V205H223ZM22 205H23V203H22ZM22 205H21V207H22ZM24 205H26V204L24 203ZM64 205H65V206H64ZM71 205H70L69 207H72V206L74 207L75 204L72 205V206H71ZM110 205H109V206H110ZM112 205H111V206H112ZM127 205L129 206L130 204L127 203ZM127 205H126V207H128ZM163 205H164V204H163ZM179 205H180V206H179ZM207 205H208V203H207ZM207 205H206V206H207ZM46 206H48V208H47ZM63 206H64V207H63ZM75 206H76V205H75ZM77 206L74 207V209H76ZM82 206H84V205L82 204L81 206H78V207L81 208ZM86 206H87V207H86ZM109 206H108V209H107L108 211H109V208H113V207H114V205H113V207H111V206L109 207ZM130 206H131V205H130ZM152 206H153V203H152V205H151V209L153 210V214H154V215L151 214V215H150L151 218H148L149 210L147 209V210H148L147 218L149 219V220L147 219L148 221H150V220L152 219V216H155V213H154V206H153V207H152ZM177 206H179L178 209L176 208ZM202 206H203V205H202ZM213 206L211 205V207H213ZM26 207H27V205H26ZM26 207H24V208H26ZM65 207H66V208H65ZM92 207H93V209H92ZM148 207H149V209H150V205H149ZM190 207H191V206H189V209H190ZM193 207H194V205H193ZM208 207H209V206H208ZM214 207L211 208V210H212V209L214 210ZM2 208H3V211L1 210ZM64 208H65V209H64ZM90 208H91V209H90ZM158 208H159V209H158ZM168 208H169V207H168ZM187 208H188V207H187ZM195 208H196V207H195ZM28 209H27V210H28ZM81 209H82V208H81ZM117 209H118V208H117ZM121 209H122V208H121ZM133 209H132V211H133V213H135L136 211L134 212ZM163 209H164V210H162V212L164 211V217L167 215L166 218L169 219L170 216H168V214L165 212V209H166V208L164 207ZM175 209H173V210H175ZM204 209H205V207H204ZM231 209H232V212L230 213V210H231ZM4 210H5V211H4ZM7 210H8V211L11 210V211L8 212ZM14 210H15V211H14ZM22 210H23V209H22ZM49 210H50V211H49ZM52 210H53V211H52ZM55 210H56V211H55ZM61 210H62V211H61ZM66 210H67V209H66ZM102 210L104 211V209H102ZM105 210H106V207H105ZM107 210H106V212H108ZM113 210H114V209H112L111 211L113 212ZM128 210H131V209H128ZM152 210H150V211H152ZM155 210H156V208H155ZM176 210H175V211H176ZM182 210H183V209H182ZM184 210H185V212H186V209H184ZM191 210H192V207H191L190 211H191ZM206 210H207V209H206ZM213 210H212V211H213ZM217 210H216V211H217ZM99 211H100V210H99ZM115 211H116V206H115ZM120 211H121V210H120V208H119L118 212L116 211V213H120ZM122 211L125 212V209H122ZM132 211H127V213L129 214V213H131ZM166 211H168V212L170 213L169 209L166 210ZM188 211H189V210H188ZM5 212H6V214H5ZM12 212H13L14 215H16L17 212L19 213L18 217H17V215H16V217H17L16 219H15V216H14V219H15L16 221L20 220V218L22 219L23 216H29L28 218H29V221H31L30 223H31V224L33 223V229L30 230L31 227H32V225H31L30 223H28V222L25 221V222L28 223V225L30 226V227L28 226L30 231L27 230L28 233H26V231H25L24 228H23V231H25V233H26V234L24 233V234H25L24 237H23V234H22L23 231L21 232L22 237H21L20 232H19V230H20L22 227H19L20 225L17 227L16 224H15V227H12V226L14 225V224H12V222H16V221H15V220H14V221L11 220V221H12L11 223H10V221H9V220L12 218V216H13ZM14 212H15V213H14ZM60 212H57V214L60 213ZM92 212H91V213H92ZM109 212H110V211H109ZM138 212H136V213H138ZM145 212H146V211H145ZM145 212L142 213V215H140V217H139L140 220H141V219H144V218H142V216H143L144 214H146ZM179 212H180V211H179ZM209 212H210V211H209ZM224 212H225V213H224ZM9 213H11L10 216L6 217ZM20 213L22 214V216L20 215ZM26 213H27V215H25ZM93 213H92V214H93ZM171 213H172V212H171ZM191 213H192V212H191ZM202 213H203V212H202ZM202 213H201V214H202ZM48 214H49V213H48ZM48 214H47V215H48ZM50 214H51V213H50ZM50 214H49V215H50ZM92 214H90V215H92ZM107 214H108V213H107ZM110 214H111V213H110ZM112 214H113V213H112ZM114 214H115V213H114ZM121 214H122V212H121ZM128 214H126V212H125L126 217H127ZM158 214H159V213H158ZM160 214H161V213H160ZM165 214H166V215H165ZM177 214H179V213H177ZM193 214H194V213H193ZM193 214H192V218L194 217ZM196 214L198 215V213H196ZM212 214H214V211L212 212ZM218 214H219V213H218ZM5 215H6V216H5ZM31 215H32V217L30 218ZM62 215H63V214H62ZM122 215H124V214H122ZM122 215L120 216V214H119V215L116 216V218H117V217H118V218H119V217H125V215H124V216H122ZM132 215H133V214H132ZM135 215H136V214H135ZM137 215H138V214H137ZM137 215H136V216H137ZM174 215H175V213H174ZM183 215H185V214L183 213ZM20 216H21V217H20ZM58 216L60 217L59 219H61V215H59V214L56 216V219H58V218H57ZM93 216H94V215H93ZM95 216H96V215H95ZM97 216H98V215H97ZM102 216H104V215H102ZM102 216H101V217H102ZM107 216H108V215H107ZM136 216H133V217H136ZM138 216H139V215H138ZM144 216H145V215H144ZM175 216H176V218H177L179 215H178V216L175 215ZM175 216H174V217H175ZM181 216H182V215H181ZM216 216H217V215H216ZM50 217H51V216H50ZM50 217H49V218H50ZM112 217H114V216L112 215ZM162 217H163V216H162ZM162 217L160 216L159 219L162 220ZM179 217H180V216H179ZM196 217H197V216H196ZM203 217H204V216H203ZM253 217H255V218H253ZM256 217H257V218H256ZM7 218H10V219L8 220ZM51 218H52V217H51ZM88 218H89V216H88ZM90 218H91V217H90ZM104 218H105V217H104ZM106 218H107V217H106ZM109 218H110V217H109ZM114 218H115V217H114ZM116 218H115V219H116ZM154 218L157 220V223L159 222L160 225H162L161 220H158V219H157L158 216H155ZM154 218L152 219L153 221H154ZM166 218H163V219H166ZM172 218H173V217H171V221L173 220ZM192 218H191V216H190L188 219L192 221ZM199 218H201V217H199ZM209 218H210V217H209ZM25 219H27V218H25ZM44 219H45V218H44ZM47 219H48V216H47ZM53 219L56 220L54 217H53ZM119 219H120V218H119ZM121 219L123 220V218H121ZM121 219H120V220H121ZM135 219H136V220H134V219L132 218V220L135 221V222L132 221L133 223H136V221H137V217H136ZM145 219H146V217H145ZM145 219H144V221L146 222ZM185 219H187V218H185ZM201 219H202V218H201ZM254 219H255V220H254ZM257 219H258V220H257ZM38 220H39L40 222H43L44 226L41 225L42 223H41V224H39V222L37 223ZM42 220H43V221H42ZM91 220H93V219L91 218ZM94 220H95V217H94ZM104 220H106V219H104ZM113 220H114V219H113ZM128 220H129V219H128ZM140 220H138L139 222H137V223H140ZM169 220H170V219H169ZM193 220H194V218H193ZM197 220H198V219H197ZM205 220H206V218H205ZM210 220H211V219H210ZM210 220H209V223H210V222H211V223L214 222V221H210ZM222 220H223V219H222ZM222 220H221V221H222ZM232 220H233V219H232ZM48 221H50V222L53 224V223H55V222H58L59 220H56V221L54 222V221L51 219V220H48ZM52 221H53V222H52ZM89 221H90V220H89ZM99 221H100V220H99ZM106 221H107V220H106ZM114 221H115V220H114ZM126 221H127V219H126ZM144 221H142V222H143L142 225H141V224H137L138 227L142 226V227H141V230L139 229V232H141L142 234L140 233V235H139V234H138L139 232H138L137 234L141 237L140 239L144 238V239L146 240V243H145V241H141V240L138 238L139 236L137 237V235H136V238H133V237L135 236V234H136V232L133 233V231H138V229H136V227H135V230H133V229H134L133 226H137L136 224H134L133 226L130 225L131 223L129 224L130 226H132V229L130 228V229H131L130 231H132V233H133L134 236L128 234V237H127V235H125L124 238H123V236L121 237V235H124V234H125V233H124L125 230L127 231V233L130 232L129 230H127L129 227H128L127 224H126V227H127V228H126V229L124 228L123 232H121L122 234L120 233L119 228L122 230V228L125 227V226H123V223H128V222H125V219H124V221L122 222V226H120L121 224H116V225H115V226H116V228H115L116 231L119 230V232H117V233H116V231L114 232V233H116V235L118 234V236L115 235L117 238L114 237V239H113V237H111V238L113 239V240H112L113 242L110 241V240L107 239V238H106V240H105V239H102V240L100 241V238H99L98 236H97L98 238H97V239H94L93 241L96 242V243H100V245H104V244H102L103 241L105 240L104 242L107 243L108 240H109L110 244L112 243V245H114V247H115V248H114L113 246H111V248L108 247V248H109V251H111L110 249L114 248V251L112 250V251L110 252V253L114 252V253L110 254V257L112 256V258H113V254H115L116 252H118V254L116 253V255H115V256H117V258H116V259L113 258V259H115V261H116L117 263H119V261H117L118 258H119V260H121L120 262H122L123 259H121V257L125 256L126 259L123 257V258L125 259L124 261L129 262V263L125 262L126 264H135L136 261H138V258H139V260H142V259H141L142 254H140V253L142 252V250H143L142 253H144V252H146V254L149 253V255L151 254L152 257H153V255H154L155 253H158V249H157V248H159V246L156 247V246H154V245L159 244V241H157L158 243H157L156 241L153 242V240H151L152 238H151V239L149 238V237H151V236H148V235H149L148 232H150V230L148 231V229H147V231L145 230V232H143L144 229L149 228V226H150L149 224L152 223V222H150V223H149V222L144 223ZM180 221H181V220L179 219V223H178V222L176 223V221L174 220V222H175L176 224H179V227H180V225H181V227H182V226L185 224V222H182V221L180 222ZM187 221H188V220H187ZM191 221H189L190 224L193 223V222H191ZM195 221H196V220H195ZM199 221H200V220H199ZM233 221H235V220H233ZM256 221H257V222H256ZM22 222H23V219H22V221H21V224H24V223H22ZM91 222H92V221H91ZM116 222H117V221H116ZM162 222H163V221H162ZM164 222H167L166 226H165ZM164 222H163L164 225H162V227H164V226L167 227V225H168V221H164ZM189 222H188V223H189ZM18 223H19V221H18ZM51 223H50V226L52 225ZM59 223H62V220H60ZM59 223H58V225H59ZM101 223H103V222L101 221ZM111 223H112V227H113L115 223H114V222H111ZM171 223H173V221H172ZM171 223H170V226H171ZM175 223H174L175 227H172L173 225L171 226L170 232L167 230V232L165 233L166 228L164 227V228H165V231L163 230V231H164V234H167V236H166V235L164 236V234H163L164 239H166V238L168 237V235H171V236L168 237V238L170 239V242H169V239L167 238L168 240L166 239L167 242H165L166 245L164 244L165 247H164V245H163V249H165L164 252H167L166 249H168L170 246H171V247H175V248L177 247V244H176V243H175V244H171V245L169 244V243L173 242V241H171V237H172V236H174V240L177 241V243H178V248L180 247L179 249H181V252H182V248H183V249H184L185 247L188 248L187 246H190V245H188V244H189V243L192 244V243L189 242V241H186V242H185V241H184V238H185V237H183V241H181V239H180V240H176L177 238H179V234L181 235V238H182V235H183V234L180 233V229H178V228L176 227V224H175ZM181 223H184V224L182 225ZM201 223H202V222H201ZM205 223H207V222H205ZM263 223H264V222H263ZM90 224H92V223H90ZM99 224H100V223H99ZM109 224H110V222H109ZM147 224H148L149 226H147ZM155 224H156V223H155ZM186 224H187V223H186ZM186 224H185V226H187ZM11 225H12V226H11ZM40 225L42 226V228L40 227ZM48 225H49V222H48ZM48 225H47V226H48ZM61 225L63 226V224H60L59 226H61ZM102 225H103V224H102ZM110 225H111V224H110ZM118 225H119V226H118ZM151 225H154V224H151ZM156 225H157V224H156ZM158 225H159V224H158ZM160 225H159V226H160ZM192 225H193V224H192ZM50 226H49V227H50ZM106 226H107V225H106ZM106 226H105V227H106ZM115 226H114V227H115ZM188 226H189V224H188ZM201 226H202V225H201ZM210 226H211V225H210ZM219 226H218V227H219ZM23 227H24V226H23ZM25 227L28 229L27 225H25ZM64 227H65V226H64ZM101 227H102V226H101ZM107 227H108V226H107ZM114 227H113V228H114ZM168 227H169V225H168ZM168 227H167V229H168ZM18 228H19V229H18ZM43 228H44V229H43ZM61 228H62V227H61ZM109 228H110V227H109ZM117 228H118V229H117ZM154 228H158V226H155V225H154ZM159 228H160V227H159ZM174 228H176V229H174ZM255 228H254V229H255ZM58 229H60V227H59ZM66 229H67V228H66ZM66 229H65V230H66ZM102 229H103V228H102ZM149 229H151V231H153V228H152V227L149 228ZM225 229H226V230H225ZM254 229H253V230H254ZM60 230H61V229H60ZM63 230H64V229H62V231H63ZM105 230H106L105 232H107V228H106ZM159 230H162V229L160 228ZM20 231H21V230H20ZM40 231H43V233H40ZM100 231H101V230H100ZM110 231H111V230H110ZM156 231H157V230H156ZM171 231H172L173 233H171ZM177 231H179V234H178ZM44 232H47V233L44 234ZM63 232H64V231H63ZM96 232H97V231H96ZM101 232H102V231H101ZM157 232H158V231H157ZM174 232H175V234H174ZM176 232H177V234H176ZM256 232H257V233H256ZM9 233H10V234H9ZM51 233H53V234H51ZM54 233H56V235H54ZM58 233H59V234H58ZM64 233H66V232H64ZM102 233H103V232H102ZM109 233H110V232H109ZM109 233H108V234H109ZM114 233H113V234H114ZM119 233H120V234H119ZM127 233H126V234H127ZM132 233H131V234H132ZM154 233H155V232H153L152 234H154ZM158 233H160V232H158ZM198 233H200V232H198ZM198 233H197V234H198ZM108 234H107V235H108ZM150 234H151V232H150ZM173 234H174V235H173ZM220 234H221V233H220ZM44 235L47 236V237L44 238ZM53 235H54L57 239H55V238L53 237ZM89 235H91V234H89ZM95 235H99V232H98V233H95L94 236H95ZM100 235H101V236H100ZM100 235H99V236L102 238L103 235H102L101 233H100ZM107 235H106V236H103V238H104V237H108ZM129 235H130V237H129ZM160 235H161V234H160ZM175 235H176V236H175ZM223 235H224V239H223ZM258 235H259V234H258ZM113 236H114V235H113ZM119 236H120L121 238H123V241H121V243L118 242V244H121V246L119 245V248H118V244H115L114 242H116V240H118ZM146 236H148V237H146ZM152 236H154V238H153L154 240H157V238H159V237L156 236V234H155V235H152ZM14 237H15V235H14ZM125 237H127L128 239L126 240ZM165 237H166V238H165ZM190 237H191V236H190ZM211 237H212V236H211ZM250 237H251V236H250ZM254 237H253V238H254ZM6 238H7V236H5L4 238H1V237H0V239H1V240H4V241H7V240H8V238H7V240H5ZM17 238L15 237V239L18 241ZM46 238H47V240H46ZM85 238H87V237H85ZM92 238H93V235H92ZM109 238H110V237H109ZM131 238H133L135 241H137L138 239L140 240L141 243H138V244H139L138 246L143 245V244L145 243V244L143 245V246H145V249H143V246L136 247V245H134V243L136 244L137 242H132L133 240H132ZM137 238H138V239H137ZM146 238L148 239V243H147V239H146ZM155 238H156V239H155ZM160 238H161V237H160ZM175 238H176V239H175ZM242 238H243V239H242ZM246 238L249 239L248 237H245V239H246ZM88 239H91V236H90V238H88ZM88 239H87V241H88ZM115 239H116V240H115ZM124 239H125V240H124ZM129 239H130L131 242L129 241L130 244H127V242H128ZM136 239H137V240H136ZM144 239H143V240H144ZM149 239H150L151 242L153 243L152 246L156 247L157 252L155 251L154 247L147 246V245H151L150 242H149V241H150ZM161 239H162V238H161ZM185 239L188 240V238H185ZM210 239H211V238H210ZM210 239H209V240H210ZM245 239H244V240H245ZM247 239H246V241H247ZM16 240H14V241H16ZM97 240H98V241H97ZM120 240H121V239H119V241H120ZM213 240H214V239H213ZM213 240L211 239V241H213ZM254 240H255V239H254ZM254 240H253V241H254ZM260 240H261V239H260ZM52 241H53V242H52ZM57 241H58V240H57ZM84 241H86V240H84ZM87 241H86V242H87ZM90 241H91V240H90ZM124 241H125V242H124ZM195 241H196V239H195ZM217 241H218V240H217ZM239 241H240V242H239ZM101 242H102V243H101ZM123 242L125 243V245H131V244L133 243V244L131 245V247L134 246V248H136L137 251H136V249H135V250H132V249H134V248H131L130 246H125ZM129 242H128V243H129ZM142 242H143V243H142ZM179 242H180L181 244H180ZM188 242H189V243H188ZM206 242H207V241H206ZM213 242H214V241H213ZM220 242H221V238H220ZM237 242H236V243H237ZM242 242H241V243H242ZM259 242H260V241H259ZM89 243L92 244V242H89ZM154 243H156V244H154ZM173 243H174V242H173ZM215 243H217V242H215ZM215 243H214V244H215ZM245 243H246V242H245ZM249 243H250V242H249ZM7 244H8V243H7ZM31 244H32V247H31ZM54 244H55V245H54ZM122 244H123L124 246H122ZM146 244H147V245H146ZM167 244H168V246L170 245L168 248L166 247ZM179 244H180L181 246H180ZM203 244H204V243H203ZM206 244H207V243H206ZM210 244H211V243H210ZM210 244H209V245H210ZM212 244H213V243H212ZM222 244H225V243L222 242V243L219 244V245H222ZM228 244H227V245H228ZM239 244H237V245H239ZM263 244H264V243H263ZM86 245H87V244H85V247H87ZM108 245H109V243H108ZM116 245H117V247H116ZM172 245H173V246H172ZM182 245H183V246H182ZM186 245H187V246H186ZM199 245H200V244H199ZM215 245H216V244H215ZM227 245H226V248H227ZM235 245H236V244H235ZM237 245H236V246H237ZM247 245H248V244H247ZM261 245H262V242H261ZM13 246H14L15 248H14ZM27 246H28L29 249H28V248L26 249ZM91 246H93L94 249H95L96 247H98V246H95V247H94V244H92ZM91 246L89 247V245H88L89 249L92 248ZM105 246H106V245H105ZM109 246H110V245H109ZM184 246H185V247H184ZM205 246H206V245H205ZM223 246H225V245H223ZM262 246H263V245H262ZM30 247H31V248H34L33 251H31V248H30ZM120 247H121V248H120ZM122 247H125V249L122 248ZM129 247H130V248H129ZM146 247H147V248H146ZM150 247H151V248H150ZM208 247H209V246H208ZM229 247H230V246H229ZM229 247H228V248H229ZM243 247H244V243H243ZM23 248H24V249H23ZM58 248H54V247H53L54 250H55V249H58ZM60 248H61V247H60ZM71 248H72V247H70V249H71ZM82 248H83V247H82ZM103 248H105V247L103 246ZM116 248H118V249H116ZM138 248H140V249L142 248V249L139 250ZM152 248L154 249V251H153L154 253H153V252L151 253V251H152L151 249H152ZM175 248H173V249H174L173 251L177 250L178 253H177V252H175V253H176V254H181V252L178 251V248H177V249H175ZM194 248H195V247H194ZM231 248H229V249H231ZM233 248H234V247H233ZM263 248H264V246L262 247V249H263ZM21 249L25 251V256H24V254H23L24 251L19 252V251H21ZM53 249H51L52 251H51V250H49V251H48V250H45V252L48 251V252L45 253V254H48V256H51V254L53 255V253H55V252L53 251ZM89 249H88V250H89ZM94 249H90V250H91V253H92V250L94 251ZM115 249H116V250H120V249H121V250H120V251H116ZM122 249H124V250H122ZM163 249L160 247L159 250H163ZM213 249H214V248H213ZM234 249H235V248H234ZM26 250H27V251H30V253L26 252ZM35 250H36V252H35ZM58 250H59V249H58ZM74 250H75V249H74ZM88 250H87V251H88ZM98 250H100V249L98 248ZM103 250H104V249H103ZM106 250L108 251L107 248H106ZM184 250L186 251V249H184ZM194 250H195V249H194ZM235 250H236V249H235ZM50 251L53 252V253H49ZM56 251H57V250H56ZM62 251H63V252H62ZM64 251H65V248H62L60 251H57V253H58V252L61 253L62 255H61L60 257H61V258L64 257V258H62V260L65 261V258L67 257V254H66L65 252H67V251H65V252H64ZM87 251H85L86 254H87ZM101 251H102V250H101ZM101 251H100V252H101ZM148 251H149V252H148ZM173 251H171V250L169 249L168 252L172 253ZM197 251H198V250H197ZM214 251H215V250H214ZM262 251L264 252V249H263ZM71 252H72V251H71ZM83 252H84V251H83ZM89 252H90V251H89ZM104 252H105V251H104ZM147 252H148V253H147ZM159 252H160L161 255H157L158 257H156V256L153 257V258H157V259H156V260H157L156 262H155V259H151L152 257H151V258L149 257L150 262H151V263H149V264H153V261H154L155 264L158 263V262H160V261H158V258L161 259V258L164 257L165 255H166L165 258H162V259H164V261H165L166 259H167V260L169 259V258H167V257H168V254H166V253H164V252H163V253H164V254H163V253H161V251H159ZM179 252H180V253H179ZM183 252H184V251H183ZM183 252H182V254H183ZM228 252H229V251H228ZM235 252H236V251H235ZM20 253H22V254H20ZM26 253H27V254H26ZM33 253H35V254H33ZM42 253H43V256L45 257L46 255H44V252H42ZM63 253H64V254H63ZM69 253H70V252L68 251V254H69ZM74 253H75V252H74ZM91 253H90V254H91ZM98 253H99V252H98ZM124 253H127V254H128V255H127V256H129L128 259H127L126 255H125ZM170 253H169V254H170ZM173 253H174V252H173ZM173 253H172V254H173ZM185 253H186V252H185ZM19 254H20V255H19ZM30 254H32V256H30ZM81 254H82V253H81ZM101 254H102V253H101ZM162 254H163L164 256H162ZM182 254H181V256H183ZM22 255H23L24 257H26V256H27V257H26V258H23ZM55 255H56V253H55ZM64 255H66V256H64ZM104 255H105L104 258H105V260H106V255L109 256V253H108V252H105ZM137 255H138V257H137ZM139 255H141V256L139 257ZM151 255H150V256H151ZM170 255H171V254H170ZM170 255H169V256H170ZM173 255H174V254H173ZM189 255H190V254H189ZM29 256L32 257V258H30ZM53 256H54V255H53ZM69 256H73V255H71V253H70V254L68 255V257H69ZM79 256H80V255H79ZM88 256L90 257L89 254H88ZM94 256H95V254H94ZM115 256H114V257H115ZM160 256H162V257L160 258ZM186 256H187V255H186ZM201 256H202V255H201ZM212 256H213V258L215 257L214 255H212ZM217 256H218V255H217ZM3 257H4V260H5V261H4L5 263H3V259H2ZM5 257H6L9 261H8L7 259H5ZM68 257H67V258H68ZM110 257H109V259H108V257H107V259L110 260ZM131 257H132V258H135V257L137 258V259H134V260H136V261L133 260L135 263L132 261V258H131ZM143 257H144V259L146 258V257H145V253H144ZM172 257H173V256H172ZM189 257H190V256H189ZM39 258H38V260H39ZM45 258H46V257H45ZM49 258H50V257H49ZM67 258H66V260H67ZM100 258H102V257H100ZM100 258H99V259H100ZM216 258L218 259V257H216ZM14 259H16V260H14ZM29 259H27V262H28V263H29ZM35 259H36V258H35ZM70 259H71V261H72L73 259L75 260V258H73V257H71ZM76 259H77V258H76ZM86 259H91V258H88L87 255H86ZM86 259L83 260V262H84V263L82 262L83 264H86L85 262H90V261H91V260H89V261L87 260V261H86ZM113 259L111 260V262L113 261ZM129 259H130L133 263L130 262ZM147 259H148V255H147ZM220 259H221V258L219 257V259H218L219 262H220ZM33 260H30V262L33 263ZM38 260L36 259V260H34V261H37V262H38ZM43 260H44V258H43ZM74 260H73V262H74ZM145 260H146V259H145ZM151 260H153V261H151ZM167 260H166V261H167ZM213 260L216 261V259H213ZM213 260H212V261H213ZM6 261H8V262H6ZM25 261H26V260H25ZM25 261H22V263L24 264ZM64 261H63V263H64V264H67L68 261H69V259H68L66 262H64ZM102 261H104V260H102ZM142 261H144V260H142ZM142 261H141V263H142ZM169 261H170V259H169ZM169 261H168V262H169ZM179 261H180V260H179ZM12 262H10V263L12 264ZM19 262H20V259H19ZM19 262H18V263H19ZM41 262H42V264H46L45 261H41ZM41 262L39 261L38 264H39V263L41 264ZM61 262H62V261H61ZM69 262H70V261H69ZM79 262H80V261H79ZM111 262H110V261H107L106 264H111ZM116 262H115V263L112 262V264H117ZM171 262H172V260H171ZM171 262H170L169 264H171ZM221 262H222V261H221ZM20 263H21V262H20ZM34 263H36V262H34ZM77 263H78V262H77ZM77 263H76V264H77ZM96 263L98 264V263H101V262H100V260L98 261V259H97V262H96ZM102 263H105V261L102 262ZM122 263H123V262H122ZM122 263H121V264H122ZM141 263L138 262V264H141ZM16 264H17V262H16ZM30 264H31V263H30ZM68 264H70V263H68ZM73 264H75V263H73ZM87 264H88V263H87ZM92 264H95V262H93ZM136 264H137V263H136ZM142 264H143V263H142ZM144 264H146L145 261H144ZM159 264H160V263H159ZM163 264H165V263H163ZM166 264H167V262H166ZM216 264H217V263H216ZM219 264H221V263H219ZM222 264H223V263H222Z\"/></svg>", "mask_w": 264, "mask_h": 264}]
</instances>
